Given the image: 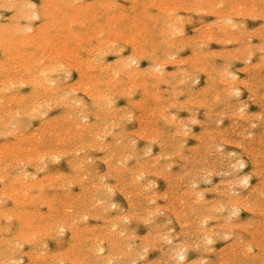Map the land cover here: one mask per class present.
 Masks as SVG:
<instances>
[{
    "label": "rangeland",
    "instance_id": "374dc122",
    "mask_svg": "<svg viewBox=\"0 0 264 264\" xmlns=\"http://www.w3.org/2000/svg\"><path fill=\"white\" fill-rule=\"evenodd\" d=\"M1 1V7H3V8H1L0 7V17L2 16V18H0V27H13L15 24H19V25H21V26H25L26 25V19L24 18L23 19V16H22V13H21V15H20V10L22 9V8H25V7H27L28 5H30V4H32L33 3V5H37V7L36 8H42L43 6L44 7H48V5H47V1H49V4H50V1L51 0H43L44 1V3H42L41 4V2H43L42 0H29V2H27L28 0H21L20 1V4H19V1H17V0H7L8 2H6V0H0ZM13 3H12V2ZM47 3H46V2ZM52 1H54V0H52ZM51 1V2H52ZM58 1H60V2H63V3H60V2H58ZM70 2L69 3H71V0H69ZM88 1V2H87ZM91 0H77V1H73L72 0V3L71 4H68L69 6H68V8L67 9H69V11H71V13L72 12H74L75 14H77L76 15V17H77V20L79 19V17H80V19H82V18H84V13L83 14H81L82 12H80L82 9L81 8H84L83 6H78V5H80V4H89L88 6H91L92 4H90V3H93V6H95V9L93 8V6H91V8H93L92 10L94 11L95 10V14L97 15V13H98V20L100 21H97L98 22V24L100 23L101 24V22H103L104 23V21H102V19L104 18L105 19V17L106 16H110L111 17V15H113V16H119V15H121L123 12H121L120 10H124L125 12V15H128V17H131V15H132V17L134 16V15H136V16H134V17H137L138 16V14H140V12H141V10L143 9V7L141 6V4H142V2L143 1H145V2H143V3H146V1L147 0H100V1H98V0H93V2L91 1ZM97 1H98V3H97ZM109 2L110 4H111V6H110V4L109 3H107L106 2V4H108L109 6H110V8L111 9H109V7H107V9H108V11H107V15L105 14V11H102V12H100V10H102L103 8H106V6L107 5H103V6H100L101 5V3H103V2ZM112 1V2H111ZM136 1V3H134V2ZM139 1V3L137 4V2ZM172 1V2H171ZM183 1V2H182ZM193 0H190L189 2H188V0H186V3H184L185 2V0H168V2H167V4H165V6H167L168 7V9H167V7H165L166 9H158V7H153V8H151V10H148V12H150L151 14H156V15H161V14H159L160 12H163L162 13V15L164 14V16H167L166 17V19L168 20V21H170V20H172V22H167V28L166 29H164V28H162V27H166L165 25H166V22H165V24H164V26L162 25V27H160L161 25H158V24H152V21L150 20V21H148L149 19H145V20H143L144 21V23H142V25H141V27H140V29H142V30H140V32L138 31V33H139V35H138V33H137V31H136V33H137V35H136V33L134 34V29H136L137 30V28H134V27H132V28H130L133 32H129V28H127V30L125 31V28H123L124 27V25L122 24L121 25V31H122V35H123V37H122V35H119L120 37H117L116 36V34L113 36V34L111 35V37H109L108 36V34H107V31L104 29V31H101V32H99L98 33V31H95V32H93V34H94V36L92 37V41H90V48L93 46V44H95L94 45V47H92L91 49H92V51L94 50V52H92V51H90L86 56L89 58V60L92 58L93 60H90V64H91V66L89 65V66H84L82 69H79L78 68V66H77V64H75V62H73V61H71L70 59H68L67 57H57V58H55L54 60L53 59H51V58H49V55L51 56L52 55V50L49 52L50 54H47V55H45L44 56V58L45 59H43V62H44V66H46L47 64V66H49V67H51L52 69L51 70H53V72L51 73V74H47V75H43V76H47V77H45V80L46 81H43V84L42 85H39V87L38 88H36V90L35 91H33L32 90V85L31 84H29L28 82H26V81H28L29 80V77L28 76H25L23 73H22V71L20 70V69H18L17 68V63L15 62V59L13 58V56H12V58L11 57H7V55L5 54V53H3L4 51H3V49L0 47V63L1 64H3V65H0V81H1V79H2V81L0 82V144L1 143H3V145H1L0 146V149H1V151H0V254H1V261H0V264H4V262L5 263H7V264H12V262L13 261H11V260H14V261H16L17 259L19 260H17L16 262L18 263V264H29V263H31V264H42V262H44V264H156V263H158V261H160L161 263H159V264H182V260H184V262H183V264H188L189 262H191V263H189V264H199V262H197L195 259H200V257H201V261H205L206 263H204V261H203V263L200 261V264L202 263V264H209L210 262L211 263H213V264H216L217 262V264H224V262L222 263V261H225L226 260V262L225 263H227V262H229L230 263V261H231V263L230 264H260L261 262H262V260H264L263 258H264V249H263V247H264V241H263V237H264V234H263V231L264 230H262V227H264L263 225H264V223H262V222H264V213H263V211L261 210L262 208H263V210H264V197H262L263 196V194H264V184L262 185V182H263V180H264V164H263V160H264V146L262 147L261 146V142H260V140H262V144L264 145V143H263V141H264V104H262V105H259V104H261V103H264V94L262 93V92H264V82H263V80H264V59H260V58H263L264 56L263 55H261V54H264V52L263 51H259V50H262V49H259L258 48V46L257 45H259V47L260 48H264V45L263 46H261L262 45V42H260V41H262V39H263V37H262V34H263V32H264V29H263V24L262 23H264V15H262V13H260L261 12V10L263 11V9H264V7H262V5L264 4V0L263 1H260V2H258V0H253V4L251 5L250 3H252V0H245V2H244V5H243V7L244 8H247V9H244L243 7H241V5L243 4V3H241L242 2V0H236V1H234V0H225L224 2L225 3H221L220 5H219V3L222 1L223 2V0H215V3H214V0H205L204 1V3L202 2H200V1H198L197 2V0L196 1H194V2H192ZM208 1V2H207ZM219 1V2H218ZM239 1V2H238ZM241 1V2H240ZM4 2V3H3ZM25 2V3H24ZM31 2V3H30ZM40 2V3H39ZM58 2V6L60 7V8H64L63 10H67L66 9V6H64L63 4L65 3V1L64 0H55V3H57ZM74 2V3H73ZM99 2H101L100 3V5L98 6V8H97V5L99 4ZM115 2V3H114ZM177 2V3H176ZM191 2V3H190ZM196 2V3H195ZM232 2V3H231ZM5 3H7L8 5L6 6V8L4 7L5 5H3V4H5ZM10 3V4H9ZM19 4V6H17L18 4ZM67 3H68V0H67ZM95 3V4H94ZM114 3V4H113ZM118 3H120V6H119V8H120V10H118L117 9V4ZM174 3V4H173ZM189 4V5H186V4ZM195 3V4H194ZM228 3H230L229 5H228ZM236 3V4H235ZM248 3V4H247ZM28 4V5H27ZM75 6H74V5ZM136 4V5H135ZM177 4V5H176ZM181 5V10H178V7H179V9H180V5ZM183 4H185V5H183ZM205 4V5H204ZM208 4V5H207ZM215 4H218L217 6L215 5ZM226 4V5H225ZM232 4V5H231ZM241 4V5H240ZM245 4L247 5V6H245ZM249 4H250V6H249ZM257 4V5H256ZM3 5V6H2ZM9 5H13V7H9ZM27 5V6H26ZM41 5V6H40ZM43 5V6H42ZM116 6L115 8L113 7V6ZM119 5V4H118ZM123 5V6H122ZM132 5H133V7L135 8L134 10H131V9H133V8H130V7H132ZM211 5V6H210ZM223 5V6H222ZM234 5V6H233ZM239 5V7L238 8H240L239 9V11H240V14H238L239 13V11L237 10L238 8H237V6ZM256 5V6H255ZM78 7V8H75V7ZM122 6V7H121ZM128 8L129 6V8H128V10H126V8ZM128 6V7H127ZM164 6V5H163ZM176 6H177V9L175 10L174 8H176ZM189 8H188V7ZM191 6H192V8H191ZM196 6H198V8L200 9V10H198L197 9V11H196ZM206 8V10H209V9H211L210 10V12L209 11H205V9H204V7ZM228 7V9H229V7H231V9H229V10H227L226 11V9L227 8H225V7ZM252 6V7H251ZM7 7H9V8H11V9H9V8H7ZM17 7H18V11L16 10L17 9ZM29 7V6H28ZM86 7H87V5H86ZM113 7V8H112ZM124 7V8H123ZM171 7V8H170ZM182 7H184L185 8V10L184 9H182ZM186 7L188 8L187 9V11H186ZM195 7V8H194ZM235 7L237 8V9H235ZM250 7V8H249ZM256 7L258 8V9H256ZM259 7L261 8V10L259 11V14H260V16H259V14L257 15L256 13H257V11L259 10ZM170 8V9H169ZM173 8V9H172ZM190 8H191V10H190ZM203 8V9H202ZM218 8L220 9V11L218 10ZM222 8H223V10H222ZM16 10V11H14V10ZM30 9H32V8H30ZM61 9V10H62ZM71 9V10H70ZM75 9H77V10H75ZM80 9V11L77 13V11ZM98 9V10H97ZM116 9V10H115ZM129 9H130V11H129ZM216 9L218 10V12L216 11ZM251 10V11H248L249 13H247L248 15L250 14V15H252L251 14V12L252 13H254L255 14V16L254 15H252L251 17H249V16H247V14H244V13H242L244 10H245V12L247 11V10ZM62 10V11H63ZM110 10V11H109ZM111 10L113 11V10H115L114 12H111ZM117 10H118V12H117ZM136 10H138V11H136ZM163 10V11H162ZM169 10H171V11H169ZM175 11V14H174V11ZM178 10V11H177ZM202 10H203V12H202ZM226 12H225V11ZM232 10V11H231ZM238 12H237V11ZM242 10V11H241ZM82 11H84V9L82 10ZM135 11V12H134ZM160 11V12H159ZM173 11V12H172ZM177 11V12H176ZM193 11H196V12H193ZM255 11H256V13H255ZM15 12H17V13H19V14H17V13H15ZM65 13H66V11H64ZM121 12V13H120ZM127 12V13H126ZM133 12V13H132ZM142 12H144V11H142ZM153 12V13H152ZM233 12V14L235 13L236 14V16H232L231 15V13ZM13 13V14H12ZM63 13V12H62ZM73 13V14H74ZM100 13H102L101 15H105V17L103 16V17H101V15H100ZM123 13V14H124ZM131 15H130V14ZM206 13V14H205ZM215 13V14H214ZM226 13L228 14V15H230V16H227L226 15ZM263 13H264V11H263ZM16 16H15V15ZM74 14V15H75ZM80 14H81V16H80ZM116 14H118V15H116ZM134 14V15H133ZM154 14V15H155ZM173 14L174 15H176V16H178L177 18H176V16H175V19H174V17L172 18V16H173ZM211 14V15H210ZM219 14H221V15H219ZM237 14H238V16H237ZM22 17H20V16ZM64 15V14H63ZM83 15V16H82ZM130 15V16H129ZM161 15V16H162ZM179 15H181L180 17H179ZM201 15H202V17H201ZM256 15L259 17H256ZM99 16L101 17V18H99ZM147 16V15H146ZM221 16V17H220ZM222 16H224V18L222 17ZM232 16V17H231ZM244 16V17H243ZM10 17V18H9ZM13 17H15V18H13ZM20 17V18H19ZM131 17V18H132ZM148 17V16H147ZM188 17V18H187ZM190 17V18H189ZM201 17V18H200ZM205 17H207V18H205ZM222 18V19H220V18ZM243 17V18H242ZM253 17V18H252ZM255 17H256V19H255ZM263 17V18H262ZM17 18V19H16ZM130 18V19H131ZM180 18V19H179ZM198 18H200V20L202 21H200ZM230 18H231V20H232V22L230 21V22H228L229 20H230ZM262 18V19H261ZM15 19V20H14ZM21 19V20H20ZM101 19V20H100ZM106 19H107V17H106ZM105 19V24L103 25L102 24V26H106V28L108 27L107 26V24L109 23L110 25H112L113 23H114V21L112 22L111 20V23L110 22H107V21H109V20H106ZM198 19V20H197ZM212 19H215V21L214 20H212ZM218 19V20H217ZM220 19V20H219ZM228 19V20H227ZM233 19H235V23H236V25L234 24V20ZM242 20V21H240V20ZM19 20V21H18ZM37 20V21H36ZM84 20L85 19H82V22H83V24L84 25H86V24H88L87 22H85L84 23ZM149 22H147V21ZM174 20H176V21H174ZM181 20V21H180ZM183 20V21H182ZM191 20H192V22H191ZM210 20H212V21H210ZM236 20H238V22H236ZM245 20V21H244ZM8 21H12V23H9ZM17 21V22H16ZM79 21V20H78ZM86 21V20H85ZM178 21V22H177ZM187 21H190V22H186ZM208 21V22H207ZM220 21V22H219ZM222 21V22H221ZM244 21V22H243ZM3 22H5V23H3ZM8 22V23H7ZM80 22H81V20H80ZM80 22H78V24H77V22H76V24L74 23L73 24V27H76V25H77V30L79 29V27L78 26H80V27H84V25L82 24V23H80ZM122 22V21H121ZM151 22V23H150ZM177 22V23H176ZM181 22H183L182 24H184V26L182 27V25L180 26V23ZM211 22H212V24H211ZM215 22H216V24H215ZM223 22H227L226 24H228V25H226L225 23H223ZM240 22V23H239ZM259 22H262V23H259ZM2 23L4 24L3 26H2ZM13 23H15V24H13ZM24 23V24H23ZM30 23L31 24H33V25H39V21H38V19H31L30 20ZM29 23V24H30ZM127 23V21L126 22H124V24H126ZM210 25H209V24ZM218 23H220V24H218ZM239 23V24H238ZM241 23H243L244 24V26H242V24ZM259 23V24H258ZM28 24V23H27ZM28 24V25H29ZM99 24V25H100ZM108 24V25H109ZM144 24H146V25H144ZM151 25V27L149 26L148 28H147V25ZM206 24V26L203 28V26ZM222 24H223V26L224 25H226V26H222ZM234 24V25H233ZM241 24V25H240ZM172 25H174V27L172 26ZM198 25V26H197ZM200 25V26H199ZM203 25V26H202ZM209 25V28L207 27ZM220 25V28H218V26ZM232 25V26H231ZM260 26L259 28L260 29H262L261 30V32H262V34H260L259 33V28H258V26ZM20 26V27H21ZM140 26V25H139ZM143 26V27H142ZM155 26H157V27H155ZM175 26H177L176 28H178V26H180L177 30H176V28H175ZM215 26V27H214ZM229 26V27H228ZM236 26H238V28L239 29H237L236 28ZM246 26V27H245ZM254 26V27H253ZM15 27V26H14ZM197 27H198V29H197ZM199 27H200V29H199ZM207 27V28H206ZM231 27V29L234 31H232L231 29H230V31L228 32L227 30H229V28ZM234 27V28H233ZM240 27H242V28H240ZM105 28V27H104ZM161 28V29H160ZM193 28H196L195 30H197V31H195ZM213 28H214V30H213ZM222 28H225V30H223ZM244 28V29H243ZM247 28V29H246ZM250 28H252V30L253 29H256V32H255V30H253L254 31V33L255 34H253V32H250V34L252 33L253 35H247V34H249V31L251 30ZM86 29L87 28H85L84 27V29H79V30H81V32H80V34H82V35H87L86 34ZM171 29H173L172 31H171ZM208 29V30H207ZM210 29V30H209ZM218 29H221V30H218ZM234 29H237V31L236 30H234ZM243 29V30H242ZM246 29V30H245ZM249 29V30H248ZM139 30V29H138ZM160 30V31H159ZM163 30L165 31V32H163ZM182 30V32L183 33H180L179 31H181ZM205 30V31H204ZM207 30V31H206ZM224 32H223V31ZM241 30V31H240ZM245 30V31H244ZM248 30V31H247ZM86 31V32H85ZM124 31V32H123ZM162 31V32H161ZM167 31V32H166ZM174 31V32H173ZM215 31H218L217 33L215 32ZM237 33H236V32ZM247 31V32H246ZM90 32V31H89ZM104 32V33H103ZM106 32V33H105ZM127 32V34H125ZM142 32V33H141ZM169 32H171V33H169ZM173 32V33H172ZM194 34H196V35H194ZM197 32H198V36H201L200 38H202V36H203V39H199V37L197 38ZM201 32V33H200ZM220 32V33H219ZM223 32V33H222ZM232 32V33H231ZM242 32V33H241ZM244 32H245V35H244ZM53 33V32H52ZM51 33V34H52ZM100 33H101V35H100ZM103 33V34H102ZM115 33H118L117 31L115 32ZM145 33V34H144ZM166 33V34H165ZM208 33H211L210 35L208 34ZM216 33V34H215ZM259 33V34H258ZM90 35L92 34V33H89ZM95 34L96 35H98V36H95ZM131 34V37H129L128 35H130ZM132 34L133 35H136V36H134V40H133V42L130 40L129 41V39L126 41V39L127 38H132ZM148 34H149V36H151L150 37V44H151V47L153 48H149L150 47V44H148L147 42H146V40H147V37H149L148 36ZM163 34V35H162ZM170 34V35H169ZM173 34V35H172ZM177 34V35H176ZM185 34V35H184ZM191 34H193L192 36H194V38L193 37H191ZM200 34H202V35H200ZM215 34V35H214ZM227 34V35H226ZM228 34H231V35H233L232 37H227L228 36ZM236 34V35H235ZM256 34H258V35H260V36H258V35H256ZM143 35V36H142ZM155 35V36H154ZM181 35V37H178V36H180ZM183 35H184V37H183ZM226 36V38H225V36ZM231 35H229V36H231ZM239 35V36H238ZM247 35V36H246ZM115 37V39L116 40H114V42H116V43H114V45L116 46H114V45H112V44H110V43H108L107 44V41L108 42H110L111 40H110V38L113 40V37ZM128 36V37H127ZM142 36V37H141ZM155 37V39H154V37ZM162 36H163V38H165V39H163L162 38ZM167 36H169V37H167ZM176 36V37H175ZM190 36V37H189ZM196 36V37H195ZM205 36H210V37H212L211 39H215V40H211L209 37L208 38H204ZM216 36V37H215ZM220 36V37H219ZM222 36H224V37H222ZM244 36H246L245 38H244ZM251 36H253V37H251ZM263 36H264V34H263ZM94 37H96L95 39H94ZM101 37H106L105 38V42H99V41H102V39H101ZM162 39H161V38ZM171 37V38H170ZM188 37H189V39H188ZM214 37V38H213ZM234 37H236L235 39H238L237 37H240L241 39H238V41L239 40H241V41H239V43H238V41L237 42H235V40L233 39ZM258 39H257V38ZM98 38H100V39H98ZM118 38H119V40H118ZM121 38V39H120ZM138 38V39H137ZM152 38V39H151ZM181 38V40H179ZM196 38H197V40H200V41H194V40H196ZM232 38V39H231ZM248 38H252L251 40L250 39H248ZM133 39V38H132ZM154 39V40H153ZM177 39V40H176ZM188 39V40H187ZM216 39H218V40H216ZM219 39H220V41H219ZM225 39H229V41L230 42H232V43H230V42H228V40H226V42H225ZM243 39H245L246 41L244 42L243 41ZM248 39V40H247ZM125 42H124V41ZM138 40V41H137ZM140 40V41H139ZM166 40V41H165ZM176 40V41H175ZM179 40V41H178ZM203 40V41H202ZM205 40V41H204ZM207 40H210V41H207ZM233 40H234V42H233ZM250 40V41H249ZM104 41V40H103ZM119 41V42H118ZM129 41V42H128ZM137 41V42H136ZM154 42V44H153V42ZM157 41V42H156ZM171 41V45H176V46H173V47H176V48H178V50L179 51H177V50H173V47L171 48L170 46H168L170 43L169 42ZM191 41H192V44H193V46L191 45ZM194 41V42H193ZM212 41V42H211ZM247 41H248V43H247ZM165 42V43H164ZM178 42V43H177ZM179 42H181V43H179ZM190 43V46H189V43ZM204 42V43H203ZM206 42H208L207 44H206ZM214 42V43H213ZM219 42V43H218ZM222 42H223V44H222ZM224 42H225V44H224ZM229 44H228V43ZM250 42H252V43H250ZM257 44H255V43ZM260 42V43H259ZM263 42H264V39H263ZM113 43V42H112ZM120 43V44H119ZM128 43V44H127ZM140 43V45H138ZM147 43V44H146ZM173 43V44H172ZM177 43V44H176ZM186 45L187 43V45L185 46L184 44ZM199 43H203L204 44V46H203V44L201 45H199ZM104 44V46H102ZM107 44V45H106ZM157 45V47H156V45ZM166 44H168V45H166ZM181 44H183L182 45V48H181ZM196 44V45H195ZM206 44V45H205ZM246 44V45H245ZM248 44H251L252 46H249ZM261 44V45H260ZM102 46V48L100 47V46ZM122 45V46H121ZM124 45V46H123ZM149 45V46H148ZM195 45V46H194ZM209 45H210V47H209ZM256 45V46H255ZM97 46V47H96ZM109 46H110V48L111 47H113V49L111 50H109ZM123 47L122 48V53H118V52H116L115 53V51L117 50V48H119V47ZM142 46H144V48L147 46V48H146V52H148V51H151V52H153V51H155V48H156V51H155V53H158V55L159 56H157L156 54H155V56L153 55V56H150V55H148V53H147V55L146 54H143L142 52H139V51H141V48H142ZM161 47L159 50H158V48L159 47ZM168 46V47H167ZM178 46V47H177ZM192 46V47H191ZM199 46H201V49H199L198 47ZM232 46V47H231ZM245 46L247 47V46H249V47H247L248 49L249 48H251V49H249V50H246L247 48H245ZM256 48H255V47ZM127 49H126V48ZM131 47V48H130ZM138 47V48H137ZM187 47V48H186ZM188 47H189V49H188ZM222 47V48H221ZM226 47V48H225ZM227 47H228V49H227ZM230 47V48H229ZM237 47V51L239 52V50H238V47H239V49L241 50V48L242 49H244V52H241V54H246V55H241L240 54V52L239 53H237V51L235 50V49H233V48H236ZM102 50L101 51V53H99V54H97V55H101L103 52H104V54H102L103 56L102 57H105V54L107 55L106 57H105V60H104V58H102L101 56H100V58H102V59H100V60H97V59H99L98 57L99 56H97L95 53L97 52H100V49ZM136 48V49H135ZM175 48V49H176ZM184 48V49H183ZM210 48V49H209ZM219 48L221 49V51L219 50ZM97 49V50H96ZM140 49V50H139ZM161 49H162V51H161ZM181 49V50H180ZM198 49H199V51H198ZM258 50V52L256 51V50ZM105 50V51H104ZM119 50V52H120V50H121V48L120 49H118ZM117 50V51H118ZM125 50H127V51H125ZM139 50V51H138ZM212 50H214V51H212ZM224 50V51H223ZM226 50H229L230 51V54L231 55H229V53H228V51H226ZM232 50L234 51H236V52H232ZM106 51H110L109 53H107ZM112 51H114L113 53H111ZM133 51H136V52H133ZM195 53H194V52ZM216 51H217V53H216ZM226 51V53H224ZM243 51V50H242ZM253 52V54L252 53H250V52ZM256 51V52H255ZM132 52H133V54H135L136 53V55H133L132 54ZM138 52H139V56H138ZM179 52H181V54L179 53ZM211 52H213V53H216L215 55L214 54H212ZM248 52H249V54H248ZM254 52H255V54H254ZM2 53V54H1ZM93 53V54H92ZM129 53H131V55L129 54ZM140 53H141V55H140ZM168 53H170V57H169V55H167ZM196 53H197V55H196ZM203 53H206L205 55H207V53L210 55V56H208V57H206L205 58V55H202ZM222 53H224V55L222 54ZM235 53V55L236 54H238V56L236 55H234L235 57H233L232 55ZM117 54V55H116ZM124 54V55H123ZM174 54V55H173ZM176 54V55H175ZM188 54H189V58L191 59V60H193V58H196V61L195 60H193V62H191V60L188 58ZM193 54V55H192ZM198 54H200V55H198ZM212 54V55H211ZM219 54H221V55H219ZM250 54H252L253 56H251ZM257 54V55H256ZM6 55V56H5ZM53 55H54V53H53ZM173 55V56H172ZM217 56V57H214V56ZM218 55H219V57H218ZM248 55V56H247ZM256 55V56H255ZM2 56H4V57H2ZM91 58H90V57ZM96 57V60H95V57ZM111 56V57H110ZM120 56V57H119ZM131 57L132 59H133V61H132V59L131 60H129L128 61V57ZM138 56V57H137ZM147 56V57H146ZM167 56V57H166ZM191 56H193V58L191 57ZM196 56V57H195ZM222 56V57H221ZM225 56V57H224ZM228 56V57H227ZM244 57V58H242V57ZM6 57V58H5ZM129 57V58H130ZM134 57H136L135 58V60H134ZM139 57H140V59H139ZM158 57V58H157ZM168 57L170 58L169 59V61H167L168 60ZM176 59H175V58ZM181 57V58H180ZM202 57H204L205 58V61H204V58L202 59ZM209 57H210V59H209ZM247 57V58H246ZM252 57V58H251ZM7 58H8V61H7V63L5 64V62H6V60H7ZM49 58V59H48ZM52 58H53V56H52ZM145 58V59H144ZM153 58H154V60L155 61H159V62H161L160 60H162V59H166V61L167 62H170V63H168V65L166 64V66L164 65L165 63H164V60H163V62H161L160 64H162L161 66H163V67H158V65H159V62H156L155 63V61L153 60ZM157 58V59H156ZM160 58V59H159ZM172 58H173V61H174V59H175V63L173 64H171V62H172ZM187 58V59H186ZM198 58H200V59H198ZM208 58V59H207ZM225 58V59H224ZM227 58V59H226ZM239 58H240V60H239ZM3 59V60H2ZM12 59V60H11ZM57 59V60H56ZM59 59V60H58ZM62 59V60H61ZM109 59V60H108ZM117 59V60H116ZM124 59V60H123ZM139 59V60H138ZM150 59V60H149ZM183 59V60H182ZM185 59H186V63H188V64H186L185 63ZM189 59V60H188ZM198 59V60H197ZM213 59V60H212ZM231 59V60H230ZM235 59H238V60H235ZM246 59H248V60H246ZM10 60H11V62H10ZM67 60V61H66ZM110 60H111V62H110ZM171 60V61H170ZM200 60V61H199ZM204 61L205 63H203L202 61ZM226 60V61H225ZM228 60V61H227ZM245 60V61H244ZM249 60H251V61H249ZM2 61V62H1ZM5 61V62H4ZM60 61V62H59ZM96 61V62H95ZM125 61V62H124ZM131 61H132V63H134V65H132V63H131ZM137 61H139V62H137ZM179 61V62H178ZM188 61V62H187ZM198 61H199V63H200V65H202L203 64V68H202V66H198ZM208 61V62H207ZM215 61V63H214V65H212L211 63H213ZM223 61H225L224 63H223ZM234 62V63H232V67L230 66L231 65V63H228V62ZM245 63H244V62ZM254 61V62H253ZM261 61H263V63L261 62ZM51 62H53L54 63V65H52L51 64ZM62 62H63V64H62ZM99 62V63H98ZM100 62H101V64H100ZM109 62V63H108ZM114 62V63H113ZM129 63V67H126L127 65H128V63ZM142 62V63H141ZM151 62V63H150ZM154 63V65L156 66L155 68H157V70L156 69H154V66H153V63ZM166 62V63H167ZM184 62V63H183ZM260 62H261V65H260ZM58 63V65H56ZM69 63V64H68ZM71 63H73V64H71ZM94 63H95V65H94ZM97 63H98V65H97ZM106 63H108V64H106ZM123 63H127V65L125 64H123ZM180 63V64H179ZM183 63V64H182ZM193 63L195 64V66L193 65ZM208 63H210L211 65V69H209L210 68V66H208L207 67V64ZM227 63L228 64H230L229 66H224V65H227ZM255 63V64H254ZM257 63H259V65H257V67L255 68V65L257 64ZM12 64V65H11ZM104 64H105V67H104ZM109 64H110V66L112 67L111 69L109 68L110 66H109ZM112 64V65H111ZM137 64V65H136ZM152 65V68H151V65ZM192 64V65H191ZM205 64H206V67H204L205 66ZM222 64H223V67H222ZM243 64H244V66H243ZM246 64V65H245ZM254 64V67L252 66V65ZM52 65V66H51ZM92 65H93V67H95V69H90V68H92ZM101 65V66H100ZM113 65L115 66V67H113ZM139 65V66H138ZM187 65V66H186ZM209 65V64H208ZM55 66V67H54ZM57 66H58V68H57ZM63 66V67H62ZM69 68H68V67ZM72 66V67H71ZM96 66H98V67H96ZM123 66V67H122ZM165 66V67H164ZM179 66V67H178ZM190 66V67H189ZM192 66V67H191ZM196 66H198V67H196ZM247 66V67H246ZM261 66V67H260ZM4 67H6V69H4ZM76 67V68H75ZM107 67V68H106ZM148 67V68H147ZM176 67H178L179 69L181 68V70H183L184 68V70L183 71H181V70H179L178 68H176ZM182 67H183V69H182ZM195 67V68H194ZM212 67H214V68H212ZM218 67H220L219 69H216V70H212V69H215V68H218ZM244 67H245V69H244ZM253 67V68H252ZM258 67H260V72H259V68ZM1 68L3 69V72H2V70H1ZM64 69L65 70V68H66V71H62L61 69ZM67 68L69 69V73L70 74H68V70H67ZM75 68V69H74ZM84 68H86V70H84ZM90 69V72L88 71L89 69ZM109 68V69H108ZM114 68H119L118 70L117 69H115L114 70ZM159 68V69H158ZM190 68V69H189ZM192 68V69H191ZM198 68V69H197ZM207 68V69H206ZM225 68H227V69H225ZM228 68L230 69V71L228 70ZM250 68V69H249ZM255 68V69H254ZM15 69V70H14ZM60 71H59V70ZM71 69V70H70ZM103 69H105L106 70V77H107V79L105 80H103L102 78H100L99 77V79H97L96 78V76L95 75H93L94 74V72L95 73H97V72H101ZM123 69V70H122ZM125 69V70H124ZM144 69V70H143ZM151 69V70H150ZM161 69V70H160ZM171 69V70H170ZM195 69H196V71H195ZM203 69H206L205 70V72L206 73H204V70ZM226 70V72L225 71H223V70ZM242 71H240V70ZM248 69V70H247ZM252 69H254L255 70V72L252 70ZM57 70V71H56ZM73 70H75V71H73ZM109 70H110V72H109ZM111 70H114V71H111ZM116 70L118 71V72H116ZM121 70V71H120ZM133 70H136L135 72L133 71ZM138 70V71H137ZM156 70V71H155ZM171 72H170V71ZM209 70H211L210 72H212L213 71V73H211V74H214V75H212V84H211V82H207V81H210L211 80V74L209 75L208 74V76H207V72L208 73H210L209 72ZM218 70V72L216 73L215 71H217ZM251 70V71H250ZM258 70V72L260 73H256V71ZM5 71V72H4ZM20 71H21V73H20ZM59 71V72H58ZM63 72V74H62V72ZM82 71V72H81ZM94 71V72H93ZM124 71H126V73H124ZM129 71H130V73H129ZM146 71H148V72H146ZM153 71H155V72H153ZM157 71H159V73L161 72V78L159 79V76L158 77H156L157 75H155V77H154V75H149V74H151V73H154V74H157L156 72ZM172 71H173V73H172ZM185 72V73H181V72ZM202 71V72H201ZM228 71L229 72H233L232 74H231V76H228ZM244 71V72H243ZM247 71H248V73H247ZM2 72V73H1ZM65 72H67V74L65 73ZM112 72V73H111ZM118 73V75H116V74H114V73ZM119 72H121V73H119ZM134 72V73H133ZM143 72H145V73H143ZM151 72V73H150ZM178 74H177V73ZM189 72H190V74H189ZM222 72V73H221ZM237 74H236V73ZM256 73V75L254 74V73ZM10 73H11V75H10ZM16 73H17V75H16ZM58 73V74H57ZM61 73V74H60ZM76 73V74H75ZM123 73V74H122ZM149 73V74H148ZM176 75H175V74ZM194 73V74H193ZM219 73H220V75H219ZM253 73V75H255V76H251L250 74H252ZM34 74H36V75H34V76H38V74H39V71H35L34 72ZM56 74V75H55ZM109 74L111 75V76H109ZM114 74V75H113ZM122 74V75H121ZM130 74H132V75H130ZM134 74V75H133ZM165 74V75H164ZM167 74V75H166ZM169 74L171 75L170 77H169ZM179 74H181V76L179 75ZM200 74V75H199ZM224 74V75H223ZM227 74V75H226ZM229 74V75H230ZM247 74V75H246ZM13 75H16L15 77L13 76ZM20 75V76H19ZM62 75V76H61ZM65 75V76H64ZM71 75V76H70ZM86 75V76H85ZM126 75H128V76H126ZM136 75V78H134V76ZM150 77H149V76ZM173 75H175V76H173ZM182 75H185L184 77H187V78H184ZM199 75V76H198ZM205 75V76H204ZM234 75H236V76H234ZM238 75V76H237ZM246 75V76H245ZM18 76V77H17ZM56 76H59V78L61 77V79L59 80ZM64 76V77H63ZM70 76V77H69ZM112 76H115V77H112ZM124 76V77H123ZM147 76V77H146ZM173 76V77H172ZM179 76V77H178ZM223 76H225V77H223ZM227 76V77H226ZM262 77V80H261V78L260 77ZM8 77H11V79H14V81L13 80H10ZM25 77V78H24ZM27 77V78H26ZM31 77V76H30ZM50 77H51V79H50ZM69 79H67V78ZM77 79H76V78ZM128 77H130V78H128ZM148 78L147 80H146V78ZM152 77H153V79H152ZM184 78V79H186L185 81H184V79H180V78ZM205 77H207V79L205 78ZM223 78V80H222V78ZM233 77V78H232ZM240 77H241V80H240ZM247 77H248V79H247ZM252 77V78H251ZM254 77V78H253ZM5 78V79H4ZM10 80V83H8L9 82V80ZM17 80H16V79ZM53 78V79H52ZM67 80H66V79ZM73 78V79H72ZM85 78V79H84ZM134 80H133V79ZM144 79V81H143V79ZM151 78V79H150ZM155 78H157V79H155ZM168 78H169V80H168ZM190 78V79H189ZM221 78V79H220ZM226 78V79H225ZM235 78V79H234ZM244 78H246L245 79V81H246V83H245V81L243 80ZM56 79V80H55ZM89 79V80H88ZM133 81H132V80ZM155 79V80H154ZM162 79V80H161ZM167 79V80H166ZM173 79H175V80H173ZM178 79H180L181 80V82L182 81H184V82H182V84H180V80L179 81H177V84L175 83L176 82V80H178ZM214 79H216V80H214ZM220 79V81H218ZM225 79V80H224ZM6 80V81H5ZM15 80H16V82H15ZM43 80H44V77H43ZM50 80H52V83H53V81H54V83L55 84H57V81H58V86H54V83H53V86H52V84L50 83H48V82H50ZM61 80H63V81H61ZM81 80V81H80ZM86 80V81H85ZM88 80V81H87ZM97 80H103V83H101V81L100 82H97ZM110 80V81H109ZM139 80V81H138ZM140 80H141V83H139L140 82ZM152 80V81H151ZM159 80H161V81H159ZM170 80H172L171 82H170ZM233 80V82L231 83V81ZM252 80V81H251ZM3 81H4V83H3ZM56 81V82H55ZM67 81V82H66ZM75 81V82H74ZM78 81V82H77ZM92 81H95L94 83H95V85H94V83H92ZM146 81V82H145ZM151 81V82H150ZM236 82V84H234L235 82ZM247 81H248V83H247ZM249 81H251L250 83H249ZM8 84H6V83ZM22 82H24V83H22ZM63 82V83H62ZM92 84V85H94V89H93V86L90 84V83ZM111 82V83H110ZM136 82L138 83V85L136 84ZM149 82V83H148ZM154 82V84L152 85L151 83H153ZM156 82V83H155ZM165 82V83H164ZM215 82V83H214ZM217 82H220V83H217ZM222 82V83H221ZM226 82V83H225ZM230 82V84H231V87H230V84H228ZM239 82V83H238ZM240 82H242V83H240ZM11 83L12 84H15V85H13V87L12 86H10L11 85ZM64 83H65V85H64ZM68 83V84H67ZM77 83H78V86H76L77 85ZM86 83V84H85ZM106 83V84H105ZM127 83H128V85H127ZM131 83L134 85V89H132L131 90V86H133V85H131ZM146 85H145V84ZM148 83V84H147ZM179 83V84H178ZM206 83V85H205V87H203V85ZM210 83V84H209ZM213 83H214V85H213ZM217 83V84H216ZM24 84V85H23ZM46 84V85H45ZM88 84V85H87ZM97 84H98V87H97ZM103 86H102V85ZM136 84V85H135ZM141 84V85H140ZM144 84V85H143ZM161 84V85H160ZM163 84V85H162ZM197 84V85H196ZM209 86H211V87H209ZM216 84V85H215ZM219 84V85H218ZM232 84H234V85H237L238 86V88H233V90H235L236 92H232L231 93V91H232V87H236V86H232ZM243 84V85H242ZM248 84V85H247ZM260 86H259V85ZM263 84V85H262ZM3 85V86H2ZM20 85V86H19ZM43 85H44V88L42 89V87H43ZM63 86V87H61V86ZM70 85V87L72 88V89H70L68 86ZM75 86V88H73L74 86ZM124 85L128 88V86H129V90L127 89L126 90V87H124ZM143 85V86H142ZM147 85H149V86H151V87H149V86H147ZM155 85V86H154ZM171 85H175V86H172V88H171ZM181 85H183V86H181ZM194 85V86H193ZM199 85H201V86H199ZM225 85H226V87H225ZM250 85V89H252V88H256L255 90L254 89H252L251 91H248L249 89L247 88L248 86ZM253 85V87H251ZM262 85V86H261ZM15 86H16V88H15ZM49 86H52V91H49L50 89H46V88H51V87H49ZM83 86H86V88H87V86H88V88L89 89H86L85 90V88L83 87ZM92 86V87H91ZM105 86V87H104ZM107 86V87H106ZM123 86V87H122ZM146 87V89H144L145 91H141V88H143V87ZM158 86V87H157ZM176 86H178V87H176ZM196 86V87H195ZM206 86H208V87H206ZM244 86V87H243ZM256 86H258V87H256ZM18 87V88H17ZM60 87H61V90H60ZM67 87V88H66ZM91 87V88H90ZM122 87V88H121ZM138 87V88H137ZM156 87V88H155ZM180 87V88H179ZM195 87V88H194ZM200 87V88H199ZM217 87V88H216ZM225 87V88H224ZM229 87V88H228ZM21 88H23V89H21ZM53 88H55V90L53 89ZM76 88H78V90L76 89ZM96 88H97V91H96ZM102 88V89H101ZM104 88V89H103ZM116 88V89H115ZM137 88V89H136ZM148 88V89H147ZM153 88H155V89H157V90H155V89H153ZM160 88H162V89H160ZM164 88H166L165 90H164ZM183 90H182V89ZM187 88V89H186ZM203 88H204V91L202 92V90H203ZM209 88H211V89H209ZM212 88H214L213 90H212ZM221 88V90H219V89ZM224 90H223V89ZM226 88L227 89H230L231 88V90L229 91V90H226ZM241 88V89H240ZM248 90H247V89ZM6 89H8L7 91H6ZM81 89H83V90H81ZM91 89V90H90ZM99 89H101V90H99ZM151 91H150V90ZM153 89V90H152ZM171 89V90H170ZM174 89V90H173ZM202 89V90H201ZM210 92V94L208 93V91ZM215 89H217L218 91H216ZM240 91H239V90ZM20 90V91H19ZM23 90V91H22ZM46 90V91H45ZM67 90H69V91H67ZM76 90V92L75 93H73L74 91ZM90 90V91H89ZM120 90V91H119ZM135 90V91H134ZM143 90V89H142ZM155 90V91H154ZM160 90V91H159ZM164 90V91H163ZM179 90V91H178ZM197 90V91H196ZM223 90V91H222ZM246 90V91H245ZM254 90V91H253ZM258 90V91H257ZM83 91H86V92H83ZM92 91V93L90 94V92ZM107 91V92H106ZM111 91H112V93H111ZM149 93H151L152 92V94H149ZM162 91V92H161ZM165 91H167V92H165ZM182 91V94L180 95L179 94V92H181ZM192 91V93L193 94H196L197 95V98H196V95L194 96L192 93V95L194 96H191V95H189L190 94V92ZM196 91V92H195ZM206 91H207V93H206ZM211 91H213V92H211ZM226 91V93H224ZM254 93H253V92ZM51 92V93H50ZM67 92H68V94H67ZM70 92H72V93H70ZM96 92H97V94H96ZM109 92V93H108ZM114 92V93H113ZM128 92V93H127ZM136 92V93H135ZM154 92V93H153ZM156 92V93H155ZM161 92V93H160ZM175 92V93H174ZM186 92H188V93H186ZM198 92L199 93H201L202 92V94H201V96L202 95H204V96H202L201 98L203 99V100H201V102H200V94H198ZM217 92H222V93H224V94H222L223 95V97L222 96H220V94L219 93H217ZM250 92H251V94H250ZM255 92H256V94H255ZM2 93V94H1ZM50 93V94H49ZM77 93V94H76ZM87 93V94H86ZM106 93V95H104ZM126 93H127V95H126ZM133 93V94H132ZM138 93H139V95H138ZM146 93V94H145ZM185 93V94H184ZM204 93H206V95H208V96H206L205 97V94ZM212 93L214 94V95H212ZM236 95H235V94ZM257 93H258V96H257ZM47 94H49V95H47ZM101 94H102V96H101ZM107 94H109L108 96H107ZM177 95L176 97L174 96V95ZM217 94H219V95H217ZM225 94H227L226 95V97H224V95ZM231 94H233L232 95V97L233 98H231ZM241 94V95H240ZM255 94V95H254ZM261 94H262V96H261ZM35 95V96H34ZM89 96V99L87 98L88 96ZM91 95H92V97H91ZM93 95H94V98H96L95 96L96 95H98V97H99V99H98V97L96 98V99H94L93 98ZM101 97H100V96ZM120 95V96H119ZM166 95H168V98H166L167 96ZM211 95V96H210ZM234 95H235V97H234ZM237 95H238V97H237ZM240 95V96H239ZM243 95V96H242ZM254 95V96H253ZM7 96V97H6ZM9 96V97H8ZM25 97V101H21V100H18V98L17 97ZM47 96V97H46ZM49 96V97H48ZM54 96V97H53ZM61 96V97H60ZM80 96V97H79ZM108 98H107V97ZM113 96V97H112ZM115 96H117V97H115ZM139 96V97H138ZM142 96V97H141ZM146 96V97H145ZM157 96V97H156ZM173 96H174V98H173ZM179 96V97H178ZM215 96V97H214ZM220 96V98L221 99H218V97ZM228 96V97H227ZM252 96H253V98H252ZM13 97V98H12ZM33 97V98H32ZM39 97H41V98H39ZM45 97H46V100H48V102L45 100ZM51 97H53V98H51ZM63 97H65V98H67V100L64 98L63 99ZM103 97V98H102ZM116 99H115V98ZM120 99H119V98ZM130 98V99H127V98ZM162 97H165V99L164 98H162ZM171 98V100H172V102L170 103V98ZM185 97H187L186 99H188L189 100V102H187L186 101V99H184ZM190 97H193L194 98V104H191V103H193L192 101L190 102V100H193V98L191 99ZM204 97V98H203ZM215 99H214V98ZM237 97V98H236ZM250 97H251V99H250ZM256 97V98H255ZM258 97H260L259 99H258ZM262 97V98H261ZM107 98V99H106ZM144 98H146V99H144ZM157 98H159V99H157ZM162 98V99H161ZM197 99V102H195L196 101V99ZM216 100L215 102H214V100ZM225 98V99H224ZM229 98V99H228ZM244 98V100H241V99H243ZM2 99V100H1ZM39 99H41L42 101H39ZM53 99H54V101H53ZM69 99V100H68ZM78 99H80L79 100V104H76L75 105V102H77V100ZM119 101H118V100ZM127 99V100H126ZM144 99V100H143ZM156 99V101H154ZM166 99H167V101H169V102H167V104H166ZM169 99V100H168ZM175 99V100H174ZM179 99V100H178ZM228 99V101H227V103H226V101L225 100H227ZM236 99H238V100H236ZM260 99H262V100H260ZM6 100V101H5ZM38 100V101H37ZM44 100V101H43ZM52 100V101H51ZM60 102H59V101ZM73 100V101H72ZM113 101V103H112V101ZM129 100H131V101H129ZM149 100H151V101H149ZM161 100V102H159ZM178 100V101H177ZM207 102H209V104H204V102L206 103V101ZM213 100V101H212ZM218 100L220 101V103H216V102H218ZM231 100V101H230ZM12 101V102H11ZM32 101H33V103H32ZM66 101V102H65ZM110 101H111V103H110ZM133 101H135V103H133ZM144 102V104L146 105H144L143 104V102ZM154 101V102H153ZM165 101V102H164ZM174 101L175 102H177V103H175L176 105L178 104V105H180L179 107H180V109H179V107H178V105L177 106H175V104H174ZM182 101H185V103H183ZM222 101V102H221ZM225 103H224V102ZM241 103H239V102ZM10 104H9V103ZM25 102H27V103H25ZM53 102V103H52ZM70 102V103H69ZM103 102V103H102ZM142 102V103H141ZM153 102V103H152ZM159 102V103H158ZM164 102V103H163ZM198 102H200V104L202 105V106H200V105H198L199 103ZM214 102V103H213ZM232 102H233V104H232ZM243 102V103H242ZM246 102L248 103V104H246ZM261 102V103H260ZM17 105H16V104ZM46 103V104H45ZM49 103V104H48ZM52 103V104H51ZM61 103V104H60ZM78 103V102H77ZM87 103V104H86ZM101 103V104H100ZM116 103V104H115ZM139 103V104H138ZM148 103V104H147ZM198 103V104H197ZM211 103H213V105L211 104ZM259 103V104H258ZM23 104V105H22ZM35 104H38L37 106L35 105ZM51 104V105H50ZM160 104V105H159ZM172 104V105H171ZM183 104V105H182ZM186 105V107H184L185 105ZM214 104H216L215 106H214ZM220 104V105H219ZM231 104V105H230ZM236 104H238L237 106H236ZM246 104V105H245ZM7 105H8V107H7ZM47 105V106H46ZM58 105V106H57ZM97 105V106H96ZM131 105H133V106H131ZM136 105V106H135ZM171 105V106H170ZM194 105V106H193ZM207 105V106H206ZM211 105V107L212 106H214V107H209ZM242 105H245V107L247 106V108L245 109L244 108V106L242 107ZM249 105V106H248ZM15 106H17V107H15ZM19 106V107H18ZM20 106H22V107H20ZM29 106V107H28ZM30 106H32V107H30ZM40 106V107H39ZM50 106V107H49ZM55 106H56V108H55ZM76 106V107H75ZM85 106V107H84ZM128 106V107H127ZM149 106H151V107H149ZM158 106V107H157ZM174 106V108H172ZM192 107V113H191V107ZM206 106V107H205ZM228 106H230L229 108H228ZM10 107H12V108H10ZM33 107H34V109H33ZM61 107H62V109H61ZM116 107V108H115ZM167 107V108H166ZM168 107H169V111H168ZM175 107H177V108H175ZM182 107L183 108H185L184 110L182 109ZM200 107H201V109H200ZM207 108V109H205V108ZM240 107H241V109H240ZM24 108V109H23ZM30 108V109H29ZM51 108H55V109H51ZM128 108H131V109H128ZM136 108V109H135ZM145 108L146 109H148V110H151V111H149V114H148V116H146V112L148 111H146L145 110ZM164 108H166V109H164ZM186 108H187V110H186ZM234 108V109H233ZM239 108V109H238ZM242 108H244L245 109V111L243 110L242 111ZM2 109H4V111H2ZM11 110L12 109V111H7V110ZM24 110V112H23V110ZM29 111H28V110ZM46 109H47V111H46ZM99 109V110H98ZM179 109V110H178ZM182 109V110H181ZM190 111H189V110ZM198 111H197V110ZM208 109H209V111H208ZM222 109V111H220ZM237 109H238V111H237ZM21 110H22V113H21ZM60 110V111H59ZM76 110V111H75ZM101 110H102V112H105V113H102L101 112ZM118 110V111H117ZM129 110H131V111H128ZM137 110V111H136ZM140 110V112H138ZM166 110V111H165ZM196 112H195V111ZM225 110V111H224ZM226 110H227V114H226ZM16 111V112H15ZM19 111V112H18ZM43 111V112H42ZM68 111H70V114H69V112ZM78 111V112H77ZM98 111H100V112H98ZM121 111V112H120ZM202 111H203V113H202ZM215 111V112H214ZM219 113H218V112ZM246 112L245 114L244 113H241V112ZM7 112V113H6ZM26 112V113H25ZM28 112V113H27ZM31 112V113H30ZM42 112V113H41ZM57 112V113H56ZM66 112H67V115H66ZM133 114H132V113ZM152 112V114L150 115V113ZM159 112H161V114H159V115H157V113ZM165 114H164V113ZM176 112H178V115H177V113ZM198 112V113H197ZM208 112H210V113H212V115L210 114V113H208ZM234 112H236V114H238L239 112L241 113H239V116L240 115H242V116H240V117H237V116H234L235 115V113ZM247 112H248V114H247ZM253 112H255V114L256 113H258V114H256V115H254V113ZM17 113V114H16ZM47 113H49V114H47ZM78 113V114H77ZM80 113V114H79ZM124 113H126V114H124ZM129 113H131L130 114V116H129ZM148 113V112H147ZM170 113H171V115L172 116H169L170 115ZM173 113H174V117H173ZM218 113V114H217ZM221 113H222V115H221ZM223 113H224V115H223ZM232 113V114H231ZM234 113V114H233ZM250 113V114H249ZM260 113H263L262 115L260 114ZM5 114V115H4ZM41 114H43L42 116H41ZM65 114V115H64ZM82 114V115H81ZM117 114V116H115V115ZM119 114H120V116H119ZM122 114V115H121ZM145 115V116H143V115ZM190 114H191V116L193 117V118H191V116H190ZM196 114H198L197 115V117H196ZM206 114V115H205ZM210 114V115H209ZM259 114L261 115V117L259 116ZM31 115H34V116H31ZM71 115V116H70ZM76 115V116H75ZM89 117H88V116ZM110 115V116H109ZM123 115H124V118H122L123 117ZM127 115V116H126ZM150 115V116H149ZM188 115H189V118H188ZM207 115H209V116H207ZM221 117H223V118H221ZM258 115V116H257ZM25 116H26V119L27 120H23V119H25ZM66 116V117H65ZM77 116H79L78 118H76ZM119 116V117H118ZM126 116V117H125ZM128 116H129V118H128ZM140 117V119L139 120H136V119H138V117ZM158 116H159V120H157L158 119ZM163 116H164V119H163ZM179 116V117H178ZM213 116V117H212ZM214 116H217V117H214ZM232 116V117H231ZM256 118H254V117ZM257 116V117H256ZM263 116V117H262ZM23 117V118H22ZM66 119H65V118ZM70 117V118H69ZM115 117V118H114ZM118 117V118H117ZM121 117V118H120ZM131 117V118H130ZM137 117V118H136ZM147 119V120H145V118ZM149 117H151L150 119H149ZM157 117V118H156ZM162 117V118H161ZM174 118L173 120H172V118ZM180 117H182V120H181V118ZM188 119H187V118ZM209 117V118H208ZM245 117H247V118H245ZM248 117H250V119H248ZM253 117V119L251 120V118ZM36 118H38V119H36ZM48 118V119H47ZM54 118V119H53ZM64 118V119H63ZM83 118H84V120H83ZM168 118V119H167ZM175 118H176V120H175ZM207 119V120H204V119ZM215 119V121L217 120L216 118H219L220 119V121H218L217 120V122H215V123H217V125L218 126H216V125H213V122H214V119ZM241 118H243L242 120H241ZM262 118V119H261ZM44 119V120H43ZM72 119V120H71ZM82 121H81V120ZM87 119V120H86ZM127 120V121H124V120ZM129 119V120H128ZM153 119V120H152ZM155 119V120H154ZM186 119H187V122H185L186 121ZM195 119H197V120H195ZM201 119H202V122H201ZM222 119V120H221ZM236 120V122H235V120ZM260 119V120H259ZM30 120V121H29ZM43 120V121H42ZM45 120H46V122H45ZM48 120V121H47ZM74 120V121H73ZM76 120H77V122H76ZM109 120V121H108ZM111 120V121H110ZM161 120H163V121H161ZM167 121V123H166V121ZM169 120H171L170 122H171V125H170V123L168 122ZM185 120V121H184ZM204 120V121H203ZM8 121V122H7ZM22 121V122H21ZM40 121H42L41 123H40ZM55 121H56V123H55ZM85 121H87V122H85ZM94 121V122H93ZM124 121V122H123ZM129 121V122H128ZM130 121H132V122H130ZM138 121H139V123H138ZM140 121H142L141 123H140ZM149 121H151V122H148ZM165 121V122H164ZM177 123H176V122ZM180 121V122H179ZM194 121H196V122H199V123H201L202 125H200L199 123H194ZM213 121V122H212ZM258 121V122H257ZM48 122H49V124H48ZM75 122V123H74ZM79 122H80V124H79ZM85 122V123H84ZM106 122V123H105ZM108 122V123H107ZM122 122V123H121ZM127 122V123H126ZM145 122V123H144ZM153 122V123H152ZM157 122L159 123V124H157ZM163 122V123H162ZM175 122V123H174ZM185 122V123H184ZM192 124H194V125H192ZM211 122H212V124H211ZM239 122H240V124H239ZM253 122V123H252ZM11 123V126H10V128H9V125L8 124H10ZM24 123V124H23ZM28 123V124H27ZM32 123V124H31ZM36 123V124H35ZM59 123V124H58ZM90 123V124H89ZM146 123H147V125H146ZM152 123V124H151ZM165 123V124H164ZM179 123V124H178ZM181 123H183L184 125H186V127L188 128V129H190L189 131L188 130H186L187 128H184V127H182V126H184L183 124H181ZM210 124V125H208V124ZM214 123V124H215ZM258 124V126H256L257 124ZM58 124V125H57ZM76 124V125H75ZM106 125V127H102V126H104V125ZM120 124V125H119ZM125 124V125H124ZM135 124V125H134ZM139 124V125H138ZM142 124H145L144 126L142 125ZM150 124H151V126L153 127H151L150 126ZM162 124V125H161ZM167 124H168V126H167ZM172 124H174V125H172ZM177 126H176V125ZM189 124H191V127H190V125ZM203 124H205V125H203ZM237 124H238V126H237ZM253 124V125H252ZM254 124H256L255 126H254ZM13 125V126H12ZM79 127H78V126ZM89 125V126H88ZM123 125V126H122ZM128 125H130L129 127H128ZM138 125V126H137ZM160 125H161V127H160ZM163 125L165 126V127H163ZM181 125V126H180ZM189 125V126H188ZM251 125L253 126L252 127V129H251ZM5 126V127H4ZM25 126L27 127V128H25ZM30 126V127H29ZM36 126V127H35ZM77 126V127H76ZM82 126V127H81ZM113 126V127H112ZM141 126H143L144 127V129H143V127H141ZM159 126V127H158ZM207 126V127H206ZM209 126V127H208ZM236 126H237V128H236ZM14 127V128H13ZM17 127V128H16ZM97 127V128H96ZM122 127V128H121ZM133 127H134V129H133ZM137 127H138V129H137ZM147 127V128H146ZM156 127V128H155ZM164 128V130L162 131V129ZM171 127V128H170ZM190 127V128H189ZM203 127H205V128H203ZM6 128H7V130H6ZM8 128H9V130H8ZM20 128V129H19ZM32 128V129H31ZM37 130H36V129ZM47 128V129H46ZM99 128V130L97 131V129ZM101 128V129H100ZM105 128V129H104ZM127 130H125V129ZM170 128V130L167 132V131H165V130H168ZM178 128H179V130H178ZM183 128L189 133V132H191V135H190V133L189 134H187V132L185 131V130H183ZM210 128V129H209ZM225 128H227L226 130H225ZM232 128H234V130H232ZM246 128V129H245ZM17 129V130H16ZM41 129V130H40ZM58 129V130H57ZM67 129V130H66ZM71 129V130H70ZM96 129V130H95ZM104 129V130H103ZM107 129H108V131H107ZM111 131H110V130ZM130 129H132V130H130ZM159 129V130H158ZM214 129V130H213ZM223 130V131H225L226 133H228V134H224L225 132H219L220 130ZM51 130V131H50ZM54 131V133H53V131ZM57 130V131H56ZM118 130V131H117ZM129 130V131H128ZM134 130V131H133ZM145 130V132L146 133H148V132H152V134L153 135H151V134H146L145 132L143 133V131ZM148 130V131H147ZM178 130V131H177ZM180 130H181V132H180ZM185 131V132H183V131ZM192 130V131H191ZM208 130H209V132H208ZM216 131V132H213V131ZM243 130H245L246 131V133H245V131H243ZM8 131H9V133H12V134H14V135H12V134H9L8 133ZM33 131V132H32ZM40 131V132H39ZM47 131V132H46ZM73 131H75L74 133H73ZM102 131H104L103 133H102ZM105 131H106V133H105ZM110 131V132H109ZM134 133H133V132ZM135 131H137L136 133H135ZM171 131H173V133H171V134H169ZM204 131H205V133H204ZM210 131L211 132H213V134L212 133H210ZM228 131V132H227ZM234 131V132H233ZM239 131V133H237ZM244 133H243V132ZM14 132V133H13ZM29 132V133H28ZM35 132V133H34ZM46 132V133H45ZM59 132V133H58ZM94 132H96V133H94ZM141 132V133H140ZM159 132V133H158ZM174 132H175V134H174ZM180 132V133H179ZM203 132V133H202ZM209 134V137H208V135H207V133ZM232 132V133H231ZM250 132H252V133H250ZM4 133V136L2 135ZM8 133V134H7ZM33 133H34V135H33ZM40 134V136H39V134ZM50 135H49V134ZM93 135H92V134ZM122 133V134H121ZM139 133H140V135H139ZM178 133H179V135H178ZM183 133H184V135H183ZM194 133V134H193ZM242 133V134H241ZM6 134V135H5ZM16 134V135H15ZM26 135L27 134V136H29L28 137V139H27V136H20L19 138H20V141H22L23 140V138H26L27 140H29V141H27V143H26V146H25V148H26V150L24 151V152H19V153H11L10 151H9V149H8V144L10 143V142H12V141H19V138H16L18 135ZM56 134H59L60 135V137H59V135H56ZM98 134H100V135H98ZM157 134V135H156ZM164 134H167L168 136H166L165 137V135ZM173 134H174V136H173ZM194 135V137H193V135ZM197 134V135H196ZM202 134V135H201ZM216 136H215V135ZM217 134H219V136L217 135ZM222 134V135H221ZM224 134V135H223ZM248 134V136H246ZM250 134V135H249ZM255 134H256V136H255ZM261 134H263V135H261ZM32 135V136H31ZM44 135V136H43ZM72 135V136H71ZM98 135V136H97ZM125 135V136H124ZM164 135V136H163ZM201 135V136H200ZM205 135H206V137H205ZM243 135V136H242ZM260 137H258V136ZM7 136V137H6ZM16 136V137H15ZM36 136H39V137H36ZM59 138H57V137ZM100 136V137H99ZM106 136H108V137H106ZM116 136H118L119 137V139H118V137H116ZM136 139H134L133 137ZM137 136H139V137H137ZM141 136V137H140ZM150 136V137H149ZM169 136L170 137H172V138H174V139H172V138H169ZM183 138H182V137ZM199 137V138H197V137ZM204 136V137H203ZM210 136L212 137L210 140H209V138H210ZM223 136V137H222ZM262 136V137H261ZM36 139V140H34V138ZM41 137V138H40ZM82 137V138H81ZM97 138L96 140H95V138ZM99 137V138H98ZM101 137L103 138V139H101ZM121 137V138H120ZM128 137H130V138H128ZM132 137V138H131ZM146 137L147 138H149V139H146ZM156 137H158V138H156ZM164 138V139H162V138ZM168 137V138H167ZM177 137V138H176ZM200 137H202V138H200ZM214 137H215V140L218 142H216L215 140H214ZM217 137V138H216ZM225 137V138H224ZM242 137V138H241ZM251 137V138H250ZM257 137V138H256ZM8 138V139H7ZM14 138H16V139H14ZM51 138V139H50ZM88 138V139H87ZM106 138V139H105ZM125 138V139H124ZM138 138H140V139H138ZM144 138V139H143ZM155 138H156V140H157V142H156V140H155ZM160 138V139H159ZM181 138V139H180ZM196 138V139H195ZM205 138V139H204ZM206 138H208L207 140H206ZM221 138H223V139H221ZM234 138V141H239L238 143H237V145H241V146H237L236 145V142H234L232 139ZM262 138V139H261ZM7 139V140H6ZM43 139V140H42ZM46 139H48L47 141H46ZM71 139V140H70ZM115 139V140H114ZM121 139V140H120ZM161 141V144H160V141ZM168 141H167V140ZM169 139H170V142H169ZM188 139V140H187ZM200 139V140H199ZM221 139V140H220ZM225 139V140H224ZM244 139V140H243ZM1 140H3V141H1ZM39 140V141H38ZM56 140H57V142L58 143H56ZM61 140H62V142H61ZM64 140V141H63ZM83 140H84V142H83ZM100 140V141H99ZM102 140V141H101ZM119 140V141H118ZM132 140H134V141H132ZM173 140H175V141H173ZM201 140H203L202 142H200V144L198 143L199 141H201ZM224 140V141H223ZM228 140H230V141H228ZM257 140H259V141H257ZM39 142L38 144H37V142ZM93 141L95 142V145H94V143H93ZM109 142V144L107 143V142ZM114 141H116V143L117 142H122V141H124V142H122L121 144H119V143H117V145H119V146H117V145H115V143H114ZM158 141H159V143H158ZM183 141H186V142H184L183 143ZM205 141H207V142H205ZM212 141H214V142H216L217 144H221L220 146H218V147H220L219 149H217V148H212V146L213 147H216L217 146V144L216 143H214V142H212ZM227 141H228V143H227ZM232 141H233V143H235V145H233V143H232ZM242 141V142H241ZM244 141V142H243ZM53 142V143H52ZM77 143V145H76V143ZM79 142H80V144H79ZM87 142V143H86ZM107 144H106V143ZM130 143V145H134V146H130V145H128L129 143ZM133 144H132V143ZM165 142V143H164ZM172 142H176V144L175 143H172ZM182 142V143H181ZM209 142H211V143H213V144H216V145H212V144H210L209 146H208V151L206 150V146L208 145V143ZM225 144H224V143ZM251 142V143H250ZM7 143V144H6ZM71 143H73L74 145L72 146V144ZM82 143V144H81ZM91 143H92V145H91ZM97 143V144H96ZM102 143H105V144H102ZM123 143H124V145H123ZM137 143V144H136ZM146 143V144H145ZM160 144V145H158V144ZM179 143H181L180 145H182V146H179L178 144ZM195 143V145H193ZM205 143H207V144H205ZM232 143V144H231ZM71 146H70V145ZM79 144V145H78ZM85 145V147H84V145ZM88 144V145H87ZM90 144V145H89ZM148 144V145H147ZM166 144V145H165ZM196 144H198V145H196ZM224 145V147H223V145ZM4 145H6L7 146V148L6 147H4ZM76 145V146H75ZM94 145V146H93ZM98 145V146H97ZM122 145V146H121ZM125 145H127L126 147H124ZM144 145V148L142 147ZM146 145V146H145ZM152 145V146H151ZM169 145V146H168ZM171 145V146H170ZM173 145H175V148H173L174 146ZM177 145H178V148L180 147V150L177 148ZM252 145H254L253 146V148H252ZM261 146V147H259L258 149L260 150L259 152H257V147L258 146ZM55 146V147H54ZM60 146V147H59ZM63 146V148H61ZM81 146V147H80ZM104 146H106V147H104ZM121 146V147H120ZM161 148H160V147ZM167 146L169 147V148H167ZM188 146H190L189 148H188ZM192 146H193V148H192ZM198 146H200V147H198ZM5 149H7V150H5ZM29 147V148H28ZM50 147L53 149H50ZM58 149H57V148ZM67 149H66V148ZM85 149H84V148ZM89 147H91V148H89ZM94 147H95V149H94ZM96 147H97V151H96ZM99 147H101V148H99ZM114 147V148H113ZM118 147H120V148H118ZM138 147V149H136ZM146 147V148H145ZM170 149V151H168L167 149ZM187 147V148H186ZM195 147H197V148H195ZM243 147H244V149H243ZM71 148H73V149H71ZM78 149V150H76V149ZM80 148V149H79ZM124 148V149H123ZM160 148V149H159ZM164 148V149H163ZM249 148H252V149H249ZM254 148H256V149H254ZM37 149H38V151H37ZM46 149H48V150H46ZM56 149V150H55ZM62 149H66V150H63L62 151ZM69 149V150H68ZM82 149V150H81ZM90 151H89V150ZM123 149V150H122ZM126 149V150H125ZM148 149H149V151H148ZM163 149V150H162ZM174 149V150H173ZM176 149H178V150H176ZM189 149V150H188ZM193 149V151H190V150H192ZM196 149H200L201 151H197ZM218 150V151H216V150ZM225 149V150H224ZM249 151H248V150ZM44 150V151H43ZM47 151V153L49 152V154L47 155V153H46V151ZM51 150V151H50ZM62 151V153H61V151ZM78 151L77 153H74V151ZM79 150H81V152H82V154L80 155V151ZM88 150V151H87ZM94 150V151H93ZM129 150V151H128ZM133 150H139L138 151V153H137V151H136V154H134V155H136L135 157H138L137 159L134 157V156H130L129 155V153L130 152H132L131 153V155H133V153H135ZM146 150V151H145ZM152 150V151H151ZM168 151L169 152V154H171V155H168V157L164 154V152L166 153V151ZM194 150H196L195 151V153H194ZM234 150H235V152H234ZM243 150V151H242ZM253 150V151H252ZM255 150V151H254ZM262 150V151H261ZM35 151H37L36 153H35ZM53 151H54V153L56 154L58 151H59V153L60 154H58L57 153V155H54V153H53ZM57 151V152H56ZM66 151H68V153L66 152ZM105 151H106V154H104L105 153ZM109 151H113L111 154H109ZM121 153H120V152ZM125 151V152H124ZM128 153H127V152ZM172 151H176V152H173L172 153ZM178 151V152H177ZM180 151V152H179ZM187 151V152H186ZM190 151V152H189ZM208 152V154H207V152ZM211 151V152H210ZM213 151V152H212ZM215 151V152H214ZM224 151V152H223ZM232 151V152H231ZM236 151H238V152H236ZM46 153V155L44 156V154ZM51 152V153H50ZM85 152V153H84ZM102 152H103V154L104 155H102ZM119 152V153H118ZM123 152V153H122ZM146 152V153H145ZM155 152V153H154ZM163 154H162V153ZM171 152V153H170ZM183 152H184V154L186 153V155H184L183 156ZM189 152V153H188ZM191 152H192V154H191ZM204 152V153H203ZM219 152H220V154H221V152H222V154L220 155L219 154ZM249 152V153H248ZM254 153V155H253V153ZM255 152H256V156H255ZM34 153V154H33ZM42 153V154H41ZM63 153H65V154H63ZM74 155H73V154ZM84 153V154H83ZM91 153V154H90ZM118 153V154H117ZM126 153V154H125ZM145 153V154H144ZM150 153V154H149ZM153 153V154H152ZM175 153V154H174ZM179 153V154H178ZM199 155H198V154ZM212 153V154H211ZM227 155V156H225V158H224V156L223 155H225V154ZM235 154V156L236 157H233V154ZM242 153V154H241ZM248 153V154H247ZM259 155H258V154ZM263 153V154H262ZM52 154V155H51ZM63 154V155H62ZM69 154H71L70 155V157H69ZM78 154H79V156H78ZM108 154H109V156H108ZM124 154V155H123ZM137 154H139V155H137ZM142 154V155H141ZM149 154V155H148ZM153 155V157H149V156H152ZM155 154V155H154ZM160 154H162V155H160ZM166 154H168V153H166ZM173 154V155H172ZM180 154H181V157H180ZM187 154H191V156H188ZM196 154V155H195ZM203 154V155H202ZM206 154V155H205ZM210 154V155H209ZM251 154V155H250ZM263 156H262V155ZM7 155H9V156H7ZM53 155H54V157H53ZM97 155H99V157L97 156ZM115 155H117V157L115 156ZM120 155H121V157H120ZM129 155V156H128ZM143 155H146V156H143ZM158 155V156H157ZM179 155V156H178ZM239 155H240V158H239ZM253 155V156H252ZM25 156H26V158H25ZM48 156V157H47ZM56 156L57 157H59V158H56ZM107 156H108V159H107ZM126 156V159L124 158ZM155 156V157H154ZM160 156V157H159ZM166 156V157H165ZM172 156V157H171ZM186 156H188V157H193V158H191L192 160H194V161H196L195 163H194V161H192L190 158H188V157H186ZM196 158H195V157ZM201 156V157H200ZM205 156H207L206 158H205ZM212 156V157H211ZM231 156V157H230ZM258 156H260V158L258 157ZM30 157V158H29ZM38 157V158H37ZM41 157H42V159H41ZM44 157V158H43ZM53 157V158H52ZM72 157H73V159H72ZM91 158V160H90V158ZM94 157V158H93ZM104 157V158H103ZM110 157H112V158H110ZM119 157H120V161H119ZM123 157V160L121 159ZM140 157V158H139ZM159 159H158V158ZM163 157L165 158V159H163ZM174 157L175 158H177V157H179L180 159H174ZM184 157L186 158L185 160H187V161H183V159H184ZM204 157V158H203ZM229 157H230V160H229ZM255 157H257V158H259L258 160H262L261 162L260 161H258L257 160V158L255 159ZM263 157V158H262ZM18 158H20V159H22V162L20 163L19 162V160H18ZM29 158V159H28ZM77 158H79L80 160H78ZM85 160H84V159ZM86 158H87V160H86ZM93 158V159H92ZM102 158V159H101ZM128 158H133V159H129L128 160ZM141 158L144 160H142V163L140 162V163H138V162H135V161H141ZM144 158H147L146 159V162H145V159ZM155 158V159H154ZM167 158V159H166ZM169 158V159H168ZM173 160H176V161H173ZM183 158V159H182ZM199 158H200V160H199ZM233 158V159H232ZM237 158H239L238 159V161L236 160ZM13 159V160H12ZM15 159H17V161L15 160ZM36 159V160H35ZM38 159H40V160H38ZM77 159V160H76ZM90 161H89V160ZM99 159V160H98ZM100 159L101 160H103V161H100ZM151 159V160H150ZM153 159V160H152ZM188 159H190V160H188ZM205 159V160H204ZM210 159V160H209ZM213 159H216V160H213ZM218 159V160H217ZM44 160V161H43ZM50 160V161H49ZM58 160L60 161V162H58ZM66 160V161H65ZM73 160V161H72ZM75 160V161H74ZM117 160V161H116ZM125 160V161H124ZM154 160H159L158 161V163L156 162V161H154ZM170 160H172L173 161V163L170 161ZM241 160H243V161H241ZM255 160H257V162H258V164L260 163V165H256V164H254L255 163ZM53 161V162H52ZM54 161H56V162H54ZM80 163H82V164H80ZM87 161V162H86ZM98 161H100V163L98 162ZM108 162V164L106 163V162ZM111 161H113V162H111ZM122 162V163H119V162ZM127 161H128V163H127ZM149 161H151V163L149 162ZM156 164H158L157 165V171H156V168L155 167H152V166H154L155 165V163ZM189 161V162H188ZM199 161V162H198ZM201 161L203 162V161H205V162H203L204 163V165H203V163H201ZM213 161H215L214 163H213ZM217 161V162H216ZM234 161H236V162H234ZM246 161V163H244ZM44 162V164H42ZM51 162V163H50ZM58 162V163H57ZM75 162H77V166L79 165V167H77L76 165H74V164H76ZM106 164H105V163ZM169 163L168 165L166 164V163ZM171 162V163H170ZM177 162V163H176ZM220 162V163H219ZM232 162V163H231ZM242 162V164H240ZM254 162V163H253ZM256 162V163H257ZM31 163V164H30ZM74 163V164H73ZM97 163V164H96ZM123 163H125V164H127V166H125ZM147 163H149L148 165H147ZM161 163V164H160ZM163 163H164V166H163ZM234 163V164H233ZM10 164V165H9ZM25 164V166H23ZM45 164H47V165H45ZM129 164V165H128ZM143 164V165H142ZM151 164V165H150ZM166 164V165H165ZM170 164H174L173 166L172 165H170ZM181 164V165H180ZM194 164V165H193ZM211 164V165H210ZM213 164H214V166H213ZM236 165V166H238V167H236V166H232V165ZM239 164V165H238ZM244 164H245V166H244ZM97 165V166H96ZM119 165H122V167L121 166H119ZM130 165H132L133 167H135V165L137 166L138 165V167H135V168H133V167H131ZM142 165V166H141ZM148 166V167H146V169H145V166ZM151 166V169L152 170H150V166ZM182 165H184L183 166V170H181V167H182ZM242 165V166H241ZM30 167V168H28V167ZM35 168H34V167ZM47 166V167H46ZM59 166V167H58ZM75 166V167H74ZM81 166V167H80ZM162 166H163V168H165V166H167L165 169H163L162 168ZM170 166V167H169ZM187 168H186V167ZM216 166L218 167V168H216ZM223 166V167H222ZM226 166V167H225ZM227 166H228V168H230V169H227ZM231 166V167H230ZM256 166V167H255ZM27 167V168H26ZM38 167V168H37ZM72 167V168H71ZM98 167V168H97ZM139 167H141V168H139ZM144 167V168H143ZM159 167H161V168H159ZM196 167V168H195ZM202 167V168H201ZM205 167H207V168H205ZM211 167V168H210ZM234 167H235V169H234ZM240 167V168H239ZM243 167V168H242ZM82 168V169H81ZM95 168V169H94ZM97 168V169H96ZM101 168V169H100ZM108 168V169H107ZM124 168H125V170H124ZM137 168H138V174H137ZM155 168V169H154ZM159 168V169H158ZM168 168V170L166 171V169ZM170 168L172 169L171 171H170ZM185 168V169H184ZM192 168V169H191ZM210 168V169H209ZM213 168H215V169H213ZM239 168V169H238ZM244 168H246V169H244ZM252 168V169H251ZM260 168V169H259ZM262 168V169H261ZM20 169V171H18ZM41 169V170H40ZM94 169V170H93ZM117 169V170H116ZM133 169H135V170H133ZM141 169V170H140ZM145 169V170H144ZM155 171H154V170ZM160 169H162V170H160ZM199 170V171H197V170ZM224 169H227L228 170V172H227V170H224ZM236 169H238V170H236ZM242 169V170H241ZM249 169V170H248ZM250 169H251V171H250ZM254 169V171H252ZM23 170V171H22ZM44 170V171H43ZM47 170H49V171H47ZM63 170V171H62ZM71 172H70V171ZM89 171L88 173H87V171ZM100 170V171H99ZM107 170V171H106ZM119 170V171H118ZM148 170V171H147ZM159 170V171H158ZM206 170V171H205ZM210 170H212V171H210ZM215 170V171H214ZM223 170V171H222ZM229 170H230V172H229ZM233 172H232V171ZM235 170V171H234ZM32 171V172H31ZM36 171V172H35ZM37 171H40L39 173L37 172ZM60 171H61V173H60ZM103 171H105V172H103ZM128 172L126 175H124V172ZM132 172V174L130 173V172ZM133 171H135V172H133ZM139 171H141V172H139ZM147 173H146V172ZM166 171V172H165ZM187 171H189L188 173H187ZM195 171H196V173H195ZM202 171V172H201ZM208 171V172H207ZM211 172V176H210V172ZM214 171V172H213ZM216 171H218V172H216ZM238 171V172H237ZM256 171V174L254 173ZM262 171V172H261ZM19 172V173H18ZM26 172V173H25ZM29 172V173H28ZM34 172H35V174H34ZM46 172V173H45ZM53 172V173H52ZM58 172V175H56V173ZM76 172H78L77 174H76ZM94 172V173H93ZM96 172L97 173H99V174H96ZM101 172H103V175H102V173ZM107 172V173H106ZM153 172H155L154 173V175L153 174H151V173H153ZM158 172H165L164 174L166 175H164L163 173H158ZM167 172H168V174L170 175V177H168V174H167ZM171 172V173H170ZM184 172H186L187 173V175H186V173L184 174ZM194 173V175H192L193 173ZM201 172V173H200ZM213 172V173H212ZM226 172V173H225ZM236 172V173H235ZM257 172L259 173L260 172V174H259V176H257L258 174H257ZM25 173V174H24ZM43 173H45V174H43ZM51 173V174H50ZM86 173V174H85ZM106 173V174H105ZM118 173V174H117ZM122 173V174H121ZM130 173V174H129ZM141 175H140V174ZM177 173V174H176ZM178 173L181 175H178ZM189 173L191 174V176L189 175ZM200 173V174H199ZM217 173V174H216ZM223 173H224V175L226 174V176H224L223 175ZM231 173V175H229V174ZM234 173V174H233ZM24 174V175H23ZM33 174H34V176H33ZM50 174V176H52V178L54 179H52L51 180V177L49 176V177H47L48 175ZM108 174V175H107ZM117 174V175H116ZM134 174H136L137 176L138 175H140V176H138V178H137V176H135L134 177ZM147 174V175H146ZM162 174V176H160ZM172 174V175H171ZM182 174H183V176H182ZM195 174L198 176H196V178H193V177H195ZM202 174V175H201ZM204 174H206V177H208V176H210V178H206L205 176H204ZM209 174V175H208ZM221 176H220V175ZM228 174V175H227ZM245 174H247V175H245ZM262 174H263V176H262ZM27 175V177H25ZM32 175V176H31ZM72 177H71V176ZM79 175L81 176L80 178L81 179H79L78 177H79ZM85 175V176H84ZM87 175H88V177H87ZM90 175H92V177H90ZM97 175H98V177H97ZM121 177V178H124L123 176H125V178L122 180L119 176ZM144 176V177H141V176ZM208 175V176H207ZM245 175V176H244ZM250 177H249V176ZM44 178H43V177ZM55 176V177H54ZM56 176H58L57 178H56ZM82 176H84V178L82 177ZM95 176V177H94ZM102 176H104V177H102ZM113 176V177H112ZM117 176V177H116ZM148 176V177H147ZM159 176V177H158ZM166 178H165V177ZM172 176V177H171ZM176 176V177H175ZM187 176V177H186ZM189 176V177H188ZM242 176H244L245 177V179H247L246 181L247 182H249V183H245V180H243L242 179V184L244 183V186L241 184V177ZM15 177H17V178H15ZM35 177V178H34ZM69 178V180H68V178ZM90 177V178H89ZM95 179H94V178ZM103 178V180H102V178ZM132 177H134V178H132ZM140 177V178H139ZM146 177V178H145ZM163 177V178H162ZM173 177H174V179H173ZM180 177L182 178V179H180ZM186 177V178H185ZM235 177V178H234ZM239 179H238V178ZM244 177H242V178H244ZM2 178V179H1ZM33 178V179H32ZM38 178H40V180L38 179ZM49 180H48V179ZM77 178V179H76ZM93 178V179H92ZM97 178H99L98 180H101V181H98L97 180ZM149 180H148V179ZM155 178V179H154ZM172 180H171V179ZM175 178L177 179V180H175ZM179 178V179H178ZM190 178H192V179H190ZM202 178V179H201ZM204 178V179H203ZM227 178H228V180H227ZM249 178V179H248ZM14 179H16V181L14 180ZM44 179V180H43ZM64 179H67V180H64ZM89 179H92L91 180V182H92V184H90L91 182H90V180ZM107 179V180H106ZM118 179V180H117ZM138 181H137V180ZM150 179L151 180H154V181H150ZM167 179V180H166ZM169 179V180H168ZM184 179V180H183ZM192 180V181H190V180ZM207 179V180H206ZM222 179H224V180H222ZM230 179L231 180H233V181H230ZM23 180V181H22ZM32 180V181H31ZM39 180V181H38ZM45 180H47V181H45ZM56 180V181H55ZM73 180V181H72ZM122 180V181H121ZM131 180H134V181H131ZM135 180H136V183H135ZM143 180H144V182H143ZM155 180H158V181H155ZM183 180V181H182ZM194 180V181H193ZM197 180V181H196ZM202 180V181H201ZM205 180H206V182H205ZM213 180V181H212ZM236 180H238L239 182H236ZM261 180V181H260ZM20 181H21V183H20ZM27 181H28V183H30V181H31V183L34 181V183L35 184H33L34 185V187H33V185L31 184V185H29V184H27ZM81 181V182H80ZM99 183V184H97V182ZM106 181V182H105ZM118 181H121V182H119V183H117ZM142 182L144 185H142V183L140 184V182ZM148 181V182H147ZM169 181L171 182L170 184L172 185H169ZM181 181V182H180ZM204 181V182H203ZM209 181V182H208ZM220 181L222 182V185H221V183H220ZM225 182V184H224V182ZM236 182V183H232V182ZM22 182H25V183H22ZM41 182V183H40ZM43 182V183H42ZM45 182V183H44ZM59 182H61L62 184H60ZM71 182V183H70ZM100 182H102L101 184H100ZM124 182V183H123ZM127 182V183H126ZM147 182V183H146ZM157 182V183H156ZM179 184V186H178V184ZM180 182V183H179ZM187 182V183H186ZM198 183V182H200V183H198V185L197 184H194L193 185V183ZM215 182V183H214ZM229 182V183H228ZM259 182V183H258ZM97 184V186H99V187H97L96 186V184ZM103 183H104V185H103ZM105 183H108L107 185L105 184ZM110 183H111V185H110ZM126 183V184H125ZM138 183H139V185H138ZM151 183V184H150ZM155 183H156V185H155ZM176 183V184H175ZM184 183H185V185H184ZM230 183H232L233 184V186L230 184ZM239 183V184H238ZM264 183V182H263ZM4 184H5V187L3 188V186H4ZM72 184V185H71ZM85 184V185H84ZM90 184V185H89ZM113 184H114V186H113ZM116 184V185H115ZM127 184H131V185H127ZM133 184V185H132ZM154 185V187L152 188V186H150V188H149V186H147V185ZM190 184H192V185H190ZM238 184V185H237ZM248 184V185H247ZM48 185V186H47ZM95 185V186H94ZM102 187H101V186ZM124 187L123 189H125V190H121L120 188H122V186ZM141 185V186H140ZM169 185V186H168ZM177 187H176V186ZM215 185H217V187L215 186ZM226 185V186H225ZM241 185L243 186V188L241 189L242 191L241 192H239V190L238 189H240L241 188ZM245 185H247L246 187H245ZM256 185H258V187H256ZM40 186V187H39ZM56 186H59V187H56ZM62 186H63V188H62ZM73 186H75V188L73 187ZM110 187V188H106L105 190H104V187ZM117 186V187H116ZM121 186V187H120ZM131 186V187H130ZM148 188H146V187ZM156 186H158V187H156ZM188 186H190V187H188ZM192 186H194V187H192ZM228 186H229V188H228ZM231 186V187H230ZM2 187V188H1ZM15 187V188H14ZM28 187V188H27ZM71 187H72V189H71ZM93 187H94V189H93ZM96 187V188H95ZM120 187V188H119ZM127 189H126V188ZM132 189V191L129 189ZM136 187V188H135ZM139 187H142V188H139ZM173 188V189H171L170 190V188ZM189 189H188V188ZM192 187V188H191ZM196 187V188H195ZM202 187H204V188H202ZM206 187H208V188H206ZM214 187V188H213ZM245 187V188H244ZM255 188V190L253 191H251V189L252 188ZM35 188V189H34ZM47 188V189H46ZM81 190H80V189ZM86 188V189H85ZM89 188L91 189V190H89ZM99 188V189H98ZM102 188V189H101ZM144 188V189H143ZM154 188H155V190H154ZM174 188H175V190L176 191H178V192H175V190H174ZM177 188V189H176ZM178 188H179V190H178ZM185 188V189H184ZM206 188V190L204 191V189ZM211 188H212V190H211ZM226 190H225V189ZM253 188V189H254ZM256 188H257V190H256ZM260 188H262V190H260ZM14 189V190H13ZM22 189H23V191H22ZM24 189L26 190V192L24 191ZM29 189V190H28ZM33 189V190H32ZM37 189V190H36ZM50 189V190H49ZM51 189H53V190H51ZM54 189H56V190H58V191H55ZM74 189V190H73ZM87 189H88V191H87ZM96 189V190H95ZM110 190V193H109V190ZM111 189H113V191H111ZM114 189H119V191H122V192H119L118 190H114ZM130 191H129V190ZM137 189H138V191L140 192H138L137 191ZM142 189L144 190V192L142 191ZM188 189V190H187ZM200 189H202V190H200ZM207 189H208V191H207ZM221 189H223V190H221ZM230 191V189H231V191L228 193L227 191L228 190ZM8 190H9V192H12L13 194H14V196H12L13 194L12 193H8ZM21 190V191H20ZM94 190V191H93ZM108 190V191H107ZM128 190V191H127ZM171 191V193H172V195H170L171 193L170 192H168V191ZM176 193V195H175V193L173 192V191ZM184 190H186V191H184ZM191 190V191H190ZM192 190H193V192H192ZM199 190V191H198ZM217 190H219V191H217ZM222 192H221V191ZM238 190V193L237 192H235V191H237ZM261 191V192H259L258 193V191ZM14 191H16V193L14 192ZM20 191V192H19ZM48 191V192H47ZM64 193H63V192ZM75 191V192H74ZM81 191V192H80ZM87 191V192H86ZM101 191H103V193H100ZM104 191H107V192H104ZM152 191V192H151ZM153 191H154V193L155 192H157V194L155 193H153ZM163 191V192H162ZM166 191V192H165ZM183 191V193H181V192ZM196 193H195V192ZM225 191V192H224ZM256 191H257V193H256ZM19 192V193H18ZM25 192V193H24ZM33 192V193H32ZM79 194H78V193ZM93 192V193H92ZM127 192H133V193H131V194H128ZM137 192H138V194H137ZM141 192H143V194L141 193ZM151 192V194L150 195H148L149 193ZM168 192V193H167ZM186 192V197H185V199L183 198V194ZM191 193V195L192 196H190V194L189 193ZM201 192V193H200ZM232 192V193H231ZM249 192V193H248ZM4 193V195H2ZM7 195H6V194ZM23 193V195L25 196V198H23V196L21 197V194ZM29 193V194H28ZM61 193H63L62 195H61ZM75 193V194H74ZM87 193H89L88 194V196H87V198L88 199H86V194ZM105 193H107V195H105ZM114 193H115V195H114ZM123 193H125V194H123ZM153 193V194H152ZM161 193V194H160ZM165 193V194H164ZM193 193V194H192ZM199 193V194H198ZM203 193V194H202ZM205 193V194H204ZM221 193V194H220ZM231 193V194H230ZM256 193V194H255ZM262 193V194H261ZM32 194V195H31ZM35 194V195H34ZM54 194V195H53ZM60 194V195H59ZM67 194V195H66ZM78 196H77V195ZM96 195V197L98 196V197H102V198H104V199H102L101 197L100 198H97V201H96V197L93 195L92 197H91V195ZM132 194H133V196H132ZM135 194V195H134ZM158 194L160 195L159 197H155V196H158ZM182 194V195H181ZM195 194H197V195H195ZM209 194V195H208ZM229 194H230V196H229ZM233 194H234V196H233ZM236 194H237V196H236ZM240 194V195H239ZM261 194V195H260ZM10 195V196H9ZM20 195V196H19ZM47 195V196H46ZM82 195V196H81ZM111 195V196H110ZM128 195H130V196H128ZM147 195H148V198H147ZM155 195V196H154ZM164 195H166L165 196V198L163 197ZM181 195V196H180ZM203 195V196H202ZM204 195H205V197H204ZM233 196V199H234V201L233 200H231L230 198ZM238 195H239V197H238ZM247 195V196H246ZM258 195V196H257ZM8 196V197H7ZM110 196V197H109ZM113 196V197H112ZM125 196V197H124ZM140 196V197H139ZM143 196V197H142ZM146 196V197H145ZM152 196V197H151ZM169 196V197H168ZM175 196V197H177L178 198V196H180L179 197V199H177V198H175V203H174V198L173 197ZM185 196V195H184ZM189 196V197H188ZM200 196H202V197H200ZM237 198H240V196H243L244 197V199L242 198H240V199H237ZM11 197V198H10ZM14 197H16V202H18L17 204H16V202L15 201H13V199H15ZM91 197V198H90ZM127 197H129L128 199H126ZM132 197V198H131ZM150 197V198H149ZM154 197V198H153ZM171 197V198H170ZM197 197H200V198H198L197 199ZM216 198V201H218V203H217V207H216V204H214V203H216V201H215V198ZM219 197H221V198H219ZM224 197V198H223ZM235 197V198H234ZM245 197H248V198H246L245 199ZM256 198V197H258V200L260 201V203L259 202H257V204L255 203V201H257V198H256V200L254 199V198ZM262 197V198H261ZM13 198V199H12ZM22 198H23V200H22ZM30 198H32L31 200H29ZM38 198L40 199V200H38ZM65 198V199H64ZM139 198V199H138ZM166 198L168 199V201L166 200ZM183 200H182V199ZM203 198V200H204V202H203V200H201ZM207 198H208V200H207ZM222 198L224 199V200H222ZM10 199V200H9ZM82 199V200H81ZM111 199V200H110ZM130 199V200H129ZM149 199V200H148ZM157 200L156 202H155V200ZM171 199H173V201L171 200ZM177 199V200H176ZM181 199V200H180ZM186 199H187V201H186ZM188 199H189V201H188ZM193 199H195L194 200V202H193ZM209 199H210V201H211V199H212V201L214 202H210L209 201ZM214 199V200H213ZM218 199V200H217ZM237 199V200H236ZM7 200V201H6ZM26 200H29V201H27V203H24V202H26ZM47 200V201H46ZM99 200H100V204H99ZM103 202H102V201ZM111 202L112 201V203H110L109 201ZM134 200V203L135 204H133V206H132V201ZM153 202H152V201ZM180 201V203H178L179 201ZM192 200V201H191ZM199 200H200V202H203L204 204L202 205V203H199ZM219 200H221V201H219ZM225 200H227L226 201V203L228 204H225L224 205V203H225ZM228 200H230V201H228ZM239 200V201H238ZM241 200H242V203L240 204V202H241ZM244 200H246L245 201V203H247L249 200L251 201V200H253L252 202H250L249 201V203H247V207H248V205L250 206L251 205V203L252 204H254L253 206H256V208H253V210H251V211H247L246 212V210L247 209H251V207H248V208H245L246 206H244V204L245 203H243L244 202ZM20 201H23L22 202V204H26V205H22L21 203H20ZM59 201H60V203L62 204H60L59 203ZM75 201V202H74ZM88 201V202H87ZM108 201V202H107ZM117 201V202H116ZM129 201H131L132 203H131V206L130 205H128L129 204ZM138 201V202H137ZM151 201V202H150ZM191 201V202H190ZM208 201H209V204L211 205V209H210V212H204V210H208L209 211V208H207L208 206L210 207V205H208L207 203H208ZM231 201H233V202H231ZM236 201H238L237 203H236ZM9 202V203H8ZM13 202V203H12ZM81 202V203H80ZM87 202V203H86ZM94 202V203H93ZM97 202V203H96ZM107 202V203H106ZM114 202H116V203H114ZM120 203V204H117V203ZM128 202V203H127ZM139 202H140V206H139ZM173 202V203H172ZM190 202V204H189V206H188V203ZM193 202V203H192ZM198 202V203H197ZM220 202H222V203H220ZM230 202V203H229ZM6 203V204H5ZM44 203V204H43ZM102 203V204H101ZM104 203V204H103ZM142 203V204H141ZM158 203H160L161 205H158ZM169 203V204H168ZM174 204V206H175V208L174 207H172L173 205H171V204ZM183 203H186L185 205H183ZM192 203V204H191ZM233 203H235V204H233ZM39 204V205H38ZM42 204H43V206H42ZM64 204H66V205H64ZM74 204V205H73ZM81 204V205H80ZM106 204V205H105ZM116 206H115V205ZM156 204V206L154 207V205ZM176 204V205H175ZM195 204H196V206L197 205H199V206H202V207H204L205 209H200L199 208V206H197L199 209H200V211L198 210V208L195 206ZM206 204H207V206H206ZM219 204H221V205H219ZM242 206V204H243V206H244V209H243V206L242 207H240V205ZM8 205V206H7ZM10 205V206H9ZM13 207H12V206ZM18 205V206H17ZM19 205H21L20 207H19ZM32 205V206H31ZM45 205V206H44ZM48 205H49V208H48ZM64 205V206H63ZM69 205H71V206H69ZM91 207H90V206ZM96 205V206H95ZM102 206V209H100L101 208V206ZM105 206V208H104V206ZM111 205V206H110ZM114 205V206H113ZM135 205V206H134ZM142 205V206H141ZM169 205V206H168ZM171 205V206H170ZM180 205V206H179ZM191 205V206H190ZM222 205H224V206H222ZM238 205H239V207H240V209H241V212L240 211H237L236 213H235V211L236 210H238V209H236V207H238ZM38 206H40V208L38 207ZM47 206V207H46ZM85 206V207H84ZM119 206H120V209H119ZM131 208H130V207ZM139 206V207H138ZM178 206V207H177ZM185 206V207H184ZM191 207V209H192V213H190V214H187V213H189L187 210H189L190 212H191V209L190 208H187V207ZM206 206V207H205ZM213 206V207H212ZM215 206V207H214ZM222 206V207H221ZM225 206L227 207V209L225 208ZM229 206H230V209L228 210V208H229ZM235 208H234V207ZM260 206V207H259ZM96 209H95V208ZM99 207V208H98ZM111 207V210L110 211H108L107 209H109ZM113 207V208H112ZM116 207V208H115ZM124 207V208H123ZM137 207V208H136ZM148 207V208H147ZM157 207V208H156ZM164 207V209H165V207H167L165 210L164 209H162ZM172 207V209H170V208ZM232 207H233V210H232ZM259 209H258V208ZM18 208V209H17ZM21 208V209H20ZM23 208H25V210L23 209ZM27 208H30V209H27ZM64 208V209H63ZM69 209V210H67V209ZM83 208H85V209H83ZM94 208V209H93ZM117 209V210H119V211H116L115 209ZM129 208V209H128ZM149 208H152V209H154V211L152 212V209H150V210H147V209H149ZM182 208H184V209H182ZM187 210H186V209ZM215 208L217 209L216 211H217V214L215 215ZM222 208H225V209H222ZM261 208V209H260ZM5 210V213L7 212L8 213V215L10 216V215H12L13 213H15L14 215H12V216H14V217H12V219H10V218H8L9 216H7V213H6V216H5V213L4 212H2V210ZM20 209V210H19ZM43 209V210H42ZM61 209V210H60ZM114 209V210H113ZM131 209V210H130ZM135 209V210H134ZM145 209V210H144ZM158 210V212H157V210ZM162 209V210H161ZM169 209H170V211H169ZM178 209H180V210H178ZM197 209V210H196ZM219 209H220V211H219ZM234 209H236V210H234ZM239 209V210H240ZM258 209V210H257ZM32 210V211H31ZM39 210V211H38ZM81 210V211H80ZM86 210V211H85ZM88 210V211H87ZM100 210V211H99ZM122 210V211H121ZM138 210V211H137ZM149 212H147V211ZM176 210H177V212H176ZM182 210H185V211H182ZM201 210H202V214H201ZM231 210V211H230ZM256 211V213H254L255 211ZM84 211V212H83ZM91 211V212H90ZM93 211V212H92ZM108 211V212H107ZM136 211V212H135ZM144 211L145 212H147L148 213V216L150 215V213H151V215L148 217L147 216V214H145L144 213ZM164 211V214H162V212ZM176 213H175V212ZM180 211V212H179ZM187 211V213H185ZM218 211H219V213H218ZM254 211V212H253ZM260 212V211H262L261 213L262 214H260V213H258V212ZM20 212V213H19ZM26 212V213H25ZM39 212V213H38ZM79 212V213H78ZM81 212H82V214L83 213H85V214H81ZM89 213V214H87V213ZM127 212V213H126ZM155 212H157V213H155ZM174 212V213H173ZM178 212H179V215L181 216H177V214H178ZM183 212L185 213V216H189L190 215V217H185L184 216V214H183ZM199 213V214H195V213ZM222 212H223V217H220V216H222ZM231 212H232V215H230L231 214ZM65 213V214H64ZM74 213H75V215H74ZM109 213H110V215H109ZM122 214V215H120V214ZM124 213H126V215L128 216H130V217H134L135 218V220H134V218L132 219V218H130V217H127ZM133 215H132V214ZM136 213V214H135ZM138 213H139V215H138ZM152 213H154L153 214V216H152ZM168 213H170V214H168ZM181 213V214H180ZM207 213V214H206ZM235 213V214H234ZM244 213V214H243ZM38 214V215H37ZM61 216H60V215ZM88 216H87V215ZM92 216H91V215ZM94 214V215H93ZM100 214H103V215H100ZM117 214V215H116ZM143 214V215H142ZM157 214V215H156ZM158 214H160V215H158ZM166 214V215H165ZM193 214V215H192ZM195 214V215H194ZM203 214H206V216H204ZM209 214H210V216H209ZM211 214H212V216H214L215 215V217L217 216V218H212V216H211ZM225 214V215H224ZM229 214V215H228ZM235 216H234V215ZM19 215V216H18ZM27 215V216H26ZM30 215H32V216H30ZM58 215L60 216L59 217V219L57 218L58 217ZM81 215V216H80ZM86 215V217H83V216H85ZM98 215H100V216H98ZM111 216V215H113V217L111 216V217H109V216ZM165 215V216H164ZM192 215V216H191ZM201 217V215H203L201 218H199V216ZM219 215V216H218ZM238 215H239V217H238ZM35 216V217H34ZM66 216V217H65ZM125 216V218L126 219H131V221L133 220L134 222H129V220H126L125 218H123ZM136 216H138V217H136ZM141 216H143V217H145V219L147 220H145L143 217L142 218H140ZM152 216V217H151ZM170 217V218H168V217ZM176 216V218H174ZM196 216H197V218H196ZM225 216V217H224ZM228 216V217H227ZM251 218H250V217ZM26 217H28L27 218V220L25 219ZM30 217V218H29ZM98 217H99V219H98ZM104 217V218H103ZM178 217H179V219H178ZM204 217V218H203ZM220 217V218H219ZM233 217H236V218H234V219H232ZM13 218H15V219H13ZM34 220H33V219ZM65 218V219H64ZM108 218V219H107ZM112 218V219H111ZM115 218H117L116 220L118 221V223L116 224V220H115ZM137 218V219H136ZM140 218V219H139ZM149 218V219H148ZM155 219V220H152V221H149L150 219ZM168 218V219H167ZM172 218V219H171ZM180 218H181V220H180ZM184 218H185V224H186V222H187V224H188V222L189 221H191L190 222V224H191V227H189L190 226V224H182V222L184 223ZM187 218V219H186ZM194 218V219H193ZM196 218V219H195ZM207 218H209L210 219V221H209V219H207ZM223 218H225V219H223ZM226 218H230V219H227L226 220ZM249 218V219H248ZM7 219H9V220H7ZM22 219V221L23 222H21L20 220ZM25 221H24V220ZM62 219V220H61ZM69 219H70V221H69ZM75 219V220H74ZM80 219V220H79ZM89 219V220H88ZM95 219V220H94ZM101 219V220H100ZM102 219L104 220V221H102ZM110 219V220H109ZM119 219V220H118ZM141 219H143L144 221H142ZM169 219H171V221L169 220ZM193 219V220H192ZM197 219H199V220H197ZM204 219L206 220V221H204ZM211 219H215V220H211ZM222 219V220H221ZM253 219H256L255 221L258 223V220H260L259 222L261 223L260 225L262 226V227H259L260 228V230L259 229H257L258 228V224H257V227H256V224H255V221L253 220ZM18 220V221H17ZM56 220V221H55ZM66 220V221H65ZM77 220H79V223L77 222ZM88 220V221H87ZM97 220H100V221H97ZM114 220L116 221L115 223H114ZM123 220V221H122ZM124 220H125V222H124ZM169 220V221H168ZM177 220V221H176ZM179 220V221H178ZM189 220V221H188ZM203 220V221H202ZM225 220L226 221H228V222H225ZM243 220V221H242ZM251 222H249V221ZM252 220V221H251ZM263 220V221H262ZM27 221V222H26ZM44 221V222H43ZM62 221V222H61ZM74 221V222H73ZM107 221V222H106ZM110 223H109V222ZM139 221V222H138ZM149 221V222H148ZM200 221H202V222H204V223H202V222H200ZM209 221V222H208ZM231 221V222H230ZM233 221H235V224H233L234 222ZM238 221V224H236V222ZM6 222H8L7 224H6ZM12 223V225L10 226L9 224L10 223ZM18 222H20V225H19V223ZM76 222V223H75ZM92 222V223H91ZM151 222V223H150ZM169 222H172V226H173V229L170 227V223ZM178 222H180L182 225H180ZM218 222V223H217ZM227 223V224H225V223ZM229 222H230V224H231V226L230 227H224V226H229L230 224H229ZM233 222V223H232ZM248 222L250 223L249 224V226H251V224H255V226H251V228L250 227H248V228H250L249 230L247 229V226H248ZM253 222V223H252ZM27 223H28V225H27ZM36 223V224H35ZM38 223V224H37ZM64 223V224H63ZM82 223V224H81ZM93 223H95V224H93ZM102 223H103V226H102ZM104 223H105V225H104ZM122 223H124V224H122ZM130 223V224H129ZM157 223V224H156ZM159 223V224H158ZM168 223V224H167ZM200 223V224H199ZM206 223V225L204 226V224ZM219 224L220 225V229L216 226L217 224ZM242 223V224H241ZM44 224V225H43ZM54 224V225H53ZM55 224H56V226H55ZM60 224H61V227H60ZM71 224H72V226H71ZM110 224H112V225H110ZM116 226H115V225ZM119 224V225H118ZM127 224H129L128 225V227H127ZM164 226V224H166V226H162V225ZM192 224H193V226H192ZM203 224V225H202ZM222 224V225H221ZM229 224V225H228ZM239 224H241V225H239ZM37 227H36V226ZM42 225V226H41ZM110 225V226H113V229L111 230V228H110V226H109V228H108V226ZM118 225V226H117ZM121 225V226H120ZM124 225V226H123ZM135 225H137V226H135ZM157 225V227L155 228V226ZM184 225V226H183ZM197 225H198V228H200V229H198L197 228ZM211 226V228H208L209 226ZM214 227H213V226ZM224 225V226H223ZM232 225H235V226H232ZM239 225V226H238ZM245 225H247L246 227H244ZM259 225V226H260ZM8 226H10V227H8ZM58 226H59V228H63V229H61V230H59V228H58ZM65 226V227H64ZM80 226V227H79ZM102 226V227H101ZM104 226H107L106 228H104ZM126 226V227H125ZM133 226H135V229H134V227ZM175 226V227H174ZM202 226H203V228H202ZM217 228H216V227ZM221 226H222V228H221ZM236 226H237V228H236ZM5 227V228H4ZM22 227H24V228H22ZM36 227V228H35ZM85 227V228H84ZM122 227V228H121ZM125 227V228H124ZM132 227V228H131ZM160 227H162V228H159ZM165 227H166V229H165ZM170 227V228H169ZM224 227V228H223ZM232 227H234V228H232ZM239 227V228H238ZM20 230H19V229ZM29 228V230H27ZM39 228H41V229H39ZM65 228H68V229H65ZM80 230H79V229ZM116 228V229H115ZM124 228V229H123ZM158 228V229H157ZM169 228V229H168ZM195 230L196 228V230L197 231H194L193 229ZM208 228V230H207V233L204 231V230H206V229ZM212 228H213V230H214V233L212 234H209L210 232H213V230H212ZM227 230H226V229ZM232 228V229H231ZM241 228V229H240ZM13 229V230H12ZM47 229V230H46ZM49 229H51V231L49 230ZM65 229V230H64ZM106 229V230H105ZM109 229V230H108ZM116 231H115V230ZM117 229H118V231H117ZM128 229V230H127ZM130 229H132V230H130ZM171 229V230H170ZM192 229V230H191ZM219 231H218V230ZM245 229V230H244ZM264 229V228H263ZM2 230H4V232H2ZM9 230H11V231H9ZM28 232H27V231ZM64 230V231H63ZM75 230V231H74ZM108 230V231H107ZM121 230H125V231H122V232H124V233H122L121 232ZM134 230V232L132 233L133 234V236H134V239H133V236L130 234L132 231ZM164 230H168V231H165V232H167L169 235H167L166 233V235H165V237L163 236L164 234ZM185 230H189V231H185ZM202 230V231H204V232H200V231ZM215 230H217L218 231V236L219 237H217L216 235H217V231H215ZM247 230V231H246ZM250 230H251V232H250ZM253 230H259V231H262V235L258 238V240H257V238L256 237H258L260 234H261V232H258V233H260V234H258V233H256L257 231H253ZM6 231V232H5ZM19 231V232H18ZM36 231V232H35ZM39 231H40V233H39ZM70 231H72L71 233H70ZM77 231H79V232H77ZM111 231V232H110ZM114 231H115V233H114ZM131 231V232H130ZM136 231V232H135ZM169 231H171L170 233H169ZM236 233H235V232ZM240 231V232H239ZM252 231H253V233H255L254 234V236H255V239H254V237H252L253 236V233H252ZM1 232H2V234H1ZM7 232H10V233H7ZM12 232V233H11ZM17 232H18V236H20L19 237V239H18V236H17V238H15L16 237V235H17ZM24 232H26V233H24ZM43 232V233H42ZM53 232H55V234L53 233ZM58 232V233H57ZM63 232H65L64 234H63ZM106 232V233H105ZM114 234H113V233ZM148 232L151 234V236H150V234H149V236H148ZM163 232V233H162ZM189 232V233H188ZM190 232H192V236L190 235L191 233ZM194 232H197L196 234L198 235V237H197V235L196 234H194ZM216 232V233H215ZM229 234H228V233ZM231 232V233H230ZM239 232V233H238ZM242 232V233H241ZM16 233V234H15ZM29 233H30V235H29ZM36 233V234H35ZM52 233V234H51ZM77 233H79V234H77ZM94 233V234H93ZM118 233H122V234H119V236H118ZM125 233H127V235L125 236ZM136 235H138L136 238H135V234ZM139 233V234H138ZM178 234V236H177V234ZM225 233H226V235H225ZM233 233H235L236 235H233ZM22 234V235H21ZM26 234V235H25ZM33 234V235H32ZM51 234V235H50ZM75 234H76V236H75ZM94 236H93V235ZM101 234V235H100ZM113 234V235H112ZM117 234V235H116ZM146 234H147V236H146ZM157 234V235H156ZM160 234H162L161 236H160ZM185 234V235H184ZM186 234H187V236H186ZM205 234H206V236H205ZM210 236H209V235ZM225 235L224 237V239L225 240H223V239H220L221 237L223 238V236L222 235ZM233 236H232V235ZM238 234H241V236L240 237H242V238H240L239 237V235ZM258 234V235H257ZM14 235H15V237H14ZM28 235L30 236V238L28 237ZM69 235H71V236H69ZM79 235V236H78ZM108 235V236H107ZM112 235V236H111ZM124 236V237H121V236ZM129 235H130V238H129ZM176 235V236H175ZM201 235H204V236H202L201 237ZM229 235H231V236H229ZM243 235H245V236H243ZM1 236H3V237H1ZM9 236V237H8ZM24 236H25V238H24ZM33 236H35V237H33ZM50 236H51V238H50ZM62 236H63V238H62ZM74 236L76 237V239L74 238ZM104 237V238H102V237ZM143 236H145V237H143ZM160 236V237H159ZM169 236V237H168ZM207 236L209 237V238H207ZM215 237V240H214V238H212V237ZM221 236V237H220ZM6 237V238H5ZM11 237L13 238V239H11ZM56 237V238H55ZM79 237V238H78ZM108 237V238H107ZM125 237H127V238H129L130 239V241L131 242H133V243H131L130 241H129V239H127V238H125ZM140 237V238H139ZM141 237L142 238H144V239H141ZM148 238V239H145V238ZM157 237H158V239H159V241H158V239H157ZM164 237V238H163ZM173 237L175 238V237H177V238H175V239H173ZM191 237V238H190ZM201 237V238H200ZM205 237V238H204ZM237 237H238V239H237ZM262 237V239H260ZM20 238H22V241L24 240V239H26L27 238V241L29 242V241H31L32 239V243H28V242H26V241H24V242H22L21 241V239ZM35 238V239H34ZM81 238V239H80ZM90 238H92V239H90ZM93 238H94V240H93ZM95 238H96V240H95ZM118 238H119V240H118ZM123 240H122V239ZM151 238V239H150ZM156 238V239H155ZM166 238H167V241H165L166 240ZM171 238V239H170ZM210 238H212V239H210ZM227 238V239H226ZM31 239V240H30ZM44 239V240H43ZM75 241H74V240ZM125 239H127V241L125 240ZM156 240L155 242H153L154 240ZM194 239V240H193ZM198 239H200V243L202 242V239H203V241L205 242L206 241V246H205V244L203 245V243L204 242H202L201 243V245H200V243H199V240ZM205 239V240H204ZM207 239V240H206ZM208 239H210L209 241H211V242H207L208 241ZM239 241H237V240ZM243 239V240H242ZM259 239L261 240L260 242H259ZM3 240V242H1ZM93 240V241H92ZM98 240H99V242H98ZM113 240V241H112ZM146 240H147V243H146ZM171 240H173V242L171 241ZM184 240V241H183ZM219 242H217V241ZM237 241L238 242V244H237V242H236V246H235V243H233V242H235V241ZM252 240H256L257 241V243L256 242H254L253 241V243L252 244H250V242L252 241ZM6 241V242H5ZM7 241H9V242H7ZM20 241V242H19ZM43 241H46V242H43ZM65 241V242H64ZM97 241V242H96ZM102 241V242H101ZM117 241V242H116ZM121 241L123 242L122 244H121ZM132 244H130L129 242ZM181 241H182V243H181ZM231 241H233V242H231ZM240 241L242 242V243H240ZM263 241V242H262ZM19 242V243H18ZM64 242V243H63ZM144 242V243H143ZM152 242V243H151ZM165 242V243H164ZM188 243V245H187V243ZM190 242V243H189ZM197 242V243H196ZM216 242V243H215ZM233 243V244H231V245H233L234 247H231V245H230V243ZM247 242L249 243L248 245H250V246H248L247 245ZM7 243V244H6ZM19 245H18V244ZM20 243H22V245L20 244ZM35 243V244H34ZM37 243V244H36ZM44 243V244H43ZM72 243V245H70ZM92 243V244H91ZM96 243H98V244H96ZM119 243L123 246V244L125 245V247L128 249L127 251H126V254H125V250H126V248L123 246V247H120V245H119ZM135 243V244H134ZM138 243V244H137ZM185 243V244H184ZM245 243H246V246H248V247H246L245 246ZM254 243L255 244H258V245H254ZM260 243H263V244H260ZM43 246H42V245ZM99 244H100V246H99ZM128 244V245H127ZM131 245V247L134 249H132L131 247H130V245ZM143 244H145V245H143ZM152 244H154V247H152L153 245ZM164 244V245H163ZM174 244L176 245V247L175 248H179L180 249V247H181V249L179 250L178 248H177V250H175V248H174ZM178 244V245H177ZM180 244H182V246H184V248L180 245ZM191 244V245H190ZM197 244H198V246H197ZM240 244V245H239ZM9 245V246H8ZM18 245V246H17ZM28 245V246H27ZM46 245V246H45ZM106 245V246H105ZM116 245H117V247H116ZM136 247H135V246ZM143 245V247L145 246H147V249L144 247H141ZM151 245V246H150ZM155 245H156V247L157 248H155ZM160 245H162V247L160 246ZM190 245V246H189ZM202 245H203V247H202ZM212 245V246H211ZM238 245V246H237ZM244 245V246H243ZM20 246H22V247H20ZM38 246V247H37ZM129 246V247H128ZM134 246V247H133ZM149 246V247H148ZM161 248H160V247ZM191 246H195V247H191ZM196 246H197V249H195L196 248ZM252 246V247H251ZM259 246H262V247H259ZM17 247V249H15ZM31 247V248H30ZM103 247V248H102ZM107 247V248H106ZM152 249H151V248ZM206 247L207 248H211L210 250L209 249H207L208 251L206 252ZM222 247V248H221ZM230 247L231 248H233V249H235V247L237 248V247H241L240 248V250H239V248H237L239 251H240V253H239V251H238V255H233L234 254V252H233V249L230 251ZM251 247V248H250ZM30 248V249H29ZM97 250L98 248V250H97V252H96V250ZM101 248V249H100ZM116 248V249H115ZM118 248V249H117ZM136 248V249H135ZM183 248V249H182ZM220 248V249H219ZM227 248V250H224V249H226ZM243 248H245V252H244V249ZM253 248V249H252ZM257 248H259V249H257ZM2 249V250H1ZM29 249V251H31V253H33L32 254V256H31V253H29V251H27ZM43 249V250H42ZM122 249V250H121ZM134 251V254L136 255V257H135V255H133V251ZM142 251H141V250ZM150 249H151V251H150ZM173 249L176 251V252H178V255L177 254H174V252H173ZM214 249V250H213ZM218 249H219V251H218ZM250 249H251V253H250ZM261 249H263V250H261ZM25 250L27 251V254L25 255ZM32 250H34L33 252H32ZM51 252H50V251ZM95 250V252H93ZM104 250H106V251H104ZM116 250V251H115ZM124 250V251H123ZM143 250H146V251H144L145 253H146V255L144 254V252H143ZM172 250V251H171ZM179 250V251H178ZM183 252H182V251ZM247 250H249V251H247ZM256 250V251H255ZM43 251V252H42ZM99 251V252H98ZM107 251H109V252H107ZM110 251H111V255H108V254H110ZM117 251H118V257H116V256H113V255H115V253H117ZM136 251V252H135ZM139 251V253L141 252L142 253V255L141 254H139V253H137ZM188 251V252H187ZM223 251H225L224 253L225 254H223ZM231 252V253H228V252ZM236 250H235V254H237L236 252H237ZM243 251V252H242ZM257 251H262L261 253L263 254L262 256H261V253L260 252H257ZM48 252V253H47ZM55 252V254H53ZM120 252H122V253H120ZM128 252H129V254H128ZM130 252H132V253H130ZM147 252H148V255H147ZM179 252H182L181 253V255L179 256ZM187 253V254H185V253ZM212 252V253H211ZM222 252V253H221ZM247 252L250 254H248L249 256H253V259H255L254 260V262L252 261V258H251V261H250V257H247ZM256 254H255V253ZM6 253H7V256L9 257V255H10V257L8 258L7 256H6ZM44 253V254H43ZM51 253H52V255H51ZM59 253V254H58ZM95 253H100V254H95ZM108 253V254H107ZM184 253V256L182 255ZM207 253H210V254H207ZM226 253H228V255H226ZM243 253H245V257H243V259L241 258V256H244L243 255ZM258 253V254H257ZM260 253V254H259ZM4 254V256L2 257V255ZM22 254V255H21ZM35 254V255H34ZM107 254V255H106ZM120 254V255H119ZM130 254H132V255H130ZM219 254V255H218ZM222 254V255H221ZM230 254H232V255H230ZM20 255V257L19 258H17L18 256ZM31 257H30V256ZM59 255V256H58ZM95 255H97L96 256V258L94 257ZM102 255H103V257H102ZM108 257L109 259L111 258L113 261H114V259H116L114 262L112 261V262H110V260L107 258L106 259V257ZM142 256V257H140V256ZM203 256V258H202V256ZM209 255V256H208ZM228 256V258H226V256ZM258 255V256H257ZM14 256V257H13ZM58 256V257H57ZM163 256V257H162ZM170 256V257H169ZM171 256H173L174 258H172ZM187 256V257H186ZM200 256V257H199ZM223 256H224V258H223ZM231 256V259L229 258ZM234 256V257H233ZM241 258L239 261L237 260V261H232V260H234L235 258ZM251 256V257H252ZM255 256V257H254ZM259 256H260V258H262V260H260L259 259ZM17 259H16V258ZM52 257V258H51ZM140 257V258H139ZM175 257H178V259H175ZM198 257V258H197ZM208 259H207V258ZM211 257V258H210ZM258 257V258H257ZM12 258V259H11ZM56 258V259H55ZM100 258H103V259H105V261H106V263H105V261H103V259L101 260ZM130 258H131V260H130ZM148 258V259H147ZM181 258V259H180ZM184 258V259H183ZM204 258H206V259H204ZM221 258H222V260H221ZM257 258V259H256ZM4 261H3V260ZM7 261H6V260ZM21 259V260H20ZM31 259V261H29ZM98 259V260H97ZM135 259V260H134ZM142 259V260H141ZM153 259H155L156 260V262H155V260H153ZM180 259V261H178ZM220 259V260H219ZM224 259V260H223ZM229 261H228V260ZM245 259V261H243ZM259 259V260H258ZM9 260H10V262H9ZM74 260V261H73ZM76 260V261H75ZM98 262H97V261ZM107 260H109V261H107ZM130 260V261H129ZM167 260V261H166ZM175 260H177L178 262H176ZM189 260V261H188ZM209 260V261H208ZM217 260H219V261H217ZM23 261V262H22ZM67 261V262H66ZM73 261V262H72ZM131 261H133V262H131ZM148 261H149V263H148ZM187 261H188V263H187ZM214 261V262H213ZM240 261H242V262H240ZM21 262V263H20ZM39 262H41V263H39ZM60 262V263H59ZM65 262V263H64ZM110 262V263H109ZM137 262V263H136ZM195 262V263H194ZM208 262V263H207ZM235 262V263H234ZM237 262V263H236ZM238 262H240V263H238ZM210 263V264H211ZM229 263H227V264H229ZM262 264V263H261ZM264 264V263H263Z\"/></svg>",
    "mask_w": 264,
    "mask_h": 264
},
{
    "label": "bare ground",
    "instance_id": "6f19581e",
    "mask_svg": "<svg viewBox=\"0 0 264 264\" xmlns=\"http://www.w3.org/2000/svg\"><path fill=\"white\" fill-rule=\"evenodd\" d=\"M17 1H19V4H20V1H21V0H17ZM42 1H43V0H42ZM51 1H52V0H51ZM51 1H50V4H49V1H47L48 3L45 1V2L47 3L48 7H47V6L44 7V6L42 5V6H43L42 8L30 9V8L28 7L29 5L27 4V5H28V6L26 5L27 7L22 8V9L20 10V15H21V13H22L23 19L25 18L26 21H27L25 26H21V25H19L20 23H19V24H15V23H13V24H15V25H14L15 27H14V26H13L12 28H11V27H7V26L4 27V26H3V25H4L3 23H5V22H3V23H2V26H3V27H0V47L3 49V51H4L3 53H5V54L7 55L8 58H9V57L12 58V56H13V58L15 59V62L17 63V68L20 69V70L22 71V73H23L25 76H28V77H29V80L26 81V82H28L29 84L32 85V90H33V91H35L36 88L39 87V85H42V84H43V81H46V80H47V79L45 80V77H47V76H43V75L51 74V73L53 72V70H51L52 68L49 67V66H47L48 64H47L46 66H44L46 63L44 64V62H43V59H45L44 56L47 55V54H50L49 52H50L51 50H52L53 52H52V55H51V56L49 55V58H51V59L54 60V59L57 58V57H67V58L70 59L71 61L75 62V64H77V66H78L79 69H82L84 66H89V65L91 66V64H90V60H93L90 56H89V57L91 58L90 60H89V58L86 56L90 51H92V49H93L92 47H94V45L96 44V43L93 44V46L91 47L92 49L90 48V41H92V37L94 36L93 32L98 31V33H99V32H101V31H104V29H105V30L107 31V34H108L109 37H111L112 34H113V36L116 34L117 37H120L119 35H122V34H123L122 31H121V30H122V29H121V25H122V24L124 25L123 28H125V31L127 30V28H129V29H128L129 32H133V31H134V34H135L136 31H137V33H138V31L140 32V30H142V29H140V27H141L142 23H144L143 20H145V19H149L148 21L151 20V21H152V24L154 23V24L161 25L160 27H162V25L164 26V24H165L166 21H167V22H172V20L168 21V20H167L168 18L166 19L167 16H164V14L162 15L163 12H160V11H159V12H160L159 14H161L162 16H161V15H156L155 13H154V14H155V15H154V14H151L150 12H148V10H151V8H153V7H158V9H163V8L166 9L165 7H167V6H165V4H167L168 0H147L146 3H143V2H145V1H143L142 4H141V6L143 7V9L141 10L140 14H138L137 17H134V16H136V15H134V14H133L134 16L132 17V15L129 13V14L131 15L132 18H131V17H128V15H125V13H124L125 11H124V10H120V8H119L120 3H118L119 5L116 3L117 6H118L117 9L119 8L118 10H120V11L123 12L124 14L122 13V14L119 15L118 17H117V16H113V15H111V17H110V16H106V17H107V19H106L105 15H101L102 13H100L101 17L104 16L106 20H109V21H107V22H110V23H111V21H112V22L114 21V23H113L112 25H110V24L108 23L109 25L107 24V26H108L107 28H106V26H102V24L104 25L105 22H106L104 18L102 19V21H104V23L101 22V24L99 23L100 25L98 24V22H97V21H99V20L97 19V18H98V17H97V16H98V13H97V15H96V14H95V10H94V11L92 10L93 8L95 9V6H93V3H90V4H92L91 6H93V8H91V6H88L89 4H85V3H84V4H80V5H78V6H80V7L84 5V6H83L84 8H81L82 10L84 9V11H82V10L80 11V9L77 11V13H78L79 11L82 12L81 14L84 13V14H83V15H84V18H82V19H85V20H86V21L84 20V23H85V22L88 23V24L84 25L83 22H82V19H80V17H79V19H78L79 21L77 20V17H78V16L76 17L77 14H75L74 12L71 13V11H69V9H67L68 6H69L68 4H71V3H72V0H71V3H69V2H70L69 0H68V3H67V0H64L65 3H64L63 5L66 6V9H67V10H63L64 8L62 9V8H60V7H61L60 5H59L60 7L57 5L58 2H60V1H58L57 3H55V0L52 1V2H51ZM73 1H77V0H73ZM91 1L93 2V0H91ZM91 1H90V2H91ZM98 1H100V0H98ZM98 1H97V3H98ZM113 1H114V0H113ZM136 1H137V0H136ZM136 1H135V2L133 1V2L136 3ZM141 1H142V0H141ZM180 1H181V0H180ZM189 1H190V0H188V2H189ZM194 1H196V0H193L192 2H194ZM198 1H200L201 3H202V2L204 3L205 0H197V2H198ZM220 1H221V0H220ZM224 1H225V0H223V2L221 1V2L219 3V5H220L221 3H222V4L225 3ZM234 1H236V0H234ZM254 1H255V0H254ZM260 1H263V0H258V2H260ZM6 2H8V1L6 0ZM11 2H12V1H11ZM27 2H29V0H28ZM87 2H88V1H87ZM106 2H107V1H106ZM106 2H105V1H104L103 3L99 2V4L97 5V8H98V6L100 5V3H101L100 6L107 5L106 8H103L102 10H100V12L105 11V14L107 15V11H108L107 7H109V9H111V8H110L111 4H110L109 2H107V3L110 4V6H109L108 4H106ZM111 2H112V1H111ZM171 2H172V1H171ZM182 2H183V1H182ZM205 2H206V1H205ZM207 2H208V1H207ZM218 2H219V1H218ZM238 2H239V1H238ZM240 2H241V1H240ZM244 2H245V0H242L241 3H243V4H242V5L240 4L241 7H243ZM246 2H247V1H246ZM246 2H245V3H246ZM0 3H1V1H0ZM3 3H4V2H3ZM12 3H13V2H12ZM24 3H25V2H24ZM30 3H31V2H30ZM39 3H40V2H39ZM42 3H44V1L41 2V4H42ZM60 3H63V2H60ZM73 3H74V2H73ZM114 3H115V2H114ZM114 3H113V4H114ZM138 3H139V1L137 2V4H138ZM176 3H177V2H176ZM184 3H186V0H185ZM190 3H191V2H190ZM190 3H189V4H190ZM195 3H196V2H195ZM195 3H194V4H195ZM214 3H215V0H214ZM231 3H232V2H231ZM9 4H10V3H9ZM17 4H18V3H17ZM19 4H18L17 6H19ZM94 4H95V3H94ZM173 4H174V3H173ZM189 4L187 3L186 5H189ZM229 4H230V3H228V5H229ZM235 4H236V3H235ZM247 4H248V3H247ZM250 4H251V5L253 4V0H252V3H250ZM250 4H249V6H250ZM0 5H1V4H0ZM3 5H5L4 7L6 8V6H7L8 4L5 3V4H3ZM3 5H2V6H3ZM30 5H33V3L30 4ZM73 5H74V4H73ZM86 5H87V7H86ZM135 5H136V4H135ZM163 5H164V6H163ZM176 5H177V4H176ZM179 5H180V4H179ZM181 5H182V4H181ZM181 5H180V9H179V7H178V10H181ZM183 5H185V4H183ZM186 5H185V6H186ZM204 5H205V4H204ZM207 5H208V4H207ZM215 5L217 6L218 4H215ZM225 5H226V4H225ZM231 5H232V4H231ZM253 5H254V4H253ZM256 5H257V4H256ZM256 5H255V6H256ZM10 6L13 7V5H9V7H10ZM36 6H37V5H36ZM40 6H41V5H40ZM74 6H75V5H74ZM122 6H123V5H122ZM122 6H121V7H122ZM210 6H211V5H210ZM220 6H221V5H220ZM222 6H223V5H222ZM233 6H234V5H233ZM245 6H247V5L245 4ZM0 7H1V6H0ZM9 7H7V8H9ZM113 7L115 8L116 6L114 5ZM113 7H112V8H113ZM124 7H125V6H124ZM124 7H123V8H124ZM127 7H128V6H127ZM129 7H130V6H129ZM129 7H128V8H129ZM187 7H188V6H187ZM187 7H186V11H187V9L189 8V7H188V8H187ZM196 7H197V8H196V11H197V9H198V10L201 9L200 7H199V8H200V9H199L198 6H196ZM203 7H204V6H203ZM205 7H206V6H205ZM205 7H204L205 11H209V12H210L211 9L206 10ZM238 7H239V5L237 6V8H238ZM241 7H240V8H241ZM251 7H252V6H251ZM262 7H264V4L262 5ZM262 7H261V8H262ZM1 8H3V7H1ZM75 8H78V7L76 6ZM125 8H126V7H125ZM128 8H126V10H128ZM130 8H133V9H131V10H134V9H135V8L133 7V5H132V7H130ZM170 8H171V7H170ZM170 8H169V9H170ZM191 8H192V6H191ZM191 8H190V10H191ZM194 8H195V7H194ZM225 8H227L226 11L229 10V9H231V7H229V9H228L227 6H226ZM237 8L235 7V9H237ZM240 8H238L237 10L239 11ZM243 8H244V7H243ZM247 8H248V7H247ZM247 8H244V9H247ZM249 8H250V7H249ZM261 8L259 7V10L257 11V13H256V11H255V13H256L257 15L259 14V11L261 10ZM9 9H11V8H9ZM61 9H62L63 11H62ZM105 9H106L107 11H106ZM167 9H168V7H167ZM172 9H173V8H172ZM174 9L176 10V9H177V6H176V8H174ZM182 9L185 10L184 7H182ZM202 9H203V8H202ZM220 9H221V8H220ZM220 9L218 8L219 11H220ZM241 9H242V8H241ZM256 9H258V8L256 7ZM13 10H14V9H13ZM16 10L18 11V7H17ZM16 10H14V11H16ZM70 10H71V9H70ZM75 10H77V9H75ZM97 10H98V9H97ZM115 10H116V9H115ZM115 10H113V11L111 10V12H114ZM118 10H117V12H118ZM178 10H177V11H178ZM218 10L216 9L217 12H218ZM222 10H223V8H222ZM237 10H236V11H237ZM242 10H243V9H242ZM242 10H241V11H242ZM64 11H66V13H65ZM109 11H110V10H109ZM129 11H130V9H129ZM136 11H138V10H136ZM142 11H144V12H142ZM162 11H163V10H162ZM169 11H171V10H169ZM173 11H174V10H173ZM173 11H172V12H173ZM177 11H176V12H177ZM196 11H193V12H196ZM224 11H225V10H224ZM226 11H225V12H226ZM231 11H232V10H231ZM238 11H237V12H238ZM248 11H251V10L248 9L246 12H245V10H244L242 13L247 14V13H249ZM263 11H264V9H263ZM263 11L261 10V12H260V13H262V15H264ZM62 12H63V13H62ZM121 12H120V13H121ZM134 12H135V11H134ZM138 12H139V11H138ZM197 12H198V11H197ZM202 12H203V10H202ZM227 12H228V11H227ZM15 13H17V12H15ZM73 13H74L75 15H74ZM126 13H127V12H126ZM132 13H133V12H132ZM152 13H153V12H152ZM228 13H229V12H228ZM12 14H13V13H12ZM17 14H19V13H17ZM63 14H64V15H63ZM81 14H80V16H81ZM174 14H175V11H174ZM174 14H173L172 18L174 17V19H175V16H176V15H174ZM205 14H206V13H205ZM214 14H215V13H214ZM229 14H230V13H229ZM238 14H240V11H239ZM238 14H237V16H238ZM251 14L255 16L254 13L251 12ZM14 15H15V14H14ZM20 15H19V16H20ZM83 15H82V16H83ZM116 15H118V14H116ZM130 15H129V16H130ZM146 15H147L148 17H147ZM210 15H211V14H210ZM219 15H221V14H219ZM226 15H227V16H230V15H228L227 13H226ZM231 15H232L233 17L236 16V14H235V13L233 14V12L231 13ZM249 15H250V14H249ZM249 15L247 14V16H249ZM252 15H250L249 17H251ZM257 15H256V17H258ZM2 16H3V15H2ZM2 16H1L0 18H2ZM15 16H16V15H15ZM180 16H181V15H179V17H180ZM232 16H231V17H232ZM259 16H260V14H259ZM20 17H21V16H20ZM20 17H19V18H20ZM34 17H35L36 19H38V21H39V25H37V26H36V25H33L34 23H33V24L30 23V20H31V19H33V20L35 19ZM101 17L99 16V18H101ZM177 17H178V16H176V18H177ZM201 17H202V15H201ZM201 17H200V18H201ZM220 17H221V16H220ZM220 17H219V18H220ZM222 17L224 18V16H222ZM243 17H244V16H243ZM243 17H242V18H243ZM256 17H255V19H256ZM9 18H10V17H9ZM13 18H15V17H13ZM21 18H22V17H21ZM130 18H131V19H130ZM180 18H181V17H180ZM180 18H179V19H180ZM187 18H188V17H187ZM189 18H190V17H189ZM200 18H198V19L200 20ZM205 18H207V17H205ZM252 18H253V17H252ZM258 18H259V17H258ZM262 18H263V17H262ZM262 18H261V19H262ZM16 19H17V18H16ZM198 19H197V20H198ZM202 19H203V18H202ZM202 19H201V20H202ZM220 19H222V18H220ZM220 19H219V20H220ZM263 19H264V18H263ZM14 20H15V19H14ZM20 20H21V19H20ZM80 20H81V22H80ZM100 20H101V19H100ZM110 20H111V21H110ZM201 20H200V21H201ZM212 20L215 21V19H212ZM212 20H210V21H212ZM217 20H218V19H217ZM227 20H228V19H227ZM233 20H234V24L236 25V23H235V19H233ZM239 20H240V19H239ZM18 21H19V20H18ZM36 21H37V20H36ZM121 21H122V22H121ZM126 21H127V23L124 24V22H126ZM146 21H147V20H146ZM148 21H147V22H148ZM174 21H176V20H174ZM180 21H181V20H180ZM182 21H183V20H182ZM230 21L232 22L231 18H230V20H229L228 22H230ZM240 21H242V20H240ZM244 21H245V20H244ZM244 21H243V22H244ZM8 22H9V23H12V21H8ZM8 22H7V23H8ZM16 22H17V21H16ZM76 22H77V24H78V22L82 23V24L84 25V27L87 28V29H86L87 32L85 31L87 35H82V34H80L81 30H79V29H84V27H80V26H78V27H79L78 30L76 29V28H77V25H76V27H73V24H74V23L76 24ZM99 22H100V21H99ZM167 22H166V25H165L166 27H162V28L166 29V28L169 26V25L167 26ZM177 22H178V21H177ZM177 22H176V23H177ZM185 22H186V21H185ZM187 22H190V21H187ZM187 22H186V23H187ZM191 22H192V20H191ZM201 22H202V21H201ZM207 22H208V21H207ZM212 22H213V21H212ZM212 22H211V24H212ZM219 22H220V21H219ZM221 22H222V21H221ZM236 22H238V20H236ZM27 23H28V24L30 23V24L28 25ZM148 23H149V22H148ZM150 23H151V22H150ZM182 23H183V22L180 23V26L182 25V27H183L184 24H182ZM223 23L226 24L227 22H223ZM239 23H240V22H239ZM239 23H238V24H239ZM259 23H262V22H259ZM259 23H258V24H259ZM23 24H24V23H23ZM208 24H209V23H208ZM215 24H216V22H215ZM218 24H220V23H218ZM234 24H233V25H234ZM241 24H242V26H244L243 23H241ZM241 24H240V25H241ZM262 24H263V26H264V23H262ZM139 25H140V26H139ZM144 25H146V24H144ZM209 25H210V24H209ZM209 25L207 26L208 28H209ZM220 25H221V24H220ZM220 25L218 26V28H220ZM226 25H228V24H226ZM226 25H224V26H226ZM20 26H21V27H20ZM149 26L151 27V25L148 24V25H147V28H148ZM172 26L174 27V25H172ZM180 26H178V28H179ZM197 26H198V25H197ZM199 26H200V25H199ZM202 26H203V25H202ZM205 26H206V24L203 26V28H204ZM222 26H223V24H222ZM224 26H223V27H224ZM231 26H232V25H231ZM257 26H258V25H257ZM104 27H105V28H104ZM132 27L137 28V30L134 29V30L132 31V30L130 29V28H132ZM142 27H143V26H142ZM155 27H157V26H155ZM176 27H177V26H175V28H176ZM207 27H206V28H207ZM214 27H215V26H214ZM228 27H229V26H228ZM245 27H246V26H245ZM253 27H254V26H253ZM259 27H260V26H258V28H259ZM178 28H176V30H177ZM180 28H181V27H180ZM180 28H179V29H180ZM233 28H234V27H233ZM236 28L239 29L238 26H236ZM240 28H242V27H240ZM138 29H139V30H138ZM160 29H161V28H160ZM179 29H178V30H179ZM193 29L195 30L196 28H193ZM197 29H198V27H197ZM199 29H200V27H199ZM222 29L225 30V28H222ZM230 29H231V27H230L229 30H227V31L229 32ZM237 29H234V30L237 31ZM243 29H244V28H243ZM243 29H242V30H243ZM246 29H247V28H246ZM246 29H245V30H246ZM250 29H251V30L249 31V34H247V35H249V36L255 34L253 30H255V32H256V29H253V30H252V28H250ZM259 29H260V28H259ZM263 29H264V27H263ZM172 30H173V29H171V31H172ZM178 30H177V31H178ZM207 30H208V29H207ZM207 30H206V31H207ZM209 30H210V29H209ZM213 30H214V28H213ZM218 30H221V29H218ZM223 30H222V31H223ZM231 30H232V29H231ZM245 30H244V31H245ZM248 30H249V29H248ZM248 30H247V31H248ZM261 30H262V29L259 30V33L261 32ZM89 31H90V32H89ZM116 31H117L118 33H115ZM159 31H160V30H159ZM195 31H197V30H195ZM204 31H205V30H204ZM232 31H233V30H232ZM236 31H235V32H236ZM240 31H241V30H240ZM247 31H246V32H247ZM52 32H53V33H52ZM82 32H83V31H82ZM82 32H81V33H82ZM123 32H124V31H123ZM161 32H162V31H161ZM163 32H165V31L163 30ZM166 32H167V31H166ZM173 32H174V31H173ZM173 32H172V33H173ZM179 32H180V33H183L182 30L179 31ZM215 32L217 33L218 31H215ZM223 32H224V31H223ZM223 32H222V33H223ZM233 32H234V31H233ZM237 32H238V31H237ZM237 32H236V33H237ZM250 32H253V34H252V33L250 34ZM51 33H52V34H51ZM83 33H84V32H83ZM89 33H92V34L90 35ZM103 33H104V32H103ZM103 33H102V34H103ZM105 33H106V32H105ZM137 33H136V35H137ZM141 33H142V32H141ZM169 33H171V32H169ZM192 33H193V32H192ZM200 33H201V32H200ZM216 33H215V34H216ZM219 33H220V32H219ZM231 33H232V32H231ZM241 33H242V32H241ZM259 33H258V34H259ZM125 34H127V32H126ZM144 34H145V33H144ZM165 34H166V33H165ZM193 34H194V33H193ZM193 34H191V37L194 38V36H192ZM208 34L210 35L211 33H208ZM215 34H214V35H215ZM258 34H256V35H258ZM260 34H262V32H261ZM263 34H264V32H263ZM263 34H262V37H263V39H264ZM100 35H101V33H100ZM136 35H133V34H132V38H133V39H132V38H127L126 41L129 39V41L131 40V41L133 42V40H134V36H136ZM138 35H139V33H138ZM138 35H137V36H138ZM162 35H163V34H162ZM169 35H170V34H169ZM172 35H173V34H172ZM176 35H177V34H176ZM184 35H185V34H184ZM184 35H183V37H184ZM194 35H196V34H194ZM198 35H199V34H198V32H197V38L199 37V39H203V36H202V38H200L201 36H198ZM200 35H202V34H200ZM226 35H227V34H226ZM229 35H231V34H228V36H227L228 38H229V37H232L234 34L231 35V36H229ZM235 35H236V34H235ZM244 35H245V32H244ZM247 35H246V36H247ZM95 36H98V35L95 34ZM113 36H112V37H113ZM128 36L131 37V34L128 35ZM128 36H127V37H128ZM142 36H143V35H142ZM142 36H141V37H142ZM148 36H149V34H148ZM154 36H155V35H154ZM154 36H153V37H154ZM224 36H225V35H224ZM224 36H222V37H224ZM238 36H239V35H238ZM246 36H244V38H245ZM258 36H260V35H258ZM122 37H123V35H122ZM150 37H151V36L147 37V40H146V42H147L148 44H150ZM167 37H169V36H167ZM175 37H176V36H175ZM178 37H181V35L178 36ZM189 37H190V36H189ZM189 37H188V39H189ZM195 37H196V36H195ZM208 37H209L210 39L212 38V37H210V36H205L204 38L206 39V38H208ZM215 37H216V36H215ZM219 37H220V36H219ZM251 37H253V36H251ZM95 38H96V37H94V39H95ZM105 38H106V37H105ZM105 38H104V37H101L102 41H99V42H105V41H106ZM123 38H124V37H123ZM160 38H161V37H160ZM162 38H163V36H162ZM162 38H161V39H162ZM170 38H171V37H170ZM184 38H185V37H184ZM197 38H196V40H194V41H200V40H197ZM213 38H214V37H213ZM225 38H226V36H225ZM235 38H236V37L233 38V39L235 40V42H237L238 39H241L240 37H237L238 39H235ZM256 38H257V37H256ZM98 39H100V38H98ZM116 39H117V38H116ZM116 39H115V37H113V40L110 38L111 41H110V42L107 41V44L110 43V44L114 45V43H116V42H114V40H116ZM120 39H121V38H120ZM137 39H138V38H137ZM151 39H152V38H151ZM154 39H155V37H154ZM154 39H153V40H154ZM163 39H165V38H163ZM188 39H187V40H188ZM231 39H232V38H231ZM248 39L251 40L252 38H248ZM248 39H247V40H248ZM257 39H258V38H257ZM263 39H262V41H260V42H262V45L260 44L261 46L264 45ZM103 40H104V41H103ZM118 40H119V38H118ZM176 40H177V39H176ZM176 40H175V41H176ZM179 40H181V38H180ZM179 40H178V41H179ZM211 40L213 41V40H215V39H211ZM216 40H218V39H216ZM226 40H228V42L231 41V40L229 41V39H225V42H226ZM234 40H233V42H234ZM250 40H249V41H250ZM123 41H124V40H123ZM129 41H128V42H129ZM134 41H135V40H134ZM137 41H138V40H137ZM137 41H136V42H137ZM139 41H140V40H139ZM165 41H166V40H165ZM194 41H193V42H194ZM202 41H203V40H202ZM204 41H205V40H204ZM207 41H210V40H207ZM212 41H211V42H212ZM219 41H220V39H219ZM239 41H241V40H239ZM239 41H238V43H239ZM243 41L245 42L246 40L243 39ZM92 42H93V41H92ZM112 42H113V43H112ZM118 42H119V41H118ZM124 42H125V41H124ZM152 42H153V41H152ZM156 42H157V41H156ZM168 42H169V41H168ZM220 42H221V41H220ZM225 42H224V44H225ZM228 42H227V43H228ZM241 42H242V41H241ZM260 42H259V43H260ZM147 43H146V44H147ZM164 43H165V42H164ZM169 43H170L169 45H168V44H166V45L170 46L171 48H172L173 46H176V45H171V41H170ZM177 43H178V42H177ZM177 43H176V44H177ZM179 43H181V42H179ZM188 43H189V42H188ZM188 43H187V44H188ZM203 43H204V42H203ZM203 43H202V44H203ZM207 43H208V42H206V44H207ZM213 43H214V42H213ZM218 43H219V42H218ZM230 43H232V42H230ZM247 43H248V41H247ZM250 43H252V42H250ZM254 43H255V42H254ZM107 44H106V45H107ZM119 44H120V43H119ZM127 44H128V43H127ZM153 44H154V42H153ZM172 44H173V43H172ZM183 44H184V43H183ZM183 44H181V48H182V45H183ZM187 44H186V45H187ZM200 44H201V43H199V45H200ZM202 44H201V45H202ZM206 44H205V45H206ZM222 44H223V42H222ZM228 44H229V43H228ZM255 44H256V43H255ZM138 45H140V43H139ZM155 45H156V44H155ZM184 45H185V44H184ZM186 45H185V46H186ZM191 45L193 46L192 41H191ZM195 45H196V44H195ZM195 45H194V46H195ZM207 45H208V44H207ZM245 45H246V44H245ZM248 45H249V46H252L251 44H248ZM256 45H257V44H256ZM256 45H255V46H256ZM99 46H100V45H99ZM102 46H104V44H103ZM102 46H100V47L102 48ZM114 46H115V45H114ZM121 46H122V45H121ZM121 46H120L119 48H117V50L121 48L120 52H119V50H118V51L116 50L115 53H116V52H118V53H122L121 51H122V48H123V47H121ZM123 46H124V45H123ZM148 46H149V45H148ZM168 46H167V47H168ZM189 46H190V43H189ZM192 46H191V47H192ZM203 46H204V44H203ZM249 46H247V47H249ZM255 46H254V47H255ZM257 46H258L259 49H264L263 47L260 48L259 45H257ZM96 47H97V46H96ZM115 47H116V46H115ZM152 47H153V46H152ZM152 47H151V44H150V47H149V48H152ZM156 47H157V45H156ZM158 47H159V46H158ZM177 47H178V46H177ZM209 47H210V45H209ZM231 47H232V46H231ZM247 47L245 46V48H247ZM252 47H253V46H252ZM111 48L113 49V47H111ZM111 48H110V46H109V50H110ZM125 48H126V47H125ZM130 48H131V47H130ZM137 48H138V47H137ZM146 48H147V46H146L145 48H144V46H142L141 51H139L140 49H139L138 51H139V52H142L143 54H146V55H147V53H148V55H150V56H153V55L155 56V54H156L157 56H159V55H158L159 52H158V53H155L156 48H155V51H153V52H151V51L146 52V51H145ZM160 48H161V47H159L158 50H159ZM175 48H176V47H173V50H177V51H179L178 48H176V49H175ZM186 48H187V47H186ZM198 48L201 49V46H199ZM221 48H222V47H221ZM225 48H226V47H225ZM229 48H230V47H229ZM242 48H243V47H242ZM242 48H241V50H240L239 47H238V50H239L240 54H241V52H244V49H242ZM255 48H256V47H255ZM99 49H100V48H99ZM112 49H111V50H112ZM126 49H127V48H126ZM135 49H136V48H135ZM152 49H153V48H152ZM183 49H184V48H183ZM188 49H189V47H188ZM199 49H198V51H199ZM209 49H210V48H209ZM227 49H228V47H227ZM233 49H235V50L237 51V47H236V48H233ZM249 49H251V48H249ZM249 49L247 48L246 50H249ZM96 50H97V49H96ZM180 50H181V49H180ZM219 50L221 51L220 48H219ZM235 50H234V51L232 50V52H236ZM242 50H243V51H242ZM251 50H252V49H251ZM255 50H256V49H255ZM101 51H102V50L100 49V52H98V53L96 52L95 54L97 55V54L101 53ZM104 51H105V50H104ZM125 51H127V50H125ZM159 51H160V50H159ZM161 51H162V49H161ZM212 51H214V50H212ZM223 51H224V50H223ZM226 51H228L229 55H231L229 50H226ZM226 51H225L224 53H226ZM249 51H250V50H249ZM256 51L258 52V50H256ZM256 51H255V52H256ZM259 51H262V50H259ZM92 52H94V50H93ZM106 52L109 53L110 51H106ZM113 52H114V51H112L111 53H113ZM133 52H136V51H133ZM133 52H132V54H133ZM139 52H138V56H139ZM156 52H157V51H156ZM193 52H194V51H193ZM195 52H196V51H195ZM195 52H194V53H195ZM239 52L237 51V53H239ZM255 52H254V54H255ZM263 52H264V51H263ZM53 53H54V55H53ZM179 53L181 54V52H179ZM211 53L215 55V54L217 53V51H216V53H213V52H211ZM224 53H222V54L224 55ZM244 53H245V52H244ZM244 53L241 54V55H242V56H243V55H246V54H244ZM250 53L253 54L252 51H251ZM1 54H2V53H1ZM92 54H93V53H92ZM102 54H104V52H103ZM102 54H101V55H97V56H99V57H98L99 59H97V60H100V59H102V58H104V60H105V57H106L108 54H107V55L105 54V57H102V56H103ZM129 54L131 55V53H129ZM159 54H160V53H159ZM205 54H206V53H203L202 55H205ZM212 54H211V55H212ZM217 54H218V53H217ZM248 54H249V52H248ZM252 54H250V55L253 56ZM6 55H5V56H6ZM116 55H117V54H116ZM123 55H124V54H123ZM133 55H136V53L133 54ZM140 55H141V53H140ZM167 55H169V57H170V53H168ZM173 55H174V54H173ZM173 55H172V56H173ZM175 55H176V54H175ZM192 55H193V54H192ZM196 55H197V53H196ZM198 55H200V54H198ZM214 55H213V56H214ZM219 55H221V54H219ZM219 55H218V57H219ZM234 55H235V53H234L232 56H233V57H235L236 55L238 56V54H236L235 56H234ZM256 55H257V54H256ZM256 55H255V56H256ZM261 55L264 56V54H261ZM52 56H53V58H52ZM97 56H96V57H97ZM100 56H101L102 58H100ZM138 56H137V57H138ZM208 56H210V55L207 53V55H205V58L208 57ZM242 56H241V57H242ZM247 56H248V55H247ZM2 57H4V56H2ZM94 57H95V56H94ZM96 57H95V60H96ZM110 57H111V56H110ZM119 57H120V56H119ZM129 57H130V56H129ZM129 57L127 58L128 61L132 59L131 57H130V58H129ZM146 57H147V56H146ZM166 57H167V56H166ZM169 57H168V60H167V61H169V59H170ZM189 57H190V56H189V54H188V58H189ZM191 57L193 58V56H191ZM195 57H196V56H195ZM214 57H217V56H214ZM221 57H222V56H221ZM224 57H225V56H224ZM227 57H228V56H227ZM5 58H6V57H5ZM8 58H7L6 62L4 61L5 64L7 63ZM13 58H12V59H13ZM49 58H48V59H49ZM135 58H136V57H134V60H135ZM157 58H158V57H157ZM157 58H156V59H157ZM174 58H175V57H174ZM180 58H181V57H180ZM203 58H204V57H202V59H203ZM205 58H204V61H205ZM242 58H244V57H242ZM246 58H247V57H246ZM251 58H252V57H251ZM12 59H11V60H12ZM139 59H140V57H139ZM139 59H138V60H139ZM144 59H145V58H144ZM159 59H160V58H159ZM166 59H167V58H166ZM166 59H165V60H164V59L160 60L161 62H163V60H164V63H165L164 65H165V66H166V64L168 65V63H170V62H167ZM175 59H176V58H175ZM175 59H174V61H175ZM186 59H187V58H186ZM186 59H185V63H186ZM189 59H190V58H189ZM189 59H188V60H189ZM198 59H200V58H198ZM198 59H197V60H198ZM207 59H208V58H207ZM209 59H210V57H209ZM224 59H225V58H224ZM226 59H227V58H226ZM260 59H264V57H263V58H260ZM2 60H3V59H2ZM11 60H10V62H11ZM56 60H57V59H56ZM58 60H59V59H58ZM61 60H62V59H61ZM102 60H103V59H102ZM108 60H109V59H108ZM116 60H117V59H116ZM123 60H124V59H123ZM149 60H150V59H149ZM153 60H154V58H153ZM182 60H183V59H182ZM190 60H191V59H190ZM193 60L196 61V58H193ZM193 60H191V62H193ZM212 60H213V59H212ZM230 60H231V59H230ZM235 60H238V59H235ZM239 60H240V58H239ZM246 60H248V59H246ZM66 61H67V60H66ZM132 61H133V59H132ZM132 61H131V63H132ZM135 61H136V60H135ZM154 61H155V60H154ZM170 61H171V60H170ZM174 61H173V58H172V62H171V64H172ZM199 61H200V60H199ZM199 61H198V63H197L198 66L200 65ZM201 61H202V60H201ZM204 61H202V62L205 63ZM225 61H226V60H225ZM225 61H223V63H224ZM227 61H228V60H227ZM240 61H241V60H240ZM244 61H245V60H244ZM244 61H243V62H244ZM249 61H251V60H249ZM1 62H2V61H1ZM59 62H60V61H59ZM95 62H96V61H95ZM110 62H111V60H110ZM124 62H125V61H124ZM137 62H139V61H137ZM156 62H159V61H155V63H156ZM161 62H159L158 67H159V66H160V67H163V66H161L162 64H160ZM166 62H167V63H166ZM178 62H179V61H178ZM187 62H188V61H187ZM207 62H208V61H207ZM231 62H232V61H231ZM231 62L229 61L228 63H231ZM253 62H254V61H253ZM261 62L263 63V61H261ZM261 62H260V65H261ZM52 63H53V62H51V64H52ZM98 63H99V62H98ZM98 63H97V65H98ZM108 63H109V62H108ZM108 63H106V64H108ZM113 63H114V62H113ZM127 63H128V62H127ZM127 63H123V64H124V65H125V64L127 65ZM141 63H142V62H141ZM150 63H151V62H150ZM152 63H153V62H152ZM174 63H175V62H174ZM174 63H173V64H174ZM183 63H184V62H183ZM183 63H182V64H183ZM214 63H215V61H214L213 63H211V64L214 65ZM228 63H227V65H224V66H229L230 64H228ZM232 63H234V62H232ZM232 63H231V65H230L231 67L233 66ZM244 63H245V62H244ZM7 64H8V63H7ZM62 64H63V62H62ZM68 64H69V63H68ZM71 64H73V63H71ZM100 64H101V62H100ZM102 64H103V63H102ZM102 64H101V65H102ZM179 64H180V63H179ZM186 64H188V63H186ZM206 64H207V63H206ZM206 64H205L204 67H206ZM208 64H209V65H208ZM208 64H207V67L211 65L210 63H208ZM254 64H255V63H254ZM254 64H253V65L251 64V65L254 67ZM0 65H3V64L0 63ZM11 65H12V64H11ZM52 65H54V63H53ZM52 65H51V66H52ZM56 65H58V63H57ZM94 65H95V63H94ZM101 65H100V66H101ZM111 65H112V64H111ZM132 65H134V63H132ZM136 65H137V64H136ZM150 65H151V64H150ZM191 65H192V64H191ZM193 65L195 66L194 63H193ZM245 65H246V64H245ZM257 65H259V63H257V64L255 65V68L257 67ZM109 66H110V64H109ZM115 66H116V65H115ZM115 66L113 65V67H115ZM129 66H130V65H129V63H128V65H127L126 67H129ZM138 66H139V65H138ZM153 66H154V69L157 70V68H155L157 65L155 66L154 63H153ZM165 66H164V67H165ZM186 66H187V65H186ZM198 66H196V67H198ZM200 66H202V68H203V64L200 65ZM243 66H244V64H243ZM263 66H264V65H263ZM54 67H55V66H54ZM62 67H63V66H62ZM67 67H68V66H67ZM71 67H72V66H71ZM96 67H98V66H96ZM104 67H105V64H104ZM122 67H123V66H122ZM178 67H179V66H178ZM178 67H176V68H178ZM189 67H190V66H189ZM191 67H192V66H191ZM222 67H223V64H222ZM246 67H247V66H246ZM253 67H252V68H253ZM260 67H261V66H260ZM260 67H258V68H259V72L261 71V70H260ZM57 68H58V66H57ZM68 68H69V67H68ZM68 68H67V70H68V74H70V73H69L70 71H69ZM75 68H76V67H75ZM75 68H74V69H75ZM106 68H107V67H106ZM109 68L111 69L112 67L110 66ZM109 68H108V69H109ZM147 68H148V67H147ZM151 68H152V65H151ZM194 68H195V67H194ZM212 68H214V67H212ZM219 68H220V67L215 68V69H212V70H216V69H219ZM255 68H254V69H255ZM4 69H6V67H4ZM88 69H89V68H88ZM90 69H91V70H92V69H95V67H93V65H92V68H90ZM90 69L88 70L89 72H90ZM115 69L118 70L119 68H114V70H115ZM158 69H159V68H158ZM178 69H179V68H178ZM182 69H183V67H182ZM184 69H185V68H184ZM184 69H183V70H184ZM189 69H190V68H189ZM191 69H192V68H191ZM197 69H198V68H197ZM206 69H207V68H206ZM206 69H203V70H204V73H206V72H205ZM209 69H211V66H210ZM225 69H227V68H225ZM225 69H224L223 71L226 72ZM244 69H245V67H244ZM249 69H250V68H249ZM254 69H252V70L255 72ZM1 70H2V72H3V69H2V68H1ZM14 70H15V69H14ZM58 70H59V69H58ZM61 70H62V71H66V68H65V70H64L63 68H62ZM70 70H71V69H70ZM84 70H86V68H84ZM114 70H111V71H114ZM117 70H116V72L119 71V70H118V71H117ZM122 70H123V69H122ZM124 70H125V69H124ZM143 70H144V69H143ZM150 70H151V69H150ZM156 70H155V71H156ZM160 70H161V69H160ZM170 70H171V69H170ZM170 70H169V71H170ZM179 70H181V68H180ZM183 70H181V71H183ZM228 70L230 71L229 68H228ZM239 70H240V69H239ZM241 70H242V69H241ZM241 70H240V71H241ZM247 70H248V69H247ZM21 71H20V73H21ZM35 71H39L38 76H34V75H36V74H34ZM56 71H57V70H56ZM59 71H60V70H59ZM59 71H58V72H59ZM62 71H61V72H62ZM73 71H75V70H73ZM120 71H121V70H120ZM133 71L135 72L136 70H133ZM137 71H138V70H137ZM155 71H153V72H155ZM181 71H180V72H181ZM195 71H196V69H195ZM210 71H211V70H209V72H210ZM229 71H228V76H231V74H232L233 72H232V71L229 72ZM250 71H251V70H250ZM2 72H1V73H2ZM4 72H5V71H4ZM81 72H82V71H81ZM93 72H94V71H93ZM109 72H110V70H109ZM114 72H115V71H114ZM114 72H113V73H114ZM134 72H133V73H134ZM146 72H148V71H146ZM170 72H171V71H170ZM201 72H202V71H201ZM215 72L217 73L218 70L215 71ZM241 72H242V71H241ZM243 72H244V71H243ZM254 72H253V73H254ZM257 72H258V70L256 71V73H257ZM259 72H258V73H259ZM22 73H21V74H22ZM65 73L67 74V72H65ZM111 73H112V72H111ZM119 73H121V72H119ZM124 73H126V71H124ZM129 73H130V71H129ZM143 73H145V72H143ZM150 73H151V72H150ZM156 73H157V74H154V73H151V74L148 73V74H149V75H154V77H155V75H157L156 77L159 76V79H160V78L162 77V76L160 75L161 72L159 73V71H157ZM172 73H173V71H172ZM176 73H177V72H176ZM181 73H185V72H181ZM211 73H213V71L210 72V73L207 72V76H208V74L210 75ZM221 73H222V72H221ZM230 73H231V74H230ZM235 73H236V72H235ZM247 73H248V71H247ZM253 73L250 74V75L252 76ZM256 73H254V74L256 75ZM57 74H58V73H57ZM60 74H61V73H60ZM62 74H63V72H62ZM68 74H67V75H68ZM75 74H76V73H75ZM106 74H107V73H106V70L103 69L101 72H97V73L94 72L93 75H95L96 78L98 77L97 79H99V77H100V78H102L103 80H104V79L106 80V79H107ZM114 74L118 75V73H114ZM114 74H113V75H114ZM122 74H123V73H122ZM122 74H121V75H122ZM174 74H175V73H174ZM177 74H178V73H177ZM189 74H190V72H189ZM193 74H194V73H193ZM229 74H230V75H229ZM233 74H234V73H233ZM236 74H237V73H236ZM259 74H260V73H259ZM10 75H11V73H10ZM16 75H17V73H16ZM16 75H13V76L15 77ZM55 75H56V74H55ZM111 75H112V74H111ZM111 75L109 74V76H111ZM130 75H132V74H130ZM133 75H134V74H133ZM149 75H148V76H149ZM164 75H165V74H164ZM166 75H167V74H166ZM175 75H176V74H175ZM175 75H173V76H175ZM179 75L181 76V74H179ZM199 75H200V74H199ZM199 75H198V76H199ZM212 75H214V74H211V80H210V81H207V82H211V81H212ZM219 75H220V73H219ZM223 75H224V74H223ZM226 75H227V74H226ZM246 75H247V74H246ZM246 75H245V76H246ZM255 75H253V76H255ZM19 76H20V75H19ZM30 76H31V77H30ZM61 76H62V75H61ZM64 76H65V75H64ZM64 76H63V77H64ZM70 76H71V75H70ZM70 76H69V77H70ZM85 76H86V75H85ZM126 76H128V75H126ZM160 76H161V77H160ZM170 76H171V75L169 74V77H170ZM173 76H172V77H173ZM182 76L184 77L185 75H182ZM204 76H205V75H204ZM220 76H221V75H220ZM234 76H236V75H234ZM237 76H238V75H237ZM17 77H18V76H17ZM43 77H44V80H43ZM56 77H57L59 80L61 79V77L59 78V76H56ZM112 77H115V76H112ZM123 77H124V76H123ZM146 77H147V76H146ZM146 77H145V78H146ZM149 77H150V76H149ZM175 77H176V76H175ZM178 77H179V76H178ZM183 77L180 78V79L187 78V77H184V78H183ZM223 77H225V76H223ZM226 77H227V76H226ZM259 77H260V76H259ZM8 78H9L10 80H13V81H14V79H11V77H8ZM8 78H7V79H8ZM24 78H25V77H24ZM26 78H27V77H26ZM66 78H67V77H66ZM66 78H65V79H66ZM75 78H76V77H75ZM128 78H130V77H128ZM134 78H136V75L134 76ZM170 78H171V77H170ZM176 78H177V77H176ZM205 78L207 79V77H205ZM221 78H222V77H221ZM221 78H220V79H221ZM232 78H233V77H232ZM251 78H252V77H251ZM253 78H254V77H253ZM260 78H261V80H262V77H260ZM4 79H5V78H4ZM9 79H8V80H9ZM15 79H16V78H15ZM17 79H18V78H17ZM17 79H16V80H17ZM50 79H51V77H50ZM52 79H53V78H52ZM67 79H68V78H67ZM67 79H66V80H67ZM72 79H73V78H72ZM76 79H77V78H76ZM84 79H85V78H84ZM132 79H133V78H132ZM132 79H131V80H132ZM142 79H143V78H142ZM147 79H148V78H146V80H147ZM150 79H151V78H150ZM152 79H153V77H152ZM155 79H157V78H155ZM155 79H154V80H155ZM180 79L176 80L175 83L177 84V81H179ZM189 79H190V78H189ZM220 79H219L218 81H220ZM225 79H226V78H225ZM225 79H224V80H225ZM234 79H235V78H234ZM242 79H243V78H242ZM245 79H246V78H244L243 80L245 81ZM247 79H248V77H247ZM10 80H9L8 83H10ZM16 80H15V82H16ZM18 80H19V79H18ZM55 80H56V79H55ZM68 80H69V79H68ZM88 80H89V79H88ZM88 80H87V81H88ZM103 80H97V82H100V81H101V83H103ZM133 80H134V79H133ZM133 80H132V81H133ZM161 80H162V79H161ZM161 80H159V81H161ZM166 80H167V79H166ZM168 80H169V78H168ZM173 80H175V79H173ZM185 80H186V79H184V81H185ZM214 80H216V79H214ZM222 80H223V78H222ZM240 80H241V77H240ZM1 81H2V79H1ZM1 81H0V82H1ZM5 81H6V80H5ZM61 81H63V80H61ZM80 81H81V80H80ZM85 81H86V80H85ZM109 81H110V80H109ZM138 81H139V80H138ZM143 81H144V79H143ZM151 81H152V80H151ZM151 81H150V82H151ZM171 81H172V80H170V82H171ZM184 81H182V82H184ZM216 81H217V80H216ZM251 81H252V80H251ZM251 81H249V83H250ZM55 82H56V81H55ZM66 82H67V81H66ZM74 82H75V81H74ZM77 82H78V81H77ZM94 82H95V81H92V83H94ZM145 82H146V81H145ZM179 82H180V84H182L181 80H180ZM212 82H213V81H212ZM212 82H211V84H212ZM232 82H233V80L231 81V83H232ZM234 82H235V81H234ZM236 82H237V81H236ZM236 82H235L234 84H236ZM263 82H264V80H263ZM3 83H4V81H3ZM5 83H6V82H5ZM16 83H17V82H16ZM22 83H24V82H22ZM48 83H49V84L51 83L52 86H53L54 81H53V83H52V80H50V82H48ZM62 83H63V82H62ZM89 83H90V82H89ZM95 83H96V82H95ZM95 83H94V85H95ZM110 83H111V82H110ZM139 83H141V80H140ZM142 83H143V82H142ZM142 83H141V84H142ZM148 83H149V82H148ZM148 83H147V84H148ZM155 83H156V82H155ZM164 83H165V82H164ZM214 83H215V82H214ZM214 83H213V85H214ZM217 83H220V82H217ZM217 83H216V84H217ZM221 83H222V82H221ZM225 83H226V82H225ZM238 83H239V82H238ZM240 83H242V82H240ZM245 83H246V81H245ZM247 83H248V81H247ZM6 84H7V83H6ZM67 84H68V83H67ZM85 84H86V83H85ZM90 84H91V83H90ZM105 84H106V83H105ZM136 84L138 85L137 82H136ZM136 84H135V85H136ZM141 84H140V85H141ZM144 84H145V83H144ZM144 84H143V85H144ZM151 84L153 85L154 82L151 83ZM178 84H179V83H178ZM209 84H210V83H209ZM216 84H215V85H216ZM228 84H230V82H229ZM234 84H232V86H233ZM263 84H264V83H263ZM263 84H262V85H263ZM7 85H8V84H7ZM13 85H15V84H12V83H11L10 86L13 87ZM23 85H24V84H23ZM45 85H46V84H45ZM55 85L58 86V81H57V84L54 83V86H55ZM64 85H65V83H64ZM87 85H88V84H87ZM91 85H92V84H91ZM94 85H92V86H93V89H94ZM101 85H102V84H101ZM127 85H128V83H127ZM131 85H133V84L131 83ZM143 85H142V86H143ZM145 85H146V84H145ZM160 85H161V84H160ZM162 85H163V84H162ZM196 85H197V84H196ZM205 85H206V83L203 85V87H205ZM207 85H208V84H207ZM218 85H219V84H218ZM242 85H243V84H242ZM247 85H248V84H247ZM258 85H259V84H258ZM262 85H261V86H262ZM2 86H3V85H2ZM19 86H20V85H19ZM52 86H49V87H51V88H46V89H47V90L50 89L49 91H52V90H51V89H52ZM56 86H55V87H56ZM60 86H61V85H60ZM65 86H66V85H65ZM73 86H74V85H73ZM76 86H78V83H77ZM92 86H91V87H92ZM102 86H103V85H102ZM147 86H149V85H147ZM154 86H155V85H154ZM172 86H175V85H171V88H172ZM181 86H183V85H181ZM193 86H194V85H193ZM199 86H201V85H199ZM208 86H209V85H208ZM208 86H206V87H208ZM234 86H236V87H232V91H231V93H232L233 91H234V92L237 91L236 89H235L236 91L233 90V88H238V86H237V85H234ZM259 86H260V85H259ZM61 87H63V86H61ZM61 87H60V90H61ZM68 87H69L70 89H72V88L70 87V85H69ZM83 87L85 88V90H86V89H89L88 86H87V88H86V86H83ZM91 87H90V88H91ZM97 87H98V84H97ZM99 87H100V86H99ZM99 87H98V88H99ZM104 87H105V86H104ZM106 87H107V86H106ZM122 87H123V86H122ZM122 87H121V88H122ZM124 87H126V86L124 85ZM131 87H132L131 90L134 89V88H133L134 85L131 86ZM149 87H151V86H149ZM157 87H158V86H157ZM176 87H178V86H176ZM195 87H196V86H195ZM195 87H194V88H195ZM209 87H211V86H209ZM225 87H226V85H225ZM225 87H224V88H225ZM230 87H231V84H230ZM243 87H244V86H243ZM251 87H253V85H252ZM256 87H258V86H256ZM1 88H2V87H1ZM1 88H0V89H1ZM15 88H16V86H15ZM17 88H18V87H17ZM43 88H44V85H43L42 89H43ZM56 88H57V87H56ZM66 88H67V87H66ZM73 88H75V86H74ZM128 88H129V86H128ZM128 88L126 87V90H127ZM137 88H138V87H137ZM137 88H136V89H137ZM151 88H152V87H151ZM155 88H156V87H155ZM155 88H153V89H155ZM179 88H180V87H179ZM199 88H200V87H199ZM216 88H217V87H216ZM228 88H229V87H228ZM247 88H248L249 90H248ZM247 88H246V89H247L248 91H251L252 89H254V90L256 89V88H252V89H250V85H249ZM21 89H23V88H21ZM53 89L55 90V88H53ZM76 89L78 90V88H76ZM101 89H102V88H101ZM101 89H99V90H101ZM103 89H104V88H103ZM115 89H116V88H115ZM129 89H130V88H129ZM129 89H128V90H129ZM142 89H143V90H142ZM144 89H146L145 86H144L143 88H141V91H145ZM147 89H148V88H147ZM153 89H152V90H153ZM157 89H158V88H157ZM157 89H155V90H157ZM160 89H162V88H160ZM165 89H166V88H164V90H165ZM181 89H182V88H181ZM186 89H187V88H186ZM209 89H211V88H209ZM209 89H208V90H209ZM213 89H214V88H212V90H213ZM218 89H219V88H218ZM222 89H223V88H222ZM240 89H241V88H240ZM7 90H8V89H6V91H7ZM81 90H83V89H81ZM90 90H91V89H90ZM90 90H89V91H90ZM149 90H150V89H149ZM155 90H154V91H155ZM164 90H163V91H164ZM170 90H171V89H170ZM173 90H174V89H173ZM182 90H183V89H182ZM201 90H202V89H201ZM206 90H207V89H206ZM208 90H207V91H208ZM215 90L218 91L217 89H215ZM219 90H221V88H220ZM223 90H224V89H223ZM223 90H222V91H223ZM226 90H229V91H230L231 88H230V89H227V88H226ZM238 90H239V89H238ZM254 90H253V91H254ZM19 91H20V90H19ZM22 91H23V90H22ZM45 91H46V90H45ZM67 91H69V90H67ZM73 91H74V90H73ZM96 91H97V88H96ZM101 91H102V90H101ZM119 91H120V90H119ZM129 91H130V90H129ZM134 91H135V90H134ZM150 91H151V90H150ZM157 91H158V90H157ZM159 91H160V90H159ZM178 91H179V90H178ZM196 91H197V90H196ZM196 91H195V92H196ZM203 91H204V88H203L202 92H203ZM207 91H206V93H207ZM239 91H240V90H239ZM245 91H246V90H245ZM253 91H252V92H253ZM255 91H256V90H255ZM257 91H258V90H257ZM75 92H76V90H75L73 93H75ZM83 92H86V91H83ZM106 92H107V91H106ZM147 92H148V91H147ZM161 92H162V91H161ZM161 92H160V93H161ZM165 92H167V91H165ZM202 92H201V93L198 92V94H200V97H199V98H200V102H201V100H203L201 97L204 96V95L201 96ZM211 92H213V91H211ZM50 93H51V92H50ZM50 93H49V94H50ZM70 93H72V92H70ZM91 93H92V91L90 92V94H91ZM108 93H109V92H108ZM111 93H112V91H111ZM113 93H114V92H113ZM127 93H128V92H127ZM127 93H126V95H127ZM135 93H136V92H135ZM148 93H149V92H148ZM153 93H154V92H153ZM155 93H156V92H155ZM167 93H168V92H167ZM174 93H175V92H174ZM180 93L182 94V91L179 92V94H180ZM186 93H188V92H186ZM191 93H192V91L190 92L189 95H191V96H193V95L195 96V95H196V94H193V93H192V94H193V95H192ZM206 93H204V94H205V97L208 96V95L210 94L209 91H208V93H209L208 95H206ZM217 93H219V92H217ZM224 93H226V91H225ZM224 93L220 92L219 94H220V96L223 97L222 94H224ZM253 93H254V92H253ZM262 93L264 94V92H262ZM1 94H2V93H1ZM49 94H47V95H49ZM67 94H68V92H67ZM76 94H77V93H76ZM86 94H87V93H86ZM92 94H93V93H92ZM96 94H97V92H96ZM129 94H130V93H129ZM129 94H128V95H129ZM132 94H133V93H132ZM145 94H146V93H145ZM149 94H152V92L149 93ZM181 94H180V95H181ZM184 94H185V93H184ZM219 94H217V95H219ZM234 94H235V93H234ZM250 94H251V92H250ZM255 94H256V92H255ZM255 94H254V95H255ZM104 95H106V93H105ZM108 95H109V94H107V96H108ZM128 95H127V96H128ZM130 95H131V94H130ZM138 95H139V93H138ZM182 95H183V94H182ZM212 95H214V94L212 93ZM226 95H227V94H225L224 97H226ZM232 95H233V94H231V98H233ZM235 95H236V94H235ZM235 95H234V97H235ZM240 95H241V94H240ZM240 95H239V96H240ZM254 95H253V96H254ZM34 96H35V95H34ZM87 96H88V95H87ZM99 96H100V95H99ZM101 96H102V94H101ZM101 96H100V97H101ZM107 96H106V97H107ZM109 96H110V95H109ZM119 96H120V95H119ZM166 96H167L166 98H168V95H166ZM174 96L176 97L177 95L175 94ZM174 96H173V98H174ZM194 96H193V97H194ZM210 96H211V95H210ZM220 96H219V97L217 96L218 99H221V98H222V97L220 98ZM242 96H243V95H242ZM253 96H252V98H253ZM257 96H258V93H257ZM261 96H262V94H261ZM6 97H7V96H6ZM8 97H9V96H8ZM46 97H47V96H46ZM46 97H45V100H46ZM48 97H49V96H48ZM53 97H54V96H53ZM53 97H51V98H53ZM60 97H61V96H60ZM79 97H80V96H79ZM91 97H92V95H91ZM95 97L97 98L98 95H96ZM110 97H111V96H110ZM112 97H113V96H112ZM115 97H117V96H115ZM115 97H114V98H115ZM138 97H139V96H138ZM141 97H142V96H141ZM145 97H146V96H145ZM156 97H157V96H156ZM178 97H179V96H178ZM193 97H190V98L192 99ZM214 97H215V96H214ZM214 97H213V98H214ZM227 97H228V96H227ZM237 97H238V95H237ZM237 97H236V98H237ZM12 98H13V97H12ZM17 98H18V100H21V101H25V100H26L25 97H23V96H22V97L19 96V97H17ZM32 98H33V97H32ZM39 98H41V97H39ZM64 98H65V97H63V99H64ZM87 98L89 99V96H88ZM93 98H94V95H93ZM96 98H94V99H96ZM102 98H103V97H102ZM107 98H108V97H107ZM107 98H106V99H107ZM118 98H119V97H118ZM126 98H127V97H126ZM162 98L165 99V97H162ZM162 98H161V99H162ZM169 98H170V97H169ZM186 98H187V97H185L184 99H186ZM196 98H197V95H196ZM196 98H195V99H196ZM203 98H204V97H203ZM213 98H212V99H213ZM255 98H256V97H255ZM259 98H260V97H258V99H259ZM261 98H262V97H261ZM65 99L67 100V98H65ZM98 99H99V97H98ZM115 99H116V98H115ZM119 99H120V98H119ZM127 99H130V98H127ZM127 99H126V100H127ZM144 99H146V98H144ZM144 99H143V100H144ZM157 99H159V98H157ZM197 99H198V98H197ZM197 99H196L195 102H197ZM214 99H215V98H214ZM214 99H213V100H214ZM224 99H225V98H224ZM228 99H229V98H228ZM228 99L225 100L226 103H227ZM250 99H251V97H250ZM263 99H264V98H263ZM1 100H2V99H1ZM68 100H69V99H68ZM79 100H80V99L77 100L78 103L75 102V105H76V104H79ZM117 100H118V99H117ZM168 100H169V99H168ZM170 100H171V98H170ZM170 100H169V101H170ZM174 100H175V99H174ZM178 100H179V99H178ZM178 100H177V101H178ZM187 100H188V99H186V101H187ZM213 100H212V101H213ZM236 100H238V99H236ZM241 100H244V98L241 99ZM260 100H262V99H260ZM5 101H6V100H5ZM37 101H38V100H37ZM39 101H42V100L39 99ZM43 101H44V100H43ZM46 101L48 102V100H46ZM51 101H52V100H51ZM53 101H54V99H53ZM58 101H59V100H58ZM72 101H73V100H72ZM111 101H112V100H111ZM111 101H110V103H111ZM113 101H114V100H113ZM113 101H112V103H113ZM118 101H119V100H118ZM129 101H131V100H129ZM149 101H151V100H149ZM154 101H156V99H155ZM154 101H153V102H154ZM169 101H167V99H166V104H167V102H169ZM191 101L193 102V101H194V98H193V100H190V102H191ZM205 101H206V100H205ZM215 101H216V100H214V102H215ZM230 101H231V100H230ZM11 102H12V101H11ZM59 102H60V101H59ZM65 102H66V101H65ZM142 102H143V101H142ZM142 102H141V103H142ZM153 102H152V103H153ZM159 102H161V100H160ZM159 102H158V103H159ZM164 102H165V101H164ZM164 102H163V103H164ZM171 102H172V100L170 101V103H171ZM182 102L185 103V101H182ZM187 102H189V100H188ZM200 102H198L199 104H198V103H197V104L200 105V106H202V105L200 104ZM209 102H210V101H209ZM209 102L206 101V103L204 102V104H209ZM214 102H213V103H214ZM221 102H222V101H221ZM223 102H224V101H223ZM238 102H239V101H238ZM8 103H9V102H8ZM25 103H27V102H25ZM32 103H33V101H32ZM52 103H53V102H52ZM52 103H51V104H52ZM69 103H70V102H69ZM102 103H103V102H102ZM112 103H111V104H112ZM133 103H135V101H133ZM175 103H177V102L174 101V104H175ZM213 103H211V104L213 105ZM216 103H220V101L218 100V102H216ZM224 103H225V102H224ZM239 103H240V102H239ZM242 103H243V102H242ZM260 103H261V102H260ZM9 104H10V103H9ZM15 104H16V103H15ZM27 104H28V103H27ZM45 104H46V103H45ZM48 104H49V103H48ZM51 104H50V105H51ZM60 104H61V103H60ZM86 104H87V103H86ZM100 104H101V103H100ZM115 104H116V103H115ZM138 104H139V103H138ZM143 104H144V102H143ZM147 104H148V103H147ZM168 104H169V103H168ZM168 104H167V105H168ZM178 104H179V103H178ZM178 104H177V105H178ZM191 104H194V102L191 103ZM227 104H228V103H227ZM232 104H233V102H232ZM240 104H241V103H240ZM246 104H248V103L246 102ZM246 104H245V105H246ZM258 104H259V103H258ZM262 104H264V103H261V104H259V105H262ZM16 105H17V104H16ZM22 105H23V104H22ZM35 105L37 106L38 104H35ZM144 105H145V104H144ZM159 105H160V104H159ZM171 105H172V104H171ZM171 105H170V106H171ZM177 105L175 104V106H177ZM182 105H183V104H182ZM184 105H185V104H184ZM215 105H216V104H214V106H215ZM219 105H220V104H219ZM230 105H231V104H230ZM237 105H238V104H236V106H237ZM245 105H242V107L244 106V108L246 109L247 106L245 107ZM46 106H47V105H46ZM57 106H58V105H57ZM96 106H97V105H96ZM131 106H133V105H131ZM135 106H136V105H135ZM145 106H146V105H145ZM179 106H180V105H178V107H179ZM193 106H194V105H193ZM206 106H207V105H206ZM206 106H205V107H206ZM214 106H212V107H214ZM248 106H249V105H248ZM7 107H8V105H7ZM15 107H17V106H15ZM18 107H19V106H18ZM20 107H22V106H20ZM28 107H29V106H28ZM30 107H32V106H30ZM39 107H40V106H39ZM49 107H50V106H49ZM75 107H76V106H75ZM84 107H85V106H84ZM127 107H128V106H127ZM149 107H151V106H149ZM157 107H158V106H157ZM184 107H186V105H185ZM190 107H191V106H190ZM205 107H204V108H205ZM209 107H211V105H210ZM212 107H211V108H212ZM229 107H230V106H228V108H229ZM10 108H12V107H10ZM55 108H56V106H55ZM55 108H51V109H55ZM115 108H116V107H115ZM166 108H167V107H166ZM166 108H164V109H166ZM172 108H174V106H173ZM175 108H177V107H175ZM244 108H242V111H243V110L245 111ZM23 109H24V108H23ZM23 109H22V110H23ZM29 109H30V108H29ZM33 109H34V107H33ZM61 109H62V107H61ZM128 109H131V108H128ZM135 109H136V108H135ZM148 109H149V108H148ZM148 109L145 108L146 111H147ZM179 109H180V107H179ZM179 109H178V110H179ZM182 109L184 110L185 108L182 107ZM182 109H181V110H182ZM200 109H201V107H200ZM205 109H207V108H205ZM212 109H213V108H212ZM233 109H234V108H233ZM238 109H239V108H238ZM238 109H237V111H238ZM240 109H241V107H240ZM247 109H248V108H247ZM22 110H21V113H22ZM27 110H28V109H27ZM98 110H99V109H98ZM131 110H132V109H131ZM131 110H129V111H131ZM186 110H187V108H186ZM188 110H189V109H188ZM196 110H197V109H196ZM2 111H4V109H2ZM7 111H12V109H11V110L9 109V110H7ZM28 111H29V110H28ZM46 111H47V109H46ZM59 111H60V110H59ZM75 111H76V110H75ZM117 111H118V110H117ZM127 111H128V110H127ZM129 111H128V112H129ZM136 111H137V110H136ZM149 111H151V110H148V111H147L148 113L146 112V116H148ZM165 111H166V110H165ZM168 111H169V107H168ZM189 111H190V110H189ZM192 111H193V110H192V107H191V113H192ZM194 111H195V110H194ZM197 111H198V110H197ZM208 111H209V109H208ZM220 111H222V109H221ZM224 111H225V110H224ZM4 112H5V111H4ZM15 112H16V111H15ZM18 112H19V111H18ZM23 112H24V110H23ZM42 112H43V111H42ZM42 112H41V113H42ZM68 112H69V114H70V111H68ZM77 112H78V111H77ZM98 112H100V111H98ZM101 112H102V110H101ZM101 112H100V113H101ZM120 112H121V111H120ZM138 112H140V110H139ZM195 112H196V111H195ZM214 112H215V111H214ZM217 112H218V111H217ZM222 112H223V111H222ZM240 112H241V111H240ZM240 112H239V113H240ZM6 113H7V112H6ZM25 113H26V112H25ZM27 113H28V112H27ZM30 113H31V112H30ZM56 113H57V112H56ZM102 113H105V112H102ZM102 113H101V114H102ZM131 113H132V112H131ZM131 113H129V116H130ZM156 113H157V112H156ZM158 113H159V112H158ZM158 113H157V115L161 114V112H160L159 114H158ZM163 113H164V112H163ZM176 113H177V115H178V112H176ZM197 113H198V112H197ZM202 113H203V111H202ZM208 113H210V112H208ZM218 113H219V112H218ZM218 113H217V114H218ZM227 113H228V112H227V110H226V114H227ZM234 113H235L234 116H237V115H238L237 117L242 116V115L239 116V113H238V114H236V112H234ZM234 113H233V114H234ZM241 113H244V112H241ZM241 113H240V114H241ZM245 113H246V112H245ZM245 113H244V114H245ZM253 113H254V115L258 114V113L255 114V112H253ZM16 114H17V113H16ZM47 114H49V113H47ZM77 114H78V113H77ZM79 114H80V113H79ZM124 114H126V113H124ZM132 114H133V113H132ZM151 114H152V112L150 113V115H151ZM164 114H165V113H164ZM210 114L212 115V113H210ZM210 114H209V115H210ZM231 114H232V113H231ZM247 114H248V112H247ZM249 114H250V113H249ZM260 114L262 115L263 113H260ZM260 114H259V116L261 117ZM4 115H5V114H4ZM42 115H43V114H41V116H42ZM64 115H65V114H64ZM66 115H67V112H66ZM81 115H82V114H81ZM114 115H115V114H114ZM121 115H122V114H121ZM142 115H143V114H142ZM150 115H149V116H150ZM197 115H198V114H196V117H197ZM205 115H206V114H205ZM209 115H207V116H209ZM221 115H222V113H221ZM223 115H224V113H223ZM227 115H228V114H227ZM245 115H246V114H245ZM31 116H34V115H31ZM70 116H71V115H70ZM75 116H76V115H75ZM87 116H88V115H87ZM89 116H90V115H89ZM89 116H88V117H89ZM109 116H110V115H109ZM115 116H117V114H116ZM119 116H120V114H119ZM119 116H118V117H119ZM126 116H127V115H126ZM126 116H125V117H126ZM129 116H128V118H129ZM143 116H145V115H143ZM159 116H160V115H159ZM159 116H158V119H157V120H159ZM169 116H172L171 113H170ZM174 116H175V115H174V113H173V117H174ZM190 116H191V114H190ZM219 116H220V115H219ZM224 116H225V115H224ZM224 116H223V117H224ZM257 116H258V115H257ZM257 116H256V117H257ZM65 117H66V116H65ZM65 117H64V118H65ZM78 117H79V116H77L76 118H78ZM118 117H117V118H118ZM137 117H138V116H137ZM137 117H136V118H137ZM178 117H179V116H178ZM212 117H213V116H212ZM214 117H217V116H214ZM220 117H221V116H220ZM223 117H221V118H223ZM231 117H232V116H231ZM253 117H254V116H253ZM253 117L251 118V120L253 119ZM262 117H263V116H262ZM22 118H23V117H22ZM64 118H63V119H64ZM69 118H70V117H69ZM114 118H115V117H114ZM120 118H121V117H120ZM122 118H124V115H123ZM130 118H131V117H130ZM144 118H145V117H144ZM150 118H151V117H149V119H150ZM156 118H157V117H156ZM161 118H162V117H161ZM171 118H172V117H171ZM180 118H181V120H182V117H180ZM186 118H187V117H186ZM188 118H189V115H188ZM188 118H187V119H188ZM191 118H193V117L191 116ZM208 118H209V117H208ZM245 118H247V117H245ZM254 118H255V117H254ZM263 118H264V117H263ZM36 119H38V118H36ZM47 119H48V118H47ZM53 119H54V118H53ZM65 119H66V118H65ZM139 119H140V117H138V119H136V120H139ZM147 119H148V118H147ZM147 119L145 118V120H147ZM163 119H164V116H163ZM167 119H168V118H167ZM173 119H174V118H172V120H173ZM187 119H186V121H185V120H184V121L187 122ZM213 119H214V118H213ZM216 119L218 120L219 118H216ZM242 119H243V118H241V120H242ZM248 119H250V117H248ZM255 119H256V118H255ZM261 119H262V118H261ZM23 120H27V119H26V116H25V119H23ZM43 120H44V119H43ZM43 120H42V121H43ZM71 120H72V119H71ZM80 120H81V119H80ZM83 120H84V118H83ZM86 120H87V119H86ZM128 120H129V119H128ZM152 120H153V119H152ZM154 120H155V119H154ZM175 120H176V118H175ZM195 120H197V119H195ZM204 120H207V119L205 118ZM204 120H203V121H204ZM217 120L215 121V119H214V122L212 121V122H213V125H216V126L219 125V124L217 125V123H218ZM221 120H222V119H221ZM234 120H235V119H234ZM259 120H260V119H259ZM29 121H30V120H29ZM42 121H40V123H41ZM47 121H48V120H47ZM73 121H74V120H73ZM81 121H82V120H81ZM108 121H109V120H108ZM110 121H111V120H110ZM124 121H127V120L125 119ZM124 121H123V122H124ZM161 121H163V120H161ZM165 121H166V120H165ZM165 121H164V122H165ZM170 121H171V120H169L168 122H169L170 125H171V122H170ZM197 121H198V120H197ZM207 121H208V120H207ZM218 121H220V119H219ZM7 122H8V121H7ZM21 122H22V121H21ZM45 122H46V120H45ZM76 122H77V120H76ZM85 122H87V121H85ZM85 122H84V123H85ZM93 122H94V121H93ZM128 122H129V121H128ZM130 122H132V121H130ZM141 122H142V121H140V123H141ZM147 122H148V121H147ZM149 122H151V121H149ZM149 122H148V123H149ZM175 122H176V121H175ZM175 122H174V123H175ZM177 122H178V121H177ZM177 122H176V123H177ZM179 122H180V121H179ZM185 122H184V123H185ZM195 122H196V121H194V123H195ZM201 122H202V119H201ZM212 122H211V124H212ZM215 122H217V123H215ZM235 122H236V120H235ZM257 122H258V121H257ZM55 123H56V121H55ZM74 123H75V122H74ZM105 123H106V122H105ZM107 123H108V122H107ZM121 123H122V122H121ZM126 123H127V122H126ZM138 123H139V121H138ZM142 123H143V122H142ZM144 123H145V122H144ZM152 123H153V122H152ZM152 123H151V124H152ZM162 123H163V122H162ZM166 123H167V121H166ZM190 123H191V122H190ZM196 123H199V122H196ZM214 123H215V124H214ZM252 123H253V122H252ZM23 124H24V123H23ZM27 124H28V123H27ZM31 124H32V123H31ZM35 124H36V123H35ZM48 124H49V122H48ZM58 124H59V123H58ZM58 124H57V125H58ZM79 124H80V122H79ZM89 124H90V123H89ZM151 124H150V126H151ZM157 124H159V123L157 122ZM164 124H165V123H164ZM178 124H179V123H178ZM178 124H177V125H178ZM181 124H183V123H181ZM191 124H192V123H191ZM191 124H189L190 127H191ZM199 124L202 125L201 123H199ZM207 124H208V123H207ZM239 124H240V122H239ZM256 124H257V123H256ZM256 124H254V126H255ZM8 125H9V128H10L11 123L8 124ZM75 125H76V124H75ZM103 125H104V124H103ZM119 125H120V124H119ZM124 125H125V124H124ZM134 125H135V124H134ZM138 125H139V124H138ZM138 125H137V126H138ZM142 125L144 126L145 124H142ZM146 125H147V123H146ZM161 125H162V124H161ZM161 125H160V127H161ZM172 125H174V124H172ZM175 125H176V124H175ZM177 125H176V126H177ZM183 125H184V124H183ZM189 125H188V126H189ZM192 125H194V124H192ZM203 125H205V124H203ZM208 125H210V124H208ZM252 125H253V124H252ZM252 125H251V129H252V127H253ZM12 126H13V125H12ZM77 126H78V125H77ZM77 126H76V127H77ZM88 126H89V125H88ZM122 126H123V125H122ZM129 126H130V125H128V127H129ZM143 126H141V127H143ZM167 126H168V124H167ZM180 126H181V125H180ZM237 126H238V124H237ZM237 126H236V128H237ZM256 126H258V124H257ZM4 127H5V126H4ZM29 127H30V126H29ZM35 127H36V126H35ZM78 127H79V126H78ZM81 127H82V126H81ZM102 127H106V125H104V126H102ZM112 127H113V126H112ZM130 127H131V126H130ZM151 127H152V126H151ZM158 127H159V126H158ZM163 127H165V126L163 125ZM163 127H162V128H163ZM182 127L187 128L186 125H184V126H182ZM190 127H189V128H190ZM206 127H207V126H206ZM208 127H209V126H208ZM9 128H8V130H9ZM13 128H14V127H13ZM16 128H17V127H16ZM25 128H27V127L25 126ZM96 128H97V127H96ZM121 128H122V127H121ZM146 128H147V127H146ZM152 128H153V127H152ZM155 128H156V127H155ZM170 128H171V127H170ZM170 128H169L168 130H165V131L168 132V131L170 130ZM184 128H183V130H185ZM191 128H192V127H191ZM203 128H205V127H203ZM0 129H1V128H0ZM19 129H20V128H19ZM31 129H32V128H31ZM35 129H36V128H35ZM46 129H47V128H46ZM100 129H101V128H100ZM104 129H105V128H104ZM104 129H103V130H104ZM124 129H125V128H124ZM133 129H134V127H133ZM137 129H138V127H137ZM143 129H144V127H143ZM209 129H210V128H209ZM226 129H227V128H225V130H226ZM245 129H246V128H245ZM6 130H7V128H6ZM16 130H17V129H16ZM36 130H37V129H36ZM40 130H41V129H40ZM57 130H58V129H57ZM57 130H56V131H57ZM66 130H67V129H66ZM70 130H71V129H70ZM95 130H96V129H95ZM98 130H99V128L97 129V131H98ZM109 130H110V129H109ZM125 130H126V129H125ZM130 130H132V129H130ZM134 130H135V129H134ZM134 130H133V131H134ZM138 130H139V129H138ZM158 130H159V129H158ZM163 130H164V128L162 129V131H163ZM178 130H179V128H178ZM178 130H177V131H178ZM183 130H182V131H183ZM186 130L189 131L190 129L187 128ZM186 130H185V131H186ZM213 130H214V129H213ZM213 130H212V131H213ZM219 130H220V129H219ZM223 130H224V129H223ZM223 130H220L219 132H221V131H222V132H225V131H223ZM232 130H234V128H232ZM50 131H51V130H50ZM52 131H53V130H52ZM107 131H108V129H107ZM110 131H111V130H110ZM110 131H109V132H110ZM117 131H118V130H117ZM126 131H127V130H126ZM128 131H129V130H128ZM133 131H132V132H133ZM147 131H148V130H147ZM185 131H183V132H185ZM191 131H192V130H191ZM243 131H245V130H243ZM243 131H242V132H243ZM32 132H33V131H32ZM39 132H40V131H39ZM46 132H47V131H46ZM46 132H45V133H46ZM74 132H75V131H73V133H74ZM103 132H104V131H102V133H103ZM136 132H137V131H135V133H136ZM144 132H145V130L143 131V133H144ZM180 132H181V130H180ZM180 132H179V133H180ZM186 132H187V131H186ZM208 132H209V130H208ZM213 132H216V131H213ZM213 132L210 131V133H212V134H213ZM227 132H228V131H227ZM233 132H234V131H233ZM8 133H9V131H8ZM8 133H7V134H8ZM13 133H14V132H13ZM28 133H29V132H28ZM34 133H35V132H34ZM34 133H33V135H34ZM53 133H54V131H53ZM58 133H59V132H58ZM94 133H96V132H94ZM105 133H106V131H105ZM133 133H134V132H133ZM140 133H141V132H140ZM140 133H139V135H140ZM145 133H146V132H145ZM148 133L151 134V135H153L152 132H151V133L148 132ZM148 133H146V134H148ZM158 133H159V132H158ZM171 133H173V131H171L169 134H171ZM179 133H178V135H179ZM189 133H190V135H191V132H189ZM189 133L187 132V134H189ZM202 133H203V132H202ZM204 133H205V131H204ZM206 133H207V132H206ZM216 133H217V132H216ZM231 133H232V132H231ZM237 133H239V131H238ZM243 133H244V132H243ZM245 133H246V131H245ZM250 133H252V132H250ZM9 134H12V133H9ZM38 134H39V133H38ZM48 134H49V133H48ZM91 134H92V133H91ZM121 134H122V133H121ZM136 134H137V133H136ZM174 134H175V132H174ZM174 134H173V136H174ZM193 134H194V133H193ZM193 134H192V135H193ZM224 134L226 135V134H228V133L225 132ZM224 134H223V135H224ZM239 134H240V133H239ZM241 134H242V133H241ZM2 135L4 136V133H3ZM5 135H6V134H5ZM12 135H14V134H12ZM15 135H16V134H15ZM49 135H50V134H49ZM56 135H59V134H56ZM92 135H93V134H92ZM98 135H100V134H98ZM98 135H97V136H98ZM156 135H157V134H156ZM164 135H165V137L168 136L167 134H164ZM164 135H163V136H164ZM171 135H172V134H171ZM183 135H184V133H183ZM196 135H197V134H196ZM201 135H202V134H201ZM201 135H200V136H201ZM207 135H208V137H209V134H208V133H207ZM214 135H215V134H214ZM217 135L219 136V134H217ZM221 135H222V134H221ZM249 135H250V134H249ZM261 135H263V134H261ZM20 136L22 137L23 135L21 134V135H18L17 137L15 136V137H16V138H19ZM24 136H27V134L24 135ZM24 136H23V137H24ZM31 136H32V135H31ZM39 136H40V134H39ZM39 136H36V137H39ZM43 136H44V135H43ZM71 136H72V135H71ZM124 136H125V135H124ZM173 136H172V137H173ZM215 136H216V135H215ZM242 136H243V135H242ZM246 136H248V134H247ZM255 136H256V134H255ZM257 136H258V135H257ZM6 137H7V136H6ZM21 137H20V138H21ZM28 137H29V136H27V139H28ZM56 137H57V136H56ZM59 137H60V135H59ZM99 137H100V136H99ZM99 137H98V138H99ZM106 137H108V136H106ZM116 137H118V136H116ZM132 137H133V136H132ZM132 137H131V138H132ZM137 137H139V136H137ZM140 137H141V136H140ZM149 137H150V136H149ZM165 137H164V138H165ZM172 137L169 136V138H172ZM181 137H182V136H181ZM183 137H184V136H183ZM183 137H182V138H183ZM193 137H194V135H193ZM196 137H197V136H196ZM203 137H204V136H203ZM205 137H206V135H205ZM212 137H213V136H212ZM212 137L210 136L209 140H210ZM222 137H223V136H222ZM258 137H259V136H258ZM261 137H262V136H261ZM16 138H14V139H16ZM20 138H19V141H17V140H16V141H12V142H10V143L8 144V149H9V151H10L11 153H19V152H24V151L26 150L25 146H26L27 141H29V140H27L26 138H23V140L20 141ZM33 138H34V137H33ZM40 138H41V137H40ZM57 138H58V137H57ZM60 138H61V137H60ZM81 138H82V137H81ZM94 138H95V137H94ZM103 138H104V137H103ZM103 138L101 137V139H103ZM120 138H121V137H120ZM128 138H130V137H128ZM133 138H134V137H133ZM156 138H158V137H156ZM156 138H155V140H156ZM161 138H162V137H161ZM164 138H162V139H164ZM167 138H168V137H167ZM176 138H177V137H176ZM197 138H199V137H197ZM200 138H202V137H200ZM216 138H217V137H216ZM224 138H225V137H224ZM241 138H242V137H241ZM250 138H251V137H250ZM256 138H257V137H256ZM259 138H260V137H259ZM7 139H8V138H7ZM7 139H6V140H7ZM36 139H37V138H36ZM36 139L34 138V140H36ZM50 139H51V138H50ZM58 139H59V138H58ZM87 139H88V138H87ZM96 139H97V138H95V140H96ZM105 139H106V138H105ZM118 139H119V137H118ZM124 139H125V138H124ZM134 139H135V138H134ZM138 139H140V138H138ZM143 139H144V138H143ZM146 139H149V138L146 137ZM159 139H160V138H159ZM159 139H158V140H159ZM172 139H174V138H172ZM180 139H181V138H180ZM195 139H196V138H195ZM204 139H205V138H204ZM207 139H208V138H206V140H207ZM221 139H223V138H221ZM221 139H220V140H221ZM261 139H262V138H261ZM42 140H43V139H42ZM47 140H48V139H46V141H47ZM70 140H71V139H70ZM97 140H98V139H97ZM114 140H115V139H114ZM120 140H121V139H120ZM135 140H136V139H135ZM166 140H167V139H166ZM187 140H188V139H187ZM199 140H200V139H199ZM211 140H212V139H211ZM214 140H215V137H214ZM216 140H217V139H216ZM216 140H215V141H216ZM224 140H225V139H224ZM224 140H223V141H224ZM232 140L234 141V138H233ZM243 140H244V139H243ZM262 140H263V139H262ZM262 140H260V142H261L260 144H261V146L263 147L264 145L262 144ZM1 141H3V140H1ZM38 141H39V140H38ZM63 141H64V140H63ZM99 141H100V140H99ZM101 141H102V140H101ZM118 141H119V140H118ZM132 141H134V140H132ZM159 141H160V140H159ZM159 141H158V143H159ZM161 141H162V140H161ZM161 141H160V144H161ZM167 141H168V140H167ZM173 141H175V140H173ZM202 141H203V140L199 141L198 143L200 144V142H202ZM228 141H230V140H228ZM228 141H227V143H228ZM233 141H232V143H233ZM257 141H259V140H257ZM36 142H37V141H36ZM58 142H59V141H58ZM58 142H57V140H56V143H58ZM61 142H62V140H61ZM83 142H84V140H83ZM106 142H107V141H106ZM106 142H105V143H106ZM122 142H124V141H122ZM122 142H120V143L117 142V143L121 144ZM156 142H157V140H156ZM169 142H170V139H169ZM184 142H186V141H183V143H184ZM205 142H207V141H205ZM212 142H214V141H212ZM216 142H217V141H216ZM216 142H214V143H216ZM230 142H231V141H230ZM234 142H236V141H234ZM238 142H239V141L236 142V145H237ZM241 142H242V141H241ZM243 142H244V141H243ZM38 143H39V142H37V144H38ZM52 143H53V142H52ZM75 143H76V142H75ZM86 143H87V142H86ZM93 143H94V145H95V142H94V141H93ZM105 143H102V144H105ZM107 143L109 144V142H107ZM107 143H106V144H107ZM114 143H115V145H117L116 141H114ZM128 143H129V142H128ZM131 143H132V142H131ZM158 143H157V144H158ZM164 143H165V142H164ZM172 143H175V144H176V142H172ZM181 143H182V142H181ZM181 143H179V144L177 143V144H178L179 146H182V145H180ZM217 143H218V142H217ZM217 143H216V144H217ZM223 143H224V142H223ZM232 143H231V144H232ZM250 143H251V142H250ZM263 143H264V141H263ZM6 144H7V143H6ZM39 144H40V143H39ZM71 144H72V146L74 145L73 143H71ZM79 144H80V142H79ZM79 144H78V145H79ZM81 144H82V143H81ZM96 144H97V143H96ZM132 144H133V143H132ZM136 144H137V143H136ZM145 144H146V143H145ZM160 144H158V145H160ZM162 144H163V143H162ZM162 144H161V145H162ZM205 144H207V143H205ZM210 144H212V145H216V144H213V143L209 142L208 145L205 147L207 151H208L207 148H208V146H209ZM224 144H225V143H224ZM1 145H3V143H1L0 146H1ZM69 145H70V144H69ZM76 145H77V143H76ZM76 145H75V146H76ZM83 145H84V144H83ZM87 145H88V144H87ZM89 145H90V144H89ZM91 145H92V143H91ZM94 145H93V146H94ZM123 145H124V143H123ZM128 145H130V143H129ZM147 145H148V144H147ZM163 145H164V144H163ZM165 145H166V144H165ZM178 145H177V148H178ZM193 145H195V143H194ZM196 145H198V144H196ZM220 145H221V144H220ZM220 145L217 144L216 147H213V146H212V148H213V149H214V148L219 149L220 147H218V146H220ZM222 145H223V144H222ZM233 145H235V143H233ZM241 145H242V144H241ZM241 145H237V146H241ZM70 146H71V145H70ZM97 146H98V145H97ZM117 146H119V145H117ZM121 146H122V145H121ZM121 146H120V147H121ZM126 146H127V145H125L124 147H126ZM130 146H134V145H130ZM145 146H146V145H145ZM151 146H152V145H151ZM168 146H169V145H168ZM168 146H167V148H169ZM170 146H171V145H170ZM173 146H174L173 148H175V145H173ZM210 146H211V145H210ZM210 146H209V147H210ZM253 146H254V145H252V148H253ZM261 146L259 145V146L257 147V152L260 151L258 148L261 147ZM4 147L7 148L6 145H4ZM4 147H3V148H4ZM54 147H55V146H54ZM59 147H60V146H59ZM59 147H58V148H59ZM80 147H81V146H80ZM84 147H85V145H84ZM84 147H83V148H84ZM104 147H106V146H104ZM120 147H118V148H120ZM142 147L144 148V145H143ZM159 147H160V146H159ZM189 147H190V146H188V148H189ZM198 147H200V146H198ZM223 147H224V145H223ZM28 148H29V147H28ZM56 148H57V147H56ZM58 148H57V149H58ZM61 148H63V146H62ZM65 148H66V147H65ZM89 148H91V147H89ZM99 148H101V147H99ZM113 148H114V147H113ZM126 148H127V147H126ZM145 148H146V147H145ZM160 148H161V147H160ZM160 148H159V149H160ZM165 148H166V147H165ZM167 148H166V149H167ZM186 148H187V147H186ZM192 148H193V146H192ZM195 148H197V147H195ZM252 148H249V149H252ZM4 149H5V148H4ZM50 149H52V148L50 147ZM66 149H67V148H66ZM66 149H62V151H63V150H66ZM71 149H73V148H71ZM75 149H76V148H75ZM79 149H80V148H79ZM84 149H85V148H84ZM91 149H92V148H91ZM94 149H95V147H94ZM123 149H124V148H123ZM123 149H122V150H123ZM136 149H138V147H137ZM163 149H164V148H163ZM163 149H162V150H163ZM170 149H171V148H170ZM170 149H167V150L170 151ZM178 149L180 150V147H179ZM178 149H176V150H178ZM193 149H194V148H193ZM193 149L190 150V151H193ZM243 149H244V147H243ZM254 149H256V148H254ZM5 150H7V149H5ZM46 150H48V149H46ZM46 150H45V151H46ZM52 150H53V149H52ZM55 150H56V149H55ZM68 150H69V149H68ZM76 150H78V149H76ZM81 150H82V149H81ZM81 150H79V151L81 152ZM88 150H89V149H88ZM88 150H87V151H88ZM125 150H126V149H125ZM173 150H174V149H173ZM188 150H189V149H188ZM196 150H197V151H198V150L201 151L200 149H196ZM196 150H194V153H195ZM215 150H216V149H215ZM224 150H225V149H224ZM247 150H248V149H247ZM0 151H1V149H0ZM37 151H38V149H37ZM37 151H35V153H36ZM43 151H44V150H43ZM48 151H49V150H48ZM50 151H51V150H50ZM60 151H61V150H60ZM62 151H61V153H62ZM73 151H74V150H73ZM89 151H90V150H89ZM93 151H94V150H93ZM96 151H97V147H96ZM128 151H129V150H128ZM133 151H134L135 153H133V155H131L132 152H130L129 155L135 157L136 155H134V154H136V151H137V153H138L139 150H136V151L133 150ZM145 151H146V150H145ZM148 151H149V149H148ZM151 151H152V150H151ZM165 151H166V150H165ZM168 151H166V153H168V154H166V153L164 152V154H165L167 157H168V155H171V154H169ZM190 151H189V152H190ZM197 151H196V152H197ZM199 151H198V152H199ZM207 151H206V152H207ZM216 151H218V150H216ZM242 151H243V150H242ZM248 151H249V150H248ZM252 151H253V150H252ZM254 151H255V150H254ZM261 151H262V150H261ZM263 151H264V150H263ZM1 152H2V151H1ZM56 152H57V151H56ZM66 152L68 153V151H66ZM77 152H78V151H74V153H77ZM110 152H111V151H109V154H111L113 151H112L111 153H110ZM119 152H120V151H119ZM119 152H118V153H119ZM124 152H125V151H124ZM126 152H127V151H126ZM173 152H176V151H172V153H173ZM177 152H178V151H177ZM179 152H180V151H179ZM186 152H187V151H186ZM189 152H188V153H189ZM201 152H202V151H201ZM210 152H211V151H210ZM212 152H213V151H212ZM214 152H215V151H214ZM223 152H224V151H223ZM231 152H232V151H231ZM234 152H235V150H234ZM236 152H238V151H236ZM44 153H45V152H44ZM46 153H47V151H46ZM46 153L44 154V156L46 155ZM50 153H51V152H50ZM53 153H54V151H53ZM57 153L60 154L59 151H58ZM57 153H56V154L54 153V155H57ZM84 153H85V152H84ZM84 153H83V154H84ZM118 153H117V154H118ZM120 153H121V152H120ZM122 153H123V152H122ZM127 153H128V152H127ZM145 153H146V152H145ZM145 153H144V154H145ZM154 153H155V152H154ZM161 153H162V152H161ZM170 153H171V152H170ZM203 153H204V152H203ZM238 153H239V152H238ZM248 153H249V152H248ZM248 153H247V154H248ZM252 153H253V152H252ZM259 153H260V152H259ZM263 153H264V152H263ZM263 153H262V154H263ZM33 154H34V153H33ZM41 154H42V153H41ZM48 154H49V152L47 153V155H48ZM63 154H65V153H63ZM63 154H62V155H63ZM72 154H73V153H72ZM81 154H82V152L80 153V155H81ZM90 154H91V153H90ZM104 154H106V151H105ZM104 154H103V152H102V155H104ZM109 154H108V156H109ZM125 154H126V153H125ZM149 154H150V153H149ZM149 154H148V155H149ZM152 154H153V153H152ZM152 154H151V155H152ZM162 154H163V153H162ZM162 154H160V155H162ZM174 154H175V153H174ZM178 154H179V153H178ZM191 154H192V152H191ZM191 154H190V155L187 154V155H188V156H191ZM197 154H198V153H197ZM207 154H208V152H207ZM211 154H212V153H211ZM219 154H220V152H219ZM221 154H222V152H221ZM221 154H220V155H221ZM224 154H225V153H224ZM232 154H233V153H232ZM239 154H240V153H239ZM241 154H242V153H241ZM257 154H258V153H257ZM262 154H261V155H262ZM51 155H52V154H51ZM54 155H53V157H54ZM70 155H71V154H69V157H70ZM73 155H74V154H73ZM123 155H124V154H123ZM129 155H128V156H129ZM137 155H139V154H137ZM141 155H142V154H141ZM154 155H155V154H154ZM172 155H173V154H172ZM184 155H186V153L184 154V152H183V156H184ZM195 155H196V154H195ZM198 155H199V154H198ZM202 155H203V154H202ZM205 155H206V154H205ZM209 155H210V154H209ZM250 155H251V154H250ZM253 155H254V153H253ZM253 155H252V156H253ZM258 155H259V154H258ZM7 156H9V155H7ZM71 156H72V155H71ZM78 156H79V154H78ZM97 156L99 157V155H97ZM108 156H107V159H108ZM115 156L117 157V155H115ZM143 156H146V155H143ZM157 156H158V155H157ZM166 156H165V157H166ZM178 156H179V155H178ZM188 156H186V157H188ZM223 156H224V158H225V156H227V155L225 154V155H223ZM236 156H237V155H236ZM236 156H235V154H233V157H236ZM255 156H256V152H255ZM262 156H263V155H262ZM47 157H48V156H47ZM53 157H52V158H53ZM120 157H121V155H120ZM120 157H119V161H120ZM149 157H153V155H152V156H149ZM154 157H155V156H154ZM159 157H160V156H159ZM171 157H172V156H171ZM180 157H181V154H180ZM194 157H195V156H194ZM200 157H201V156H200ZM206 157H207V156H205V158H206ZM211 157H212V156H211ZM230 157H231V156H230ZM230 157H229V160H230ZM258 157L260 158V156H258ZM25 158H26V156H25ZM29 158H30V157H29ZM29 158H28V159H29ZM37 158H38V157H37ZM43 158H44V157H43ZM56 158H59V157L56 156ZM89 158H90V157H89ZM93 158H94V157H93ZM93 158H92V159H93ZM103 158H104V157H103ZM110 158H112V157H110ZM124 158L126 159V156H125ZM135 158L137 159L138 157H135ZM139 158H140V157H139ZM157 158H158V157H157ZM188 158H190V157H188ZM191 158H193V157H191ZM191 158H190V159H191ZM195 158H196V157H195ZM203 158H204V157H203ZM239 158H240V155H239ZM239 158H237L236 160L238 161ZM256 158H257V157H255V159H256ZM259 158H257V160H258ZM262 158H263V157H262ZM19 159H20V158H18V160H19ZM41 159H42V157H41ZM72 159H73V157H72ZM77 159L80 160L79 158H77ZM77 159H76V160H77ZM83 159H84V158H83ZM101 159H102V158H101ZM101 159H100V161H103V160H101ZM121 159L123 160V157H122ZM129 159H130V158H128V160H129ZM131 159H133V158H131ZM131 159H130V160H131ZM144 159H145V162H146V159H147V158H144ZM154 159H155V158H154ZM158 159H159V158H158ZM163 159H165V158L163 157ZM166 159H167V158H166ZM168 159H169V158H168ZM171 159H172V158H171ZM174 159H180V158H179V157H177V158L174 157ZM182 159H183V158H182ZM185 159H186V158L184 157L183 161H184ZM190 159H188V160H190ZM232 159H233V158H232ZM12 160H13V159H12ZM15 160L17 161V159H15ZM35 160H36V159H35ZM38 160H40V159H38ZM84 160H85V159H84ZM86 160H87V158H86ZM88 160H89V159H88ZM90 160H91V158H90ZM90 160H89V161H90ZM98 160H99V159H98ZM126 160H127V159H126ZM142 160H143V159L141 158V161H138V160H137V161H135V162H138V163L141 162V163H142ZM150 160H151V159H150ZM152 160H153V159H152ZM172 160H173V159H172ZM172 160H170L172 163H173V161H176V160H173V161H172ZM180 160H181V159H180ZM191 160H192V159H191ZM194 160H195V159H194ZM194 160H192V161H194ZM199 160H200V158H199ZM204 160H205V159H204ZM209 160H210V159H209ZM213 160H216V159H213ZM217 160H218V159H217ZM257 160H255V163L253 162V163L256 164V165L258 164ZM262 160H263V159H262ZM262 160L260 159V160H258V161L261 162ZM20 161L22 162V159H20L19 162H20ZM43 161H44V160H43ZM49 161H50V160H49ZM65 161H66V160H65ZM72 161H73V160H72ZM74 161H75V160H74ZM80 161H81V160H80ZM100 161H98V162L100 163ZM116 161H117V160H116ZM119 161H118V162H119ZM124 161H125V160H124ZM143 161H144V160H143ZM154 161H156V162L158 163L159 160H158V161H157V160H154ZM154 161H153V162H154ZM185 161H187V160H185ZM239 161H240V160H239ZM239 161H238V162H239ZM241 161H243V160H241ZM263 161H264V160H263ZM21 162H20V163H21ZM52 162H53V161H52ZM54 162H56V161H54ZM58 162H60V161L58 160ZM58 162H57V163H58ZM78 162H79V161H78ZM86 162H87V161H86ZM105 162H106V161H105ZM105 162H104V163H105ZM111 162H113V161H111ZM149 162L151 163V161H149ZM171 162H170V163H171ZM188 162H189V161H188ZM195 162H196V161H194V163H195ZM198 162H199V161H198ZM203 162H205V161H203ZM203 162L201 161V163H203ZM214 162H215V161H213V163H214ZM216 162H217V161H216ZM234 162H236V161H234ZM256 162H257V163H256ZM22 163H23V162H22ZM50 163H51V162H50ZM75 163H76V164H74V163H73V164L77 166V162H75ZM79 163H80V162H79ZM106 163L108 164V162H106ZM106 163H105V164H106ZM119 163H122V162H119ZM127 163H128V161H127ZM154 163H155V162H154ZM176 163H177V162H176ZM219 163H220V162H219ZM231 163H232V162H231ZM236 163H237V162H236ZM244 163H246V161H245ZM30 164H31V163H30ZM42 164H44V162H43ZM80 164H82V163H80ZM80 164H79V165H80ZM96 164H97V163H96ZM123 164H124L125 166H127V164H125V163H123ZM148 164H149V163H147V165H148ZM151 164H152V163H151ZM151 164H150V165H151ZM160 164H161V163H160ZM166 164L168 165L169 163L167 162ZM166 164H165V165H166ZM214 164H215V163H214ZM214 164H213V166H214ZM233 164H234V163H233ZM240 164H242V162H241ZM263 164H264V162H263ZM9 165H10V164H9ZM45 165H47V164H45ZM79 165H78L77 167H79ZM128 165H129V164H128ZM142 165H143V164H142ZM142 165H141V166H142ZM147 165L145 166V169H146V167H148ZM150 165H149V166H150ZM157 165H158V164L155 163V165L152 166V167H155V166L157 167ZM170 165H172V164H170ZM173 165H174V164H173ZM173 165H172V166H173ZM180 165H181V164H180ZM193 165H194V164H193ZM203 165H204V163H203ZM210 165H211V164H210ZM231 165H232V164H231ZM236 165H237V164H236ZM236 165H232V166H236ZM238 165H239V164H238ZM258 165H260V163H259ZM258 165H257V166H258ZM23 166H25V164H24ZM96 166H97V165H96ZM119 166L122 167V165H119ZM130 166L133 167L132 165H130ZM158 166H159V165H158ZM163 166H164V163H163ZM163 166H162V168H163ZM183 166H184V165H182L181 170H183V169H182ZM241 166H242V165H241ZM244 166H245V164H244ZM27 167H28V166H27ZM27 167H26V168H27ZM33 167H34V166H33ZM46 167H47V166H46ZM58 167H59V166H58ZM74 167H75V166H74ZM80 167H81V166H80ZM135 167H138V165H137V166L135 165ZM135 167H133V168H135ZM156 167H155V168H156ZM166 167H167V166H165V168H166ZM169 167H170V166H169ZM185 167H186V166H185ZM222 167H223V166H222ZM225 167H226V166H225ZM230 167H231V166H230ZM236 167H238V166H236ZM255 167H256V166H255ZM28 168H30V167H28ZM34 168H35V167H34ZM37 168H38V167H37ZM71 168H72V167H71ZM97 168H98V167H97ZM97 168H96V169H97ZM139 168H141V167H139ZM143 168H144V167H143ZM149 168H150V170H152V169H151V166H150ZM155 168H154V169H155ZM159 168H161V167H159ZM159 168H158V169H159ZM165 168H163V169H165ZM186 168H187V167H186ZM195 168H196V167H195ZM201 168H202V167H201ZM205 168H207V167H205ZM210 168H211V167H210ZM210 168H209V169H210ZM216 168H218V167L216 166ZM239 168H240V167H239ZM239 168H238V169H239ZM242 168H243V167H242ZM81 169H82V168H81ZM94 169H95V168H94ZM94 169H93V170H94ZM100 169H101V168H100ZM107 169H108V168H107ZM145 169H144V170H145ZM154 169H153V170H154ZM184 169H185V168H184ZM191 169H192V168H191ZM213 169H215V168H213ZM227 169H230V168H228V166H227ZM227 169H224V170H227ZM234 169H235V167H234ZM238 169H236V170H238ZM244 169H246V168H244ZM251 169H252V168H251ZM251 169H250V171H251ZM259 169H260V168H259ZM261 169H262V168H261ZM40 170H41V169H40ZM116 170H117V169H116ZM124 170H125V168H124ZM133 170H135V169H133ZM140 170H141V169H140ZM160 170H162V169H160ZM167 170H168V168L166 169V171H167ZM171 170H172V169L170 168V171H171ZM196 170H197V169H196ZM241 170H242V169H241ZM248 170H249V169H248ZM18 171H20V169H19ZM22 171H23V170H22ZM43 171H44V170H43ZM47 171H49V170H47ZM62 171H63V170H62ZM69 171H70V170H69ZM86 171H87V170H86ZM99 171H100V170H99ZM106 171H107V170H106ZM118 171H119V170H118ZM147 171H148V170H147ZM154 171H155V170H154ZM156 171H157V168H156ZM158 171H159V170H158ZM166 171H165V172H166ZM168 171H169V170H168ZM197 171H199V170H197ZM205 171H206V170H205ZM210 171H212V170H210ZM210 171H209V172H210ZM214 171H215V170H214ZM214 171H213V172H214ZM222 171H223V170H222ZM231 171H232V170H231ZM234 171H235V170H234ZM238 171H239V170H238ZM238 171H237V172H238ZM252 171H254V169H253ZM31 172H32V171H31ZM35 172H36V171H35ZM35 172H34V174H35ZM37 172L39 173L40 171H37ZM70 172H71V171H70ZM88 172H89V171H87V173H88ZM103 172H105V171H103ZM103 172H101L102 175H103ZM129 172H130V171H129ZM133 172H135V171H133ZM139 172H141V171H139ZM145 172H146V171H145ZM165 172H158V173H163V174H164ZM188 172H189V171H187V173H188ZM201 172H202V171H201ZM201 172H200V173H201ZM207 172H208V171H207ZM213 172H212V173H213ZM216 172H218V171H216ZM227 172H228V170H227ZM229 172H230V170H229ZM232 172H233V171H232ZM261 172H262V171H261ZM263 172H264V171H263ZM18 173H19V172H18ZM25 173H26V172H25ZM25 173H24V174H25ZM28 173H29V172H28ZM45 173H46V172H45ZM45 173H43V174H45ZM52 173H53V172H52ZM60 173H61V171H60ZM77 173H78V172H76V174H77ZM93 173H94V172H93ZM106 173H107V172H106ZM106 173H105V174H106ZM125 173L127 174L128 172L125 171V172H124V175H126ZM130 173L132 174V172H130ZM130 173H129V174H130ZM135 173H136V172H135ZM146 173H147V172H146ZM154 173H155V172H153V173H151V174L154 175ZM170 173H171V172H170ZM185 173H186V172H184V174H185ZM187 173H186V175H187ZM192 173H193V172H192ZM195 173H196V171H195ZM200 173H199V174H200ZM225 173H226V172H225ZM235 173H236V172H235ZM254 173L256 174V171H255ZM24 174H23V175H24ZM34 174H33V176H34ZM50 174H51V173H50ZM50 174H49V175L47 174V175H48L47 177H49ZM85 174H86V173H85ZM96 174H99V173L96 172ZM117 174H118V173H117ZM117 174H116V175H117ZM121 174H122V173H121ZM137 174H138V168H137ZM139 174H140V173H139ZM155 174H156V173H155ZM167 174H168V172H167ZM176 174H177V173H176ZM196 174H197V173H196ZM196 174H195V177H193V178H196V176H197ZM216 174H217V173H216ZM228 174H229V173H228ZM228 174H227V175H228ZM233 174H234V173H233ZM257 174H258L257 176H259L260 172H259V173L257 172ZM263 174H264V173H263ZM263 174H262V176H263ZM56 175H58V172L56 173ZM99 175H100V174H99ZM107 175H108V174H107ZM140 175H141V174H140ZM140 175H138V176H140ZM146 175H147V174H146ZM156 175H157V174H156ZM164 175H165V174H164ZM171 175H172V174H171ZM178 175H180V174L178 173ZM189 175L191 176L190 173H189ZM192 175H194V173H193ZM201 175H202V174H201ZM208 175H209V174H208ZM208 175H207V176H208ZM219 175H220V174H219ZM223 175H224V173H223ZM229 175H231V173H230ZM245 175H247V174H245ZM245 175H244V176H245ZM31 176H32V175H31ZM70 176H71V175H70ZM84 176H85V175H84ZM84 176H82V177L84 178ZM118 176H119V175H118ZM135 176H137V175L134 174V177H135ZM138 176H137V178H138ZM160 176H162V174H161ZM165 176H166V175H165ZM165 176H164V177H165ZM180 176H181V175H180ZM182 176H183V174H182ZM184 176H185V175H184ZM184 176H183V177H184ZM204 176L206 177V174H204ZM210 176H211V172H210ZM210 176H208V177H206V178H210ZM220 176H221V175H220ZM224 176H226V174H225ZM244 176H242V177H244ZM248 176H249V175H248ZM250 176H251V175H250ZM250 176H249V177H250ZM25 177H27V175H26ZM42 177H43V176H42ZM44 177H45V176H44ZM44 177H43V178H44ZM50 177H51V180H52V179H53L52 176H50ZM54 177H55V176H54ZM57 177H58V176H56V178H57ZM71 177H72V176H71ZM80 177H81V176L79 175L78 178L81 179ZM87 177H88V175H87ZM90 177H92V175H90ZM90 177H89V178H90ZM94 177H95V176H94ZM94 177H93V178H94ZM97 177H98V175H97ZM102 177H104V176H102ZM102 177H101V178H102ZM112 177H113V176H112ZM116 177H117V176H116ZM119 177H120V176H119ZM123 177L125 178V176H123ZM134 177H132V178H134ZM141 177H144V176L142 175ZM147 177H148V176H147ZM158 177H159V176H158ZM168 177H170L169 174H168ZM171 177H172V176H171ZM175 177H176V176H175ZM186 177H187V176H186ZM186 177H185V178H186ZM188 177H189V176H188ZM197 177H198V176H197ZM242 177H241V184H242V179L245 180V181L247 180V179H245V177H244V178H242ZM15 178H17V177H15ZM34 178H35V177H34ZM67 178H68V177H67ZM93 178H92V179H93ZM120 178H121V177H120ZM124 178H121V179L123 180ZM139 178H140V177H139ZM145 178H146V177H145ZM162 178H163V177H162ZM165 178H166V177H165ZM234 178H235V177H234ZM237 178H238V177H237ZM1 179H2V178H1ZM32 179H33V178H32ZM38 179L40 180V178H38ZM47 179H48V178H47ZM54 179H55V178H54ZM54 179H53V180H54ZM76 179H77V178H76ZM92 179H89L90 182H91ZM94 179H95V178H94ZM98 179H99V178H97V180H98ZM125 179H126V178H125ZM147 179H148V178H147ZM154 179H155V178H154ZM170 179H171V178H170ZM173 179H174V177H173ZM178 179H179V178H178ZM180 179H182V178L180 177ZM190 179H192V178H190ZM190 179H189V180H190ZM201 179H202V178H201ZM203 179H204V178H203ZM238 179H239V178H238ZM248 179H249V178H248ZM14 180L16 181V179H14ZM39 180H38V181H39ZM43 180H44V179H43ZM48 180H49V179H48ZM64 180H67V179H64ZM68 180H69V178H68ZM102 180H103V178H102ZM106 180H107V179H106ZM117 180H118V179H117ZM122 180H121V181H122ZM136 180H137V179H136ZM136 180H135V183H136ZM148 180H149V179H148ZM166 180H167V179H166ZM168 180H169V179H168ZM171 180H172V179H171ZM175 180H177V179L175 178ZM183 180H184V179H183ZM183 180H182V181H183ZM206 180H207V179H206ZM206 180H205V182H206ZM222 180H224V179H222ZM227 180H228V178H227ZM233 180H234V179H233ZM233 180L230 179V181H233ZM22 181H23V180H22ZM31 181H32V180H31ZM31 181H30V183H31ZM45 181H47V180H45ZM55 181H56V180H55ZM72 181H73V180H72ZM98 181H101V180H98ZM121 181H118L117 183H119V182H121ZM131 181H134V180H131ZM137 181H138V180H137ZM150 181L152 182V181H154V180H151V179H150ZM155 181H158V180H155ZM190 181H192V180H190ZM193 181H194V180H193ZM196 181H197V180H196ZM201 181H202V180H201ZM212 181H213V180H212ZM224 181H225V180H224ZM224 181H223V182H224ZM228 181H229V180H228ZM260 181H261V180H260ZM0 182H1V181H0ZM80 182H81V181H80ZM96 182H97V181H96ZM105 182H106V181H105ZM139 182H140V181H139ZM143 182H144V180H143ZM147 182H148V181H147ZM147 182H146V183H147ZM180 182H181V181H180ZM180 182H179V183H180ZM203 182H204V181H203ZM208 182H209V181H208ZM236 182H239V181L236 180ZM236 182L234 181V182H232V183H236ZM263 182H264V180H263ZM263 182H262V185L264 184ZM20 183H21V181H20ZM22 183H25V182H22ZM30 183H28V181H27V184H29V185H31L32 183L35 184L34 181H33L31 184H30ZM40 183H41V182H40ZM42 183H43V182H42ZM44 183H45V182H44ZM59 183L62 184L61 182H59ZM70 183H71V182H70ZM101 183H102V182H100V184H101ZM123 183H124V182H123ZM126 183H127V182H126ZM126 183H125V184H126ZM141 183H142V182H140V184H141ZM156 183H157V182H156ZM156 183H155V185H156ZM170 183H171V182L169 181V185H171ZM176 183H177V182H176ZM176 183H175V184H176ZM186 183H187V182H186ZM198 183H200V182H198ZM198 183H195V182H194L193 185H194V184H197V185H198ZM214 183H215V182H214ZM220 183H221V185H222V182H221V181H220ZM228 183H229V182H228ZM232 183H230V184L233 186ZM247 183H249V182H247ZM258 183H259V182H258ZM33 184H32V185H33ZM90 184H92V182H91ZM90 184H89V185H90ZM95 184H96V183H95ZM97 184H99V183L97 182ZM97 184H96V186H97ZM105 184L107 185L108 183H105ZM150 184H151V183H150ZM150 184L147 185V186H149V188H150V186H152V188H153L154 185H150ZM177 184H178V183H177ZM224 184H225V182H224ZM238 184H239V183H238ZM238 184H237V185H238ZM71 185H72V184H71ZM84 185H85V184H84ZM92 185H93V184H92ZM103 185H104V183H103ZM108 185H109V184H108ZM110 185H111V183H110ZM115 185H116V184H115ZM127 185L129 186V185H131V184H127ZM132 185H133V184H132ZM138 185H139V183H138ZM142 185H144V184L142 183ZM169 185H168V186H169ZM184 185H185V183H184ZM190 185H192V184H190ZM242 185L244 186V183H243ZM242 185H241V188L238 189L239 192L242 191V190H241V189L243 188ZM247 185H248V184H247ZM247 185H245V187H246ZM47 186H48V185H47ZM94 186H95V185H94ZM100 186H101V185H100ZM111 186H112V185H111ZM113 186H114V184H113ZM121 186H122V185H121ZM121 186H120V187H121ZM140 186H141V185H140ZM171 186H172V185H171ZM175 186H176V185H175ZM178 186H179V184H178ZM215 186L217 187V185H215ZM225 186H226V185H225ZM263 186H264V185H263ZM4 187H5V184H4L3 188H4ZM33 187H34V185H33ZM39 187H40V186H39ZM56 187H59V186H56ZM73 187L75 188V186H73ZM97 187H99V186H97ZM101 187H102V186H101ZM116 187H117V186H116ZM120 187H119V188H120ZM130 187H131V186H130ZM145 187H146V186H145ZM156 187H158V186H156ZM176 187H177V186H176ZM188 187H190V186H188ZM188 187H187V188H188ZM192 187H194V186H192ZM192 187H191V188H192ZM230 187H231V186H230ZM245 187H244V188H245ZM256 187H258V185H256ZM1 188H2V187H1ZM14 188H15V187H14ZM27 188H28V187H27ZM59 188H60V187H59ZM62 188H63V186H62ZM95 188H96V187H95ZM106 188H110V187H109V186H108V187L106 186V187H104V190H105ZM123 188H124V187L122 186V188H120V189H121V190H125V189H123ZM125 188H126V187H125ZM128 188H129V187H128ZM135 188H136V187H135ZM139 188H142V187H139ZM146 188H147V187H146ZM158 188H159V187H158ZM195 188H196V187H195ZM202 188H204V187H202ZM206 188H208V187H206ZM206 188L204 189V191L206 190ZM213 188H214V187H213ZM228 188H229V186H228ZM253 188H254V187H253ZM253 188L251 189V191H252V190H253V191L255 190V188H254V189H253ZM34 189H35V188H34ZM46 189H47V188H46ZM71 189H72V187H71ZM79 189H80V188H79ZM81 189H82V188H81ZM81 189H80V190H81ZM85 189H86V188H85ZM91 189H92V188H91ZM91 189L89 188V190H91ZM93 189H94V187H93ZM98 189H99V188H98ZM101 189H102V188H101ZM126 189H127V188H126ZM129 189H130V188H129ZM129 189H128V190H129ZM143 189H144V188H143ZM143 189H142V191L144 192ZM147 189H148V188H147ZM171 189H173V188L171 187L170 190H171ZM176 189H177V188H176ZM184 189H185V188H184ZM188 189H189V188H188ZM188 189H187V190H188ZM224 189H225V188H224ZM13 190H14V189H13ZM28 190H29V189H28ZM32 190H33V189H32ZM36 190H37V189H36ZM49 190H50V189H49ZM51 190H53V189H51ZM54 190H55V191H58V190H56V189H54ZM73 190H74V189H73ZM95 190H96V189H95ZM108 190H109V189H108ZM108 190H107V191H108ZM114 190H118V191H119V189H114ZM128 190H127V191H128ZM130 190L132 191V189H130ZM130 190H129V191H130ZM154 190H155V188H154ZM170 190H169L168 192L171 193ZM174 190H175V188H174ZM178 190H179V188H178ZM200 190H202V189H200ZM211 190H212V188H211ZM221 190H223V189H221ZM221 190H220V191H221ZM225 190H226V189H225ZM227 190H228V189H227ZM238 190L235 191V192L238 193ZM256 190H257V188H256ZM260 190H262V188H260ZM260 190L258 191V193L261 192ZM20 191H21V190H20ZM20 191H19V192H20ZM22 191H23V189H22ZM24 191L26 192L25 189H24ZM87 191H88V189H87ZM87 191H86V192H87ZM93 191H94V190H93ZM107 191H104V192H107ZM111 191H113V189H111ZM137 191H138V189H137ZM172 191H173V190H172ZM184 191H186V190H184ZM190 191H191V190H190ZM198 191H199V190H198ZM207 191H208V189H207ZM217 191H219V190H217ZM230 191H231V189H230ZM230 191L228 190L227 192L229 193ZM262 191H263V190H262ZM14 192L16 193V191H14ZM19 192H18V193H19ZM25 192H24V193H25ZM47 192H48V191H47ZM62 192H63V191H62ZM64 192H65V191H64ZM64 192H63V193H64ZM74 192H75V191H74ZM80 192H81V191H80ZM80 192H79V193H80ZM119 192H122V191H119ZM138 192H139V191H138ZM138 192H137V194H138ZM143 192H141V193L143 194ZM151 192H152V191H151ZM151 192H150L148 195H150ZM162 192H163V191H162ZM165 192H166V191H165ZM168 192H167V193H168ZM173 192H174V191H173ZM175 192H178V191L175 190ZM175 192H174V193H175ZM180 192H181V191H180ZM186 192H187V191H186ZM186 192H185L183 195L181 194V195L183 196L184 199H185V197H186ZM192 192H193V190H192ZM194 192H195V191H194ZM196 192H197V191H196ZM196 192H195V193H196ZM221 192H222V191H221ZM224 192H225V191H224ZM8 193H12V192H9V190H8ZM32 193H33V192H32ZM63 193H61V195H62ZM77 193H78V192H77ZM79 193H78V194H79ZM92 193H93V192H92ZM100 193H103V191H101ZM109 193H110V190H109ZM127 193H128V194H131V193H133V192H130V193L127 192ZM139 193H140V192H139ZM144 193H145V192H144ZM153 193H154V191H153ZM153 193H152V194H153ZM155 193L157 194V192H155ZM155 193H154V194H155ZM181 193H183V191H182ZM188 193H189V192H188ZM200 193H201V192H200ZM231 193H232V192H231ZM231 193H230V194H231ZM248 193H249V192H248ZM256 193H257V191H256ZM256 193H255V194H256ZM5 194H6V193H5ZM12 194H13V193H12ZM28 194H29V193H28ZM74 194H75V193H74ZM88 194H89V193L86 194V199H88V198H87ZM110 194H111V193H110ZM123 194H125V193H123ZM160 194H161V193H160ZM164 194H165V193H164ZM189 194H190V196H192L191 193H189ZM192 194H193V193H192ZM198 194H199V193H198ZM202 194H203V193H202ZM204 194H205V193H204ZM220 194H221V193H220ZM230 194H229V196H230ZM261 194H262V193H261ZM261 194H260V195H261ZM2 195H4V193H3ZM6 195H7V194H6ZM31 195H32V194H31ZM34 195H35V194H34ZM53 195H54V194H53ZM59 195H60V194H59ZM63 195H64V194H63ZM66 195H67V194H66ZM76 195H77V194H76ZM90 195H91V194H90ZM93 195H94V194H93ZM93 195H91V197H92ZM105 195H107V193H105ZM114 195H115V193H114ZM134 195H135V194H134ZM148 195H147V198H148ZM170 195H172V193H171ZM175 195H176V193H175ZM181 195H180V196H181ZM184 195H185V196H184ZM195 195H197V194H195ZM208 195H209V194H208ZM239 195H240V194H239ZM239 195H238V197H239ZM4 196H5V195H4ZM9 196H10V195H9ZM12 196H14V194H13ZM19 196H20V195H19ZM22 196H23V198H25V196L23 195V193L21 194V197H22ZM46 196H47V195H46ZM77 196H78V195H77ZM81 196H82V195H81ZM94 196L96 197V195H94ZM98 196H99V195H98ZM98 196L96 197V201H97V198H100V197H101V196H100V197H98ZM110 196H111V195H110ZM110 196H109V197H110ZM128 196H130V195H128ZM132 196H133V194H132ZM154 196H155V195H154ZM159 196H160V195L158 194V196H155V197H159ZM165 196H166V195H164L163 197L165 198ZM180 196H178V198L175 197V196H174V197L177 198V199H179ZM202 196H203V195H202ZM202 196H200V197H202ZM231 196H232V195H231ZM233 196H234V194H233ZM233 196H232L230 199L234 201ZM236 196H237V194H236ZM236 196H235V197H236ZM246 196H247V195H246ZM257 196H258V195H257ZM7 197H8V196H7ZM91 197H90V198H91ZM112 197H113V196H112ZM124 197H125V196H124ZM139 197H140V196H139ZM142 197H143V196H142ZM145 197H146V196H145ZM151 197H152V196H151ZM166 197H167V196H166ZM168 197H169V196H168ZM172 197H173V196H172ZM174 197H173V198H174ZM188 197H189V196H188ZM200 197H197V199L200 198ZM204 197H205V195H204ZM235 197H234V198H235ZM262 197H264V194H263ZM262 197H261V198H262ZM10 198H11V197H10ZM14 198H15V199H13V198H12V199H13V201L16 202V197H14ZM23 198H22V200H23ZM101 198H102V197H101ZM128 198H129V197H127L126 199H128ZM131 198H132V197H131ZM149 198H150V197H149ZM153 198H154V197H153ZM170 198H171V197H170ZM175 198H174V203H175ZM186 198H187V197H186ZM214 198H215V197H214ZM219 198H221V197H219ZM223 198H224V197H223ZM223 198H222V200H224ZM236 198H237V197H236ZM240 198H241V199H242V198L244 199L243 196H240ZM240 198H237V199H240ZM246 198H248V197H245V199H246ZM253 198H254V197H253ZM256 198H257V201H255V203H256V204H257V202L260 203V201L258 200V197H256ZM256 198H254V199L256 200ZM31 199H32V198H30L29 200H31ZM64 199H65V198H64ZM102 199H104V198H102ZM138 199H139V198H138ZM177 199H176V200H177ZM181 199H182V198H181ZM181 199H180V200H181ZM237 199H236V200H237ZM9 200H10V199H9ZM29 200H26V202H24V203H27V201H29ZM38 200H40V199L38 198ZM81 200H82V199H81ZM110 200H111V199H110ZM129 200H130V199H129ZM148 200H149V199H148ZM154 200H155V199H154ZM154 200H153V201H154ZM166 200L168 201L167 198H166ZM171 200L173 201V199H171ZM182 200H183V199H182ZM194 200H195V199H193V202H194ZM201 200H203V198H202ZM207 200H208V198H207ZM213 200H214V199H213ZM217 200H218V199H217ZM246 200H247V199H246ZM246 200H244L243 203H245ZM6 201H7V200H6ZM46 201H47V200H46ZM101 201H102V200H101ZM108 201H109V200H108ZM108 201H107V202H108ZM151 201H152V200H151ZM151 201H150V202H151ZM153 201H152V202H153ZM156 201H157V200H155V202H156ZM178 201H179V200H178ZM186 201H187V199H186ZM188 201H189V199H188ZM191 201H192V200H191ZM191 201H190V202H191ZM209 201H210V199H209ZM209 201H208V203H207L208 205H210V204H209ZM211 201H212V199H211ZM211 201H210V202H211ZM215 201H216V198H215ZM219 201H221V200H219ZM226 201H227V200H225L224 205L228 203V202L226 203ZM228 201H230V200H228ZM233 201H231V202H233ZM238 201H239V200H238ZM238 201H236V203H237ZM249 201H250V200H249ZM249 201H248L247 203H249ZM252 201H253V200H251L250 202H252ZM22 202H23V201H20L21 204H22ZM74 202H75V201H74ZM87 202H88V201H87ZM87 202H86V203H87ZM102 202H103V201H102ZM107 202H106V203H107ZM109 202H110V201H109ZM116 202H117V201H116ZM116 202H114V203H116ZM132 202H133V203H132ZM132 202L129 201V204H128V205L131 206V203H132V206H133V204H135V203H134V200H133ZM137 202H138V201H137ZM190 202L188 203V206H189ZM193 202H192V203H193ZM203 202H204V200H203ZM203 202H200V200H199V203H202V205L204 204ZM212 202H213V201H212ZM253 202H254V201H253ZM253 202H252V203H253ZM263 202H264V201H263ZM8 203H9V202H8ZM12 203H13V202H12ZM17 203H18V202H16V204H17ZM59 203H60V201H59ZM80 203H81V202H80ZM93 203H94V202H93ZM96 203H97V202H96ZM110 203H112V201H111ZM127 203H128V202H127ZM172 203H173V202H172ZM178 203H180V201H179ZM192 203H191V204H192ZM197 203H198V202H197ZM213 203H214V202H213ZM217 203H218V201H216V203H214V204H216V207H217ZM220 203H222V202H220ZM229 203H230V202H229ZM241 203H242V200H241L240 204H241ZM247 203L244 204V206H246L245 208L251 207V209H247L246 212H247L248 210L251 211V210H253V208H256V206H253L255 203H254V204L251 203V205H250V206L248 205V207H247ZM0 204H1V203H0ZM5 204H6V203H5ZM43 204H44V203H43ZM43 204H42V206H43ZM60 204H61V203H60ZM62 204H63V203H62ZM62 204H61V205H62ZM99 204H100V200H99ZM101 204H102V203H101ZM103 204H104V203H103ZM117 204H120V203L118 202ZM117 204H116V205H117ZM141 204H142V203H141ZM168 204H169V203H168ZM170 204H171V203H170ZM185 204H186V203H183V205H185ZM207 204H206V206H207ZM233 204H235V203H233ZM240 204H239V205H240ZM22 205H26V204H22ZM38 205H39V204H38ZM64 205H66V204H64ZM64 205H63V206H64ZM73 205H74V204H73ZM80 205H81V204H80ZM105 205H106V204H105ZM114 205H115V204H114ZM114 205H113V206H114ZM116 205H115V206H116ZM158 205H161V204L158 203ZM171 205H173L172 207L175 208L174 204H171ZM171 205H170V206H171ZM175 205H176V204H175ZM199 205H200V204H199ZM199 205H197V206H199ZM204 205H205V204H204ZM219 205H221V204H219ZM224 205H222V206H224ZM227 205H228V204H227ZM235 205H236V204H235ZM239 205H238V207L235 206L236 209H238V208L240 209V207L243 206V204H242V206L240 205V207H239ZM257 205H258V204H257ZM7 206H8V205H7ZM9 206H10V205H9ZM11 206H12V205H11ZM17 206H18V205H17ZM20 206H21V205H19V207H20ZM26 206H27V205H26ZM31 206H32V205H31ZM44 206H45V205H44ZM69 206H71V205H69ZM89 206H90V205H89ZM95 206H96V205H95ZM100 206H101V205H100ZM103 206H104V205H103ZM110 206H111V205H110ZM130 206H129V207H130ZM132 206H131V207H132ZM134 206H135V205H134ZM139 206H140V202H139ZM139 206H138V207H139ZM141 206H142V205H141ZM155 206H156V204L154 205V207H155ZM168 206H169V205H168ZM179 206H180V205H179ZM190 206H191V205H190ZM195 206H196V204H195ZM197 206H196V207H197ZM206 206H205V207H206ZM222 206H221V207H222ZM244 206H243V209H244ZM263 206H264V205H263ZM12 207H13V206H12ZM38 207L40 208V206H38ZM46 207H47V206H46ZM84 207H85V206H84ZM90 207H91V206H90ZM131 207H130V208H131ZM172 207H171V208L169 207V208L172 209ZM177 207H178V206H177ZM184 207H185V206H184ZM186 207H187V206H186ZM212 207H213V206H212ZM214 207H215V206H214ZM218 207H219V206H218ZM218 207H217V208H218ZM233 207H234V206H233ZM233 207H232V210H233ZM235 207H234V208H235ZM252 207H253V208H252ZM259 207H260V206H259ZM48 208H49V205H48ZM94 208H95V207H94ZM94 208H93V209H94ZM98 208H99V207H98ZM104 208H105V206H104ZM112 208H113V207H112ZM115 208H116V207H115ZM115 208H114V209H115ZM123 208H124V207H123ZM136 208H137V207H136ZM147 208H148V207H147ZM156 208H157V207H156ZM166 208H167V207H165V209H166ZM187 208H190V209H191V207H187ZM197 208H198V207H197ZM199 208H200V209H202V208L205 209V208L202 207V206H199ZM199 208H198V210L200 211ZM207 208H209V211H208V210H204V212H205V211H206V212H210L211 205H210V207L208 206ZM225 208L227 209L226 206H225ZM225 208H222V209H225ZM257 208H258V207H257ZM17 209H18V208H17ZM20 209H21V208H20ZM20 209H19V210H20ZM23 209L25 210V208H23ZM27 209H30V208H27ZM63 209H64V208H63ZM66 209H67V208H66ZM83 209H85V208H83ZM95 209H96V208H95ZM100 209H102V206H101ZM114 209H113V210H114ZM119 209H120V206H119ZM128 209H129V208H128ZM150 209H152V208H149V209H147V210H150ZM162 209H164V207H163ZM162 209H161V210H162ZM165 209H164V210H165ZM170 209H169V211H170ZM182 209H184V208H182ZM185 209H186V208H185ZM229 209H230V206H229L228 210H229ZM236 209H234V210H236ZM239 209L236 210L235 213H236L237 211H240V212H241V209H240V210H239ZM258 209H259V208H258ZM258 209H257V210H258ZM260 209H261V208H260ZM42 210H43V209H42ZM60 210H61V209H60ZM67 210H69V209H67ZM107 210L110 211V210H111V207H110L109 209H107ZM115 210H116V211H119V210H117V209H115ZM130 210H131V209H130ZM134 210H135V209H134ZM144 210H145V209H144ZM147 210H146V211H147ZM156 210H157V209H156ZM172 210H173V209H172ZM178 210H180V209H178ZM186 210H187V209H186ZM196 210H197V209H196ZM216 210H217V209L215 208V211H216ZM244 210H245V209H244ZM261 210H262L263 213H264L263 208H262ZM25 211H26V210H25ZM31 211H32V210H31ZM38 211H39V210H38ZM80 211H81V210H80ZM85 211H86V210H85ZM87 211H88V210H87ZM99 211H100V210H99ZM108 211H107V212H108ZM121 211H122V210H121ZM137 211H138V210H137ZM153 211H154V209H152V212H153ZM165 211H166V210H165ZM180 211H181V210H180ZM180 211H179V212H180ZM182 211H185V210H182ZM187 211H188L189 213H187ZM187 211H186L185 213H187V214L192 213V209H191V212H190L189 210H187ZM219 211H220V209H219ZM219 211H218V213H219ZM230 211H231V210H230ZM254 211H255V210H254ZM254 211H253V212H254ZM262 211H260V212L257 211V212L260 213V214H262V213H261ZM2 212L5 213V210L3 209ZM83 212H84V211H83ZM90 212H91V211H90ZM92 212H93V211H92ZM135 212H136V211H135ZM147 212H148V211H147ZM147 212L144 211V213L147 214V216H148V213H149V212H148V213H147ZM157 212H158V210H157ZM157 212H155V213H157ZM161 212H162V211H161ZM174 212H175V211H174ZM174 212H173V213H174ZM176 212H177V210H176ZM176 212H175V213H176ZM179 212H178L177 216H180V215H179ZM240 212H239V213H240ZM251 212H252V211H251ZM6 213H7V212H6ZM6 213H5V216H6ZM19 213H20V212H19ZM25 213H26V212H25ZM38 213H39V212H38ZM78 213H79V212H78ZM78 213H77V214H78ZM86 213H87V212H86ZM126 213H127V212H126ZM126 213H124V214L126 215ZM158 213H159V212H158ZM185 213L183 212L184 216H185ZM194 213H195V212H194ZM199 213H200V212H199ZM199 213L197 212V213H195V214H199ZM235 213H234V214H235ZM237 213H238V212H237ZM239 213H238V214H239ZM254 213H256V211H255ZM14 214H15V213H13L12 215H14ZM64 214H65V213H64ZM77 214H76V215H77ZM81 214H82V212H81ZM83 214H85V213H83ZM83 214H82V215H83ZM87 214H89V213H87ZM87 214H86V215H87ZM119 214H120V213H119ZM122 214H123V213H122ZM122 214H120V215H122ZM131 214H132V213H131ZM135 214H136V213H135ZM153 214H154V213H152V216H153ZM162 214H164V211L162 212ZM168 214H170V213H168ZM180 214H181V213H180ZM195 214H194V215H195ZM201 214H202V210H201ZM206 214H207V213H206ZM206 214H203V215L206 216ZM216 214H217V211L215 212V215H216ZM234 214H233V215H234ZM243 214H244V213H243ZM12 215L9 216L8 213H7V216H9L8 218H10ZM15 215H16V214H15ZM37 215H38V214H37ZM59 215H60V214H59ZM59 215H58V217H57L58 219H59V217H60L62 214H61L60 216H59ZM74 215H75V213H74ZM76 215H75V216H76ZM86 215L83 216V217H86ZM90 215H91V214H90ZM93 215H94V214H93ZM100 215H103V214H100ZM100 215H98V216H100ZM109 215H110V213H109ZM109 215H108V216H109ZM116 215H117V214H116ZM132 215H133V214H132ZM138 215H139V213H138ZM142 215H143V214H142ZM150 215H151V213H150ZM150 215H149V216H150ZM154 215H155V214H154ZM156 215H157V214H156ZM158 215H160V214H158ZM165 215H166V214H165ZM165 215H164V216H165ZM192 215H193V214H192ZM192 215H191V216H192ZM203 215H201V217H202ZM215 215L212 216V214H211L212 218H214ZM224 215H225V214H224ZM228 215H229V214H228ZM230 215H232V212H231ZM263 215H264V214H263ZM18 216H19V215H18ZM26 216H27V215H26ZM30 216H32V215H30ZM80 216H81V215H80ZM87 216H88V215H87ZM91 216H92V215H91ZM111 216L113 217V215H111ZM111 216H109V217H111ZM126 216H127V215H126ZM149 216H148V217H149ZM152 216H151V217H152ZM181 216H182V215H181ZM181 216H180V217H181ZM187 216H188V215H187ZM187 216H185V217H187ZM198 216H199V215H198ZM209 216H210V214H209ZM218 216H219V215H218ZM234 216H235V215H234ZM0 217H1V216H0ZM12 217H14V216H12ZM12 217H11L10 219H12ZM34 217H35V216H34ZM65 217H66V216H65ZM127 217H130V216L128 215ZM132 217H133V216H132ZM132 217H130V218H132ZM134 217H135V216H134ZM134 217H133V218H134ZM136 217H138V216H136ZM142 217H143V216H141L140 218H142ZM145 217H146V216H145ZM145 217H143V218L145 219ZM167 217H168V216H167ZM188 217H190V215H189ZM201 217L199 216V218H201ZM206 217H207V216H206ZM220 217H223V212H222V216H220ZM220 217H219V218H220ZM224 217H225V216H224ZM227 217H228V216H227ZM238 217H239V215H238ZM249 217H250V216H249ZM27 218H28V217H26L25 219L27 220ZM29 218H30V217H29ZM103 218H104V217H103ZM123 218H125V216H124ZM133 218H132V219H133ZM140 218H139V219H140ZM168 218H170V217H168ZM168 218H167V219H168ZM174 218H176V216H175ZM196 218H197V216H196ZM196 218H195V219H196ZM203 218H204V217H203ZM215 218H217V216H216ZM234 218H236V217H233L232 219H234ZM250 218H251V217H250ZM13 219H15V218H13ZM32 219H33V218H32ZM64 219H65V218H64ZM98 219H99V217H98ZM107 219H108V218H107ZM111 219H112V218H111ZM116 219H117V218H115V220H116ZM125 219H126V218H125ZM136 219H137V218H136ZM146 219H147V218H146ZM146 219H145V220H146ZM148 219H149V218H148ZM171 219H172V218H171ZM171 219H169V220L171 221ZM178 219H179V217H178ZM186 219H187V218H186ZM193 219H194V218H193ZM193 219H192V220H193ZM207 219H209V218H207ZM223 219H225V218H223ZM227 219H230V218H226V220H227ZM248 219H249V218H248ZM7 220H9V219H7ZM23 220H24V219H23ZM33 220H34V219H33ZM61 220H62V219H61ZM74 220H75V219H74ZM79 220H80V219H79ZM79 220H77L78 223H79ZM88 220H89V219H88ZM88 220H87V221H88ZM94 220H95V219H94ZM100 220H101V219H100ZM100 220H97V221H100ZM109 220H110V219H109ZM115 220H114V223L117 221V220H116V221H115ZM118 220H119V219H118ZM126 220H129V219H126ZM134 220H135V218H134ZM141 220L144 221L143 219H141ZM152 220H155V219L152 218V219H150L149 221H152ZM169 220H168V221H169ZM180 220H181V218H180ZM197 220H199V219H197ZM211 220H215V219H211ZM221 220H222V219H221ZM226 220H225V222H228V221H229V220H228V221H226ZM230 220H231V219H230ZM253 220L255 221L256 219H253ZM9 221H10V220H9ZM17 221H18V220H17ZM20 221L23 222L22 219H21ZM24 221H25V220H24ZM55 221H56V220H55ZM65 221H66V220H65ZM69 221H70V219H69ZM102 221H104V220L102 219ZM122 221H123V220H122ZM130 221H131V219L129 220V222H130ZM146 221H147V220H146ZM149 221H148V222H149ZM176 221H177V220H176ZM178 221H179V220H178ZM188 221H189V220H188ZM202 221H203V220H202ZM202 221H200V222H202ZM204 221H206V220L204 219ZM209 221H210V219H209ZM209 221H208V222H209ZM231 221H232V220H231ZM231 221H230V222H231ZM242 221H243V220H242ZM248 221H249V220H248ZM251 221H252V220H251ZM259 221H260V220H258V223H259V224H258L256 221H255V224H256V223L258 224V228H257V229L260 230L259 227H262V226L260 225L261 223H260ZM262 221H263V220H262ZM26 222H27V221H26ZM43 222H44V221H43ZM61 222H62V221H61ZM73 222H74V221H73ZM106 222H107V221H106ZM108 222H109V221H108ZM124 222H125V220H124ZM131 222H134V221L132 220ZM138 222H139V221H138ZM190 222H191V221H189L188 224H190ZM225 222H224V223H225ZM230 222H229V224H230ZM233 222H234V223H233ZM233 222H232V223L235 224V221H233ZM249 222H250V221H249ZM249 222H248V226H247V225L244 226V227L247 226V229H248V230H249V229L251 228V226L254 224V223L252 222L253 224H251V226H249V224L251 223V222H250V223H249ZM7 223H8V222H6V224H7ZM9 223H10V222H9ZM18 223H19V225H20V222H18ZM75 223H76V222H75ZM91 223H92V222H91ZM109 223H110V222H109ZM117 223H118V221L116 222V224H117ZM150 223H151V222H150ZM169 223L171 224V225H170V227H171V226H172V222H169ZM178 223H179L180 225L185 224V218H184V223H183V222H182V224H181L180 222H178ZM202 223H204V222H202ZM217 223H218V222H217ZM217 223H216V224H217ZM262 223H264V222H262ZM35 224H36V223H35ZM37 224H38V223H37ZM63 224H64V223H63ZM81 224H82V223H81ZM93 224H95V223H93ZM122 224H124V223H122ZM129 224H130V223H129ZM129 224H127V227H128ZM156 224H157V223H156ZM158 224H159V223H158ZM167 224H168V223H167ZM186 224H187V222H186ZM186 224H185V225H186ZM188 224H187V225H188ZM199 224H200V223H199ZM225 224H227V223H225ZM229 224H228V225H229ZM236 224H238V221L236 222ZM241 224H242V223H241ZM241 224H239V225H241ZM255 224H254L253 226H255ZM257 224H256V227H257ZM7 225H8V224H7ZM9 225L11 226L12 223H10ZM27 225H28V223H27ZM43 225H44V224H43ZM53 225H54V224H53ZM104 225H105V223H104ZM110 225H112V224H110ZM110 225H109V226H110ZM114 225H115V224H114ZM118 225H119V224H118ZM118 225H117V226H118ZM124 225H125V224H124ZM124 225H123V226H124ZM161 225H162V224H161ZM202 225H203V224H202ZM205 225H206V223L204 224V226H205ZM221 225H222V224H221ZM239 225H238V226H239ZM259 225H260V226H259ZM10 226H8V227H10ZM28 226H29V225H28ZM35 226H36V225H35ZM41 226H42V225H41ZM55 226H56V224H55ZM71 226H72V224H71ZM102 226H103V223H102ZM102 226H101V227H102ZM107 226H108V225H107ZM107 226H104V228H106ZM109 226H108V228H109ZM115 226H116V225H115ZM120 226H121V225H120ZM135 226H137V225H135ZM135 226H133L134 229H135ZM162 226H163V225H162ZM164 226H166V224H164ZM164 226H163V227H164ZM183 226H184V225H183ZM192 226H193V224H192ZM208 226H209V225H208ZM212 226H213V225H212ZM216 226H217L218 228L220 227L219 224H217ZM216 226H215V227H216ZM223 226H224V225H223ZM230 226H231V224H230L229 226L226 225V226H224V227H230ZM232 226H235V225H232ZM253 226H252V227H253ZM263 226H264V225H263ZM0 227H1V226H0ZM36 227H37V226H36ZM36 227H35V228H36ZM60 227H61V224H60ZM64 227H65V226H64ZM79 227H80V226H79ZM111 227H112V228H111ZM125 227H126V226H125ZM125 227H124V228H125ZM156 227H157V225L155 226V228H156ZM170 227H169V228H170ZM174 227H175V226H174ZM189 227H191V224H190ZM213 227H214V226H213ZM217 227H216V228H217ZM224 227H223V228H224ZM248 227H250V228H248ZM4 228H5V227H4ZM22 228H24V227H22ZM58 228H59V226H58ZM84 228H85V227H84ZM110 228H111V230H112V229H113V226H110ZM121 228H122V227H121ZM124 228H123V229H124ZM128 228H129V227H128ZM131 228H132V227H131ZM158 228H159V227H158ZM158 228H157V229H158ZM160 228H162V227H160ZM160 228H159V229H160ZM169 228H168V229H169ZM171 228L173 229V226H172ZM197 228H198V225H197ZM197 228H196V229H197ZM200 228H201V227H200ZM200 228H198V229H200ZM202 228H203V226H202ZM208 228H211V226H209ZM208 228H207V229L205 228L206 230H204L206 233H207ZM221 228H222V226H221ZM232 228H234V227H232ZM232 228H231V229H232ZM236 228H237V226H236ZM238 228H239V227H238ZM263 228H264V227H262V230H264ZM18 229H19V228H18ZM20 229H21V228H20ZM20 229H19V230H20ZM39 229H41V228H39ZM61 229H63V228H59V230H61ZM65 229H68V228H65ZM65 229H64V230H65ZM78 229H79V228H78ZM106 229H107V228H106ZM106 229H105V230H106ZM115 229H116V228H115ZM115 229H114V230H115ZM165 229H166V227H165ZM192 229H193V228H192ZM192 229H191V230H192ZM196 229H195V230L193 229V230H194V231H197ZM219 229H220V228H219ZM225 229H226V228H225ZM240 229H241V228H240ZM12 230H13V229H12ZM21 230H22V229H21ZM27 230H29V228H28ZM27 230H26V231H27ZM46 230H47V229H46ZM49 230L51 231V229H49ZM64 230H63V231H64ZM79 230H80V229H79ZM108 230H109V229H108ZM108 230H107V231H108ZM127 230H128V229H127ZM130 230H132V229H130ZM170 230H171V229H170ZM173 230H174V229H173ZM212 230H213V228H212ZM217 230H218V229H217ZM217 230H215V231H217ZM226 230H227V229H226ZM244 230H245V229H244ZM259 230H253V231H257L256 233L261 232V234L258 233V234H260V235H259L258 237H256L257 240H258V238L262 235V231H259ZM9 231H11V230H9ZM74 231H75V230H74ZM115 231H116V230H115ZM115 231H114V233H115ZM117 231H118V229H117ZM119 231H120V230H119ZM119 231H118V232H119ZM122 231H125V230H121V232H122ZM165 231H168V230H164V233L162 232V233L164 234V235H163L164 237H165L166 234L169 235V234H168L167 232H165ZM185 231L187 232V231H189V230H185ZM199 231H200V230H199ZM204 231L201 230L200 232H204ZM218 231H219V230H218ZM218 231H217V235H216L217 237H219V236H218ZM246 231H247V230H246ZM253 231H252V233H253ZM2 232H4V230H2ZM2 232H1V234H2ZM5 232H6V231H5ZM18 232H19V231H18ZM18 232H17L16 237H15V235H14L15 238H17V236H18ZM27 232H28V231H27ZM35 232H36V231H35ZM71 232H72V231H70V233H71ZM77 232H79V231H77ZM110 232H111V231H110ZM130 232H131V231H130ZM133 232H134V230L130 233L132 236H133V234H132ZM135 232H136V231H135ZM170 232H171V231H169V233H170ZM205 232H204V233H205ZM234 232H235V231H234ZM239 232H240V231H239ZM239 232H238V233H239ZM250 232H251V230H250ZM7 233H10V232H7ZM11 233H12V232H11ZM24 233H26V232H24ZM39 233H40V231H39ZM42 233H43V232H42ZM53 233L55 234V232H53ZM57 233H58V232H57ZM64 233H65V232H63V234H64ZM105 233H106V232H105ZM112 233H113V232H112ZM114 233H113V234H114ZM122 233H124V232H122ZM122 233H118V236H119V234H122ZM165 233H166V234H165ZM188 233H189V232H188ZM190 233H191L190 235L192 236V232H190ZM196 233H197V232H194V234H196ZM211 233L213 234V233H214V230H213V232H210L209 234H211ZM215 233H216V232H215ZM227 233H228V232H227ZM230 233H231V232H230ZM235 233H236V232H235ZM235 233H233V235H236ZM241 233H242V232H241ZM15 234H16V233H15ZM35 234H36V233H35ZM51 234H52V233H51ZM51 234H50V235H51ZM71 234H72V233H71ZM77 234H79V233H77ZM93 234H94V233H93ZM93 234H92V235H93ZM113 234H112V235H113ZM134 234H135V233H134ZM138 234H139V233H138ZM149 234H150V233L148 232V236H149ZM176 234H177V233H176ZM209 234H208V235H209ZM228 234H229V233H228ZM254 234H255V233H253V236H252V237H254V239H255ZM258 234H257V235H258ZM263 234H264V231H263ZM21 235H22V234H21ZM25 235H26V234H25ZM29 235H30V233H29ZM29 235H28V237L30 238ZM32 235H33V234H32ZM100 235H101V234H100ZM112 235H111V236H112ZM116 235H117V234H116ZM126 235H127V233H125V236H126ZM156 235H157V234H156ZM161 235H162V234H160V236H161ZM167 235H166V236H167ZM184 235H185V234H184ZM196 235H197V234H196ZM225 235H226V233H225ZM225 235H224V234L222 235L223 238L220 236V237H221L220 239L225 240L224 238L227 236V235H226V236H225ZM231 235H232V234H231ZM231 235H229V236H231ZM233 235H232V236H233ZM238 235H239V237L241 236V234H238ZM69 236H71V235H69ZM75 236H76V234H75ZM75 236H74V238L76 239ZM78 236H79V235H78ZM93 236H94V235H93ZM107 236H108V235H107ZM127 236H128V235H127ZM137 236H138V235L135 234V238H136ZM146 236H147V234H146ZM150 236H151V234H150ZM160 236H159V237H160ZM175 236H176V235H175ZM177 236H178V234H177ZM186 236H187V234H186ZM202 236H204V235H201V237H202ZM205 236H206V234H205ZM209 236H210V235H209ZM216 236H215V237H216ZM224 236H225V237H224ZM243 236H245V235H243ZM262 236H263V235H262ZM1 237H3V236H1ZM8 237H9V236H8ZM14 237H13V238H14ZM19 237H20V236H18V239H19ZM33 237H35V236H33ZM101 237H102V236H101ZM121 237H124V236L122 235ZM143 237H145V236H143ZM164 237H163V238H164ZM168 237H169V236H168ZM197 237H198V235H197ZM201 237H200V238H201ZM215 237L213 236L212 238H214V240H215ZM217 237H216V238H217ZM3 238H4V237H3ZM5 238H6V237H5ZM13 238L11 237V239H13ZM24 238H25V236H24ZM50 238H51V236H50ZM55 238H56V237H55ZM62 238H63V236H62ZM78 238H79V237H78ZM102 238H104V237H102ZM107 238H108V237H107ZM125 238H127V237H125ZM129 238H130V235H129ZM129 238H127V239H129ZM139 238H140V237H139ZM175 238H177V237H175ZM175 238L173 237V239H175ZM190 238H191V237H190ZM204 238H205V237H204ZM207 238H209V237L207 236ZM212 238H210V239H212ZM240 238H242V237H240ZM263 238H264V237H263ZM20 239H21V241H22V238H20ZM34 239H35V238H34ZM80 239H81V238H80ZM90 239H92V238H90ZM121 239H122V238H121ZM127 239H125V240L127 241ZM130 239H131V238H130ZM130 239H129V241H130ZM133 239H134V236H133ZM141 239H144V238L141 237ZM145 239H148V238L146 237ZM150 239H151V238H150ZM155 239H156V238H155ZM157 239H158V237H157ZM170 239H171V238H170ZM210 239H208V241H207L208 243L211 242V241H209ZM226 239H227V238H226ZM237 239H238V237H237ZM237 239H236V240H237ZM260 239H262V237H261ZM260 239H259V242L261 241ZM30 240H31V239H30ZM32 240H33V239H32ZM32 240H31V241H32ZM43 240H44V239H43ZM73 240H74V239H73ZM93 240H94V238H93ZM93 240H92V241H93ZM95 240H96V238H95ZM118 240H119V238H118ZM122 240H123V239H122ZM153 240H154V239H153ZM193 240H194V239H193ZM198 240H199V243H200V239H198ZM204 240H205V239H204ZM206 240H207V239H206ZM238 240H239V239H238ZM238 240H237V241H238ZM242 240H243V239H242ZM24 241L28 242V241H27V238L24 239L22 242H24ZM31 241H29V242L32 243ZM74 241H75V240H74ZM112 241H113V240H112ZM119 241H120V240H119ZM129 241H128V242H129ZM155 241H156V240H154L153 242H155ZM158 241H159V239H158ZM165 241H167V238H166ZM171 241L173 242V240H171ZM183 241H184V240H183ZM216 241H217V240H216ZM234 241H235V240H234ZM237 241H235V242L231 241V242L235 243V246H236V242H237ZM253 241L257 243L256 240H252V241L250 242V244H252ZM263 241H264V239H263ZM263 241H262V242H263ZM1 242H3V240H2ZM5 242H6V241H5ZM7 242H9V241H7ZM19 242H20V241H19ZM19 242H18V243H19ZM29 242H28V243H29ZM43 242H46V241H43ZM64 242H65V241H64ZM64 242H63V243H64ZM96 242H97V241H96ZM98 242H99V240H98ZM101 242H102V241H101ZM116 242H117V241H116ZM130 242H131V241H130ZM130 242H129V243H130ZM202 242H204L203 239H202ZM202 242H201V243H202ZM217 242H218V241H217ZM238 242H239V241H238ZM238 242H237V244H238ZM242 242H243V241H242ZM242 242L240 241V243H242ZM18 243H17V244H18ZM122 243H123V242L121 241V244H122ZM131 243H133V242H131ZM131 243H130V244H131ZM143 243H144V242H143ZM146 243H147V240H146ZM151 243H152V242H151ZM164 243H165V242H164ZM181 243H182V241H181ZM186 243H187V242H186ZM189 243H190V242H189ZM196 243H197V242H196ZM201 243H200V245H201ZM215 243H216V242H215ZM218 243H219V242H218ZM229 243H230V242H229ZM233 243H230V245L233 244ZM6 244H7V243H6ZM20 244L22 245V243H20ZM34 244H35V243H34ZM36 244H37V243H36ZM43 244H44V243H43ZM91 244H92V243H91ZM96 244H98V243H96ZM121 244L119 243L120 247H123V246L125 247L124 244H123V246H122ZM130 244H129V245H130ZM134 244H135V243H134ZM137 244H138V243H137ZM184 244H185V243H184ZM204 244H205V246H206V241L203 243V245H204ZM248 244H249V243L247 242V245H248ZM260 244H263V243H260ZM18 245H19V244H18ZM18 245H17V246H18ZM41 245H42V244H41ZM70 245H72V243H71ZM127 245H128V244H127ZM131 245H132V244H131ZM131 245H130V247H131ZM143 245H145V244H143ZM143 245H142L141 247H143ZM152 245H153L152 247H154V244H152ZM163 245H164V244H163ZM177 245H178V244H177ZM180 245L182 246V244H180ZM187 245H188V243H187ZM190 245H191V244H190ZM190 245H189V246H190ZM203 245H202V247H203ZM239 245H240V244H239ZM254 245H258V244H255V243H254ZM8 246H9V245H8ZM22 246H23V245H22ZM22 246H20V247H22ZM27 246H28V245H27ZM42 246H43V245H42ZM45 246H46V245H45ZM99 246H100V244H99ZM105 246H106V245H105ZM134 246H135V245H134ZM134 246H133V247H134ZM150 246H151V245H150ZM160 246L162 247V245H160ZM160 246H159V247H160ZM197 246H198V244H197ZM197 246H196L195 249H197ZM211 246H212V245H211ZM237 246H238V245H237ZM243 246H244V245H243ZM245 246H246V243H245ZM248 246H250V245H248ZM248 246H246V247H248ZM37 247H38V246H37ZM116 247H117V245H116ZM128 247H129V246H128ZM135 247H136V246H135ZM144 247H145V246H144ZM144 247H143V248H144ZM148 247H149V246H148ZM161 247H160V248H161ZM175 247H176V245L174 244V248H175ZM182 247L184 248V246H182ZM191 247H195V246H191ZM231 247H234V246L231 245ZM231 247H230V251L233 249V248H231ZM251 247H252V246H251ZM251 247H250V248H251ZM259 247H262V246H259ZM30 248H31V247H30ZM30 248H29V249H30ZM102 248H103V247H102ZM106 248H107V247H106ZM125 248H126V247H125ZM131 248H132V247H131ZM145 248L147 249V246H146ZM150 248H151V247H150ZM155 248H157L156 245H155ZM177 248H178V247H177ZM177 248H175V250H177ZM183 248H182V249H183ZM221 248H222V247H221ZM237 248H239V247H237ZM237 248L235 247V249H233V252H234L233 255H238V254L240 253V251H241L240 248H241V247L239 248L240 251H239ZM248 248H249V247H248ZM15 249H17V247H16ZM29 249H28L27 251H29ZM94 249H95V248H94ZM98 249H99V248H98ZM98 249H97V250H98ZM100 249H101V248H100ZM115 249H116V248H115ZM117 249H118V248H117ZM132 249H133V248H132ZM132 249H131V250H132ZM135 249H136V248H135ZM151 249H152V248H151ZM151 249H150V251H151ZM178 249H179V248H178ZM180 249H181V247H180ZM180 249H179V250H180ZM207 249H209V248L206 247V249H205L206 252L208 251ZM210 249H211V248H210ZM210 249H209V250H210ZM219 249H220V248H219ZM219 249H218V251H219ZM243 249H244V252H245V248H243ZM252 249H253V248H252ZM257 249H259V248H257ZM263 249H264V247H263ZM263 249H261V250H263ZM1 250H2V249H1ZM42 250H43V249H42ZM95 250H96V249H95ZM95 250H94L93 252H95ZM97 250H96V252H97ZM121 250H122V249H121ZM127 250H128L127 248H126L125 251L123 250V251L125 252V254H126V251H127ZM133 250H134V249H133ZM133 250H132V251H133ZM140 250H141V249H140ZM175 250L173 249V252H174ZM179 250H178V251H179ZM211 250H212V249H211ZM213 250H214V249H213ZM224 250H227V248L224 249ZM235 250H236V251L238 250L239 253H238V251H237V252H236L237 254H235ZM27 251L25 250V252H26L25 255L27 254ZM33 251H34V250H32V252H33ZM49 251H50V250H49ZM104 251H106V250H104ZM115 251H116V250H115ZM141 251H142V250H141ZM144 251H146V250H143V252H144ZM171 251H172V250H171ZM181 251H182V250H181ZM247 251H249V250H247ZM255 251H256V250H255ZM263 251H264V250H263ZM42 252H43V251H42ZM50 252H51V251H50ZM98 252H99V251H98ZM107 252H109V251H107ZM135 252H136V251H135ZM182 252H183V251H182ZM182 252H179V256L181 255ZM187 252H188V251H187ZM224 252H225V251H223V254H225ZM227 252H228V251H227ZM242 252H243V251H242ZM251 252H252V251H250V253H251ZM257 252H260V251H257ZM261 252H262V251H261ZM261 252H260V253H261ZM29 253H31V251H29ZM47 253H48V252H47ZM120 253H122V252H120ZM130 253H132V252H130ZM137 253H139V251H138ZM184 253H185V252H184ZM184 253L182 254L183 256H184ZM211 253H212V252H211ZM221 253H222V252H221ZM228 253H231V252H228ZM228 253H226V255H228ZM254 253H255V252H254ZM260 253H259V254H260ZM32 254H33V253H31V256H32ZM43 254H44V253H43ZM53 254H55V252H54ZM58 254H59V253H58ZM95 254H97V253H95ZM98 254H100V253H98ZM98 254H97V255H98ZM107 254H108V253H107ZM107 254H106V255H107ZM128 254H129V252H128ZM139 254L142 255L141 252H140ZM144 254L146 255L145 252H144ZM174 254H177V255H178V252L175 251ZM185 254H187V253H185ZM207 254H210V253H207ZM248 254H249V253L247 252V257H250V261H251V258H252V261L254 262L255 259H253V256L251 255V256H252V257H251V256H249L250 254H249V255H248ZM255 254H256V253H255ZM257 254H258V253H257ZM21 255H22V254H21ZM34 255H35V254H34ZM51 255H52V253H51ZM97 255H95L94 257L96 258ZM100 255H101V254H100ZM108 255H111V251H110V254H108ZM116 255H117V256H116ZM119 255H120V254H119ZM130 255H132V254H130ZM133 255H135V254H134V251H133ZM147 255H148V252H147ZM218 255H219V254H218ZM221 255H222V254H221ZM226 255H225V256H226ZM230 255H232V254H230ZM243 255H244V256H241L242 259H243V257H245V253H243ZM262 255H263V254L261 253V256H262ZM0 256H1V254H0ZM3 256H4V254L2 255V257H3ZM6 256H7V253H6ZM29 256H30V255H29ZM31 256H30V257H31ZM58 256H59V255H58ZM58 256H57V257H58ZM104 256H105V255H104ZM113 256L118 257V251H117V253H115V255H113ZM113 256H112V257H113ZM139 256H140V255H139ZM148 256H149V255H148ZM201 256H202V255H201ZM208 256H209V255H208ZM228 256H229V255H228ZM228 256H226V258H228ZM257 256H258V255H257ZM7 257H8V256H7ZM9 257H10V255H9ZM9 257H8V258H9ZM13 257H14V256H13ZM19 257H20V255H19L17 258H19ZM102 257H103V255H102ZM105 257H106V256H105ZM112 257H111V258H112ZM135 257H136V255H135ZM137 257H138V256H137ZM137 257H136V258H137ZM140 257H142V256H140ZM140 257H139V258H140ZM162 257H163V256H162ZM169 257H170V256H169ZM171 257L174 258L173 256H171ZM184 257H185V256H184ZM186 257H187V256H186ZM199 257H200V256H199ZM233 257H234V256H233ZM236 257H237V256H236ZM254 257H255V256H254ZM15 258H16V257H15ZM17 258H16V259H17ZM51 258H52V257H51ZM103 258H104V257H103ZM103 258H100V259L102 260ZM107 258H108V257H106V259H107ZM111 258H110V259H111ZM142 258H143V257H142ZM197 258H198V257H197ZM202 258H203V256H202ZM206 258H207V257H206ZM206 258H204V259H206ZM210 258H211V257H210ZM223 258H224V256H223ZM229 258L231 259V256H230ZM241 258H238V257H237V258H235V259L232 260V261H237V260L239 261ZM257 258H258V257H257ZM257 258H256V259H257ZM0 259H1V257H0ZM11 259H12V258H11ZM55 259H56V258H55ZM108 259H109V258H108ZM110 259H109V260H110ZM116 259H117V258H116ZM116 259H114V261H115ZM147 259H148V258H147ZM175 259H178V257H175ZM180 259H181V258H180ZM180 259H179L178 261H180ZM183 259H184V258H183ZM200 259H201V257H200ZM200 259H198V260L195 259V260H196L197 262H199V264H200V261H201ZM207 259H208V258H207ZM224 259H225V258H224ZM224 259H223V260H224ZM230 259H229V260H230ZM236 259H237V260H236ZM259 259L262 260V258H260V256H259ZM259 259H258V260H259ZM263 259H264V258H263ZM2 260H3V259H2ZM5 260H6V259H5ZM7 260H8V259H7ZM7 260H6V261H7ZM14 260H15V259H14ZM14 260H11V261H14ZM17 260H18V259H17ZM17 260H16V261H17ZM20 260H21V259H20ZM97 260H98V259H97ZM97 260H96V261H97ZM109 260H107V261H109ZM111 260H112V259H111ZM111 260H110V262L113 261V260H112V261H111ZM130 260H131V258H130ZM130 260H129V261H130ZM134 260H135V259H134ZM141 260H142V259H141ZM153 260H155V259H153ZM199 260H200V261H199ZM219 260H220V259H219ZM219 260H217V261H219ZM221 260H222V258H221ZM227 260H228V259H227ZM229 260H228V261H229ZM0 261H1V260H0ZM3 261H4V260H3ZM18 261H19V260H18ZM29 261H31V259H30ZM73 261H74V260H73ZM73 261H72V262H73ZM75 261H76V260H75ZM103 261H105V259H103ZM114 261H113V262H114ZM166 261H167V260H166ZM175 261L178 262L177 260H175ZM182 261L184 262V260H182ZM188 261H189V260H188ZM188 261H187V263H188ZM203 261H204V260H203ZM203 261H201V262L203 263ZM205 261H206V260H205ZM205 261H204V263H206ZM208 261H209V260H208ZM243 261H245V259H244ZM9 262H10V260H9ZM22 262H23V261H22ZM66 262H67V261H66ZM97 262H98V261H97ZM110 262H109V263H110ZM131 262H133V261H131ZM155 262H156V260H155ZM183 262H182V264H183ZM213 262H214V261H213ZM223 262H224V264L229 263V262L225 263L226 260H225V261H222V263H223ZM240 262H242V261H240ZM240 262H238V263H240ZM7 263H8V262H7ZM7 263L4 262V264H7ZM20 263H21V262H20ZM39 263H41V262H39ZM59 263H60V262H59ZM64 263H65V262H64ZM105 263H106V261H105ZM136 263H137V262H136ZM148 263H149V261H148ZM159 263H161V262L158 261V263H156V264H159ZM178 263H179V262H178ZM189 263H191V262H189ZM189 263H188V264H189ZM194 263H195V262H194ZM202 263H201V264H202ZM207 263H208V262H207ZM210 263H211V262H210ZM210 263H209V264H210ZM217 263H218V262H217ZM217 263H216V264H217ZM230 263H231V261H230ZM230 263H229V264H230ZM234 263H235V262H234ZM236 263H237V262H236ZM261 263L263 264V263H264V260H262ZM261 263H260V264H261ZM17 264H18V263H17ZM24 264H25V263H24ZM29 264H31V263H29ZM35 264H36V263H35ZM42 264H44V262H42ZM65 264H66V263H65ZM107 264H108V263H107ZM138 264H139V263H138ZM154 264H155V263H154ZM192 264H193V263H192ZM211 264H213V263H211ZM220 264H221V263H220Z\"/></svg>",
    "mask_w": 264,
    "mask_h": 264
},
{
    "label": "snow or ice",
    "instance_id": "6c2138e0",
    "mask_svg": "<svg viewBox=\"0 0 264 264\" xmlns=\"http://www.w3.org/2000/svg\"><path fill=\"white\" fill-rule=\"evenodd\" d=\"M37 6L36 5H29V8H32V9H35ZM35 18V17H34ZM262 51H264V49H262ZM247 181H245V183H246ZM250 251H251V249H250ZM12 264H17V262L16 261H13L12 262Z\"/></svg>",
    "mask_w": 264,
    "mask_h": 264
}]
</instances>
